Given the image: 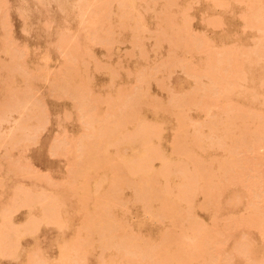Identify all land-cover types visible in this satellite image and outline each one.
I'll return each mask as SVG.
<instances>
[{"label": "rangeland", "instance_id": "1", "mask_svg": "<svg viewBox=\"0 0 264 264\" xmlns=\"http://www.w3.org/2000/svg\"><path fill=\"white\" fill-rule=\"evenodd\" d=\"M26 1H28V3H29V6L28 5H25L24 3L26 2ZM40 1V0H39ZM76 1H78V2H74V0H61V7L60 6H57V5H54L53 3H52V5L51 6H49L48 5V0H41V2H40V6H39V3L37 2V1H35V0H6V2H4V0L2 1V0H0V3H2V2H4L6 5H4V7H2L3 5L2 4H0L1 6H0V18L2 17L1 15H4V14H2V12L4 11H6V9L7 8H9V9H7L8 11V13L7 12H5L6 14H7V16H8V19L9 20H5L6 22H4L3 20H4V17H2L1 18V20H0V25H2L1 23H3V24H7V26L9 25V27L8 28H6V30L7 29H9L10 28V30L11 31H9L8 30V32H10L9 33V35L8 36H11V39L9 40L8 39V36L6 35V37H7V39L8 40H6V38H5V36H4V38H5V41H9V42H7V43H9L10 45L8 46V45H5V44H7L6 42H4V44H3V42H2V40L4 41V38L2 39L1 37H2V35H5L3 32H4V29H2L4 26H0V49L3 51V49H4V52H5V50H6V52H7V55H8V51L7 50H9V47H10V51H11V53L12 54H16V53H20L21 52V49H22V47H20V46H23V45H25V47L27 48V51H26V49L23 51L25 54L26 53H28V55L27 56H25L26 58L24 59V61H25V63L27 64H24V65H26V66H24L25 68H31L30 69V71H26L25 72V75H28V76H30V77H28V79L27 78H25V79H27V80H29L28 82H26V80H24V77L25 76H23L22 74H24L23 72L25 71H22V73H19V72H17L16 74H14V76H12V72H14V71H11V76H12V78L14 77V80L12 81L13 83H14V85H10V83H9V85L10 86H13L15 89L14 90H19V88H20V90L22 91V88H27V87H23L24 86V84L26 83L27 85H29V88L31 89V91H33V92H31V91H27V89H26V91L25 92H27V94H32L33 93V98H32V100L34 99V98H36V97H38L37 99H35V101L37 100H39L41 103L40 104H42L43 103V99L41 100V97H43L44 98V102L45 103H43L44 105H46V108H45V110H43V111H48V113L47 112H44L43 114L44 115H48V117H40V116H38V114L40 113L39 112V110H41V112H42V109H43V107H41L40 105H38V106H40V109H38L37 107H34L35 105H37L38 103H39V101H38V103H37V101L35 102L34 100L32 101V100H30V102L32 101V103H30V102H28L30 105H28V103H27V105H26V101L28 100V99H30L31 97V95L29 96L30 98H28V99H24V100H26V101H24V103H25V106H26V108H24V105H22V104H24L23 102L21 103V106H22V108H23V110H20V107L18 108L19 109V111H15V110H13V111H9L10 113V115L7 113L5 116H8L9 115V117H11L10 119H9V117H8V119H7V117H5L7 120L6 121H4L5 123L0 127V131H2L3 132V134L1 133L0 134V137L2 136V138H4V139H0V156L2 155V157H3V151L4 150H6L7 151V148H8V151L6 152L5 151V154H6V156H8V157H5V154H4V157H5V159H1L0 160V177H1V179L0 180H2V181H0V185L2 184V190H0V193H2V195L0 196L1 198H0V210H2L1 212H0V216H3V204L6 202V203H8L9 201H7V198L6 197H9L10 196V198H14V197H16V196H14V195H16L15 193H14V195L13 194H11V193H13V192H17V191H19V189L23 186L24 187V191L25 190H27V192H28V190L30 191L31 189L34 191V192H36V193H38V190L40 191V193H42V196H40L41 194H36L37 196H38V201H37V198H35V196L36 195H34V196H32L33 197V199H34V202L36 201V205H33V201L32 200H30L29 202L31 203V205H30V203H29V206L31 207L30 209L28 208V210H27V207L26 208H24V207H22L21 206V208H19L20 206H18V207H14L15 209H17L18 211L15 213V214H12V212H11V210L13 211V209H11L10 208V212H11V216H9L8 215V218H9V220H11L10 222L11 223H13V224H16V226H17V228L18 229H22L23 227H22V225H19V224H21V222L25 219V218H27V216L28 215H30L29 217H31V213H32V217L34 216V217H36L35 219H37V218H39L40 219V217H39V215L42 213V211L40 210L43 206H45L46 204H48L49 203V198H46L47 197V195L49 196V192H53V191H55V192H60V191H62V190H64V193H65V196H66V199L68 200V204H67V206H68V208L70 209V208H72V207H77L78 208V206H82V202H83V204H86L87 205V209L85 208L86 207V205H85V207H81L82 209H80V214L79 215H75V217H74V219H73V224H72V226H70L71 228H66V229H63L62 231H56V230H54V228L53 229H51L52 228V226L50 225L49 226V224H45V227L44 226H39L38 228H39V230H34L35 232H36V234L34 233V231L32 232V236L31 235H29V234H27L28 232H25V235H26V237L24 238V241H23V239H22V241H20V242H22V246L21 247H19L20 246V242L16 239V238H14L15 237V235L13 236L12 235V233H9V237H8V241H7V244H6V251H8L10 248H11V246H15V247H13V249H14V251L15 252H12V254L14 255V257H10V256H6V254H5V256H3V258L2 257H0V264H26V261L28 260V258H30L31 256L29 255L30 253H31V251L34 253L35 251H37L36 249H38L39 250V254L40 255H37V256H35V260L34 259H32V260H29L28 262H27V264H31L32 263V261H33V264H78L79 263V261H80V263L81 264H83V261H85V263L86 264H106L107 263V259H109V261H111L113 258V260H112V263L114 264V262H116V261H120L119 262V264H134L135 263V261L133 262L132 261V259L131 260H129L128 259V261H127V259L124 261L123 260V257L121 256V258H119L120 257V255H118V250H117V252H116V250H115V252L112 250L113 248H115V247H112V248H107V249H109L108 250V252L106 251V249L104 250L103 248H104V246H103V243H102V246H103V248H100V249H103V250H101L102 251V253H103V256H102V253H100L99 252V249L97 248L96 249V247H98V246H100L101 245V241L100 242H95L96 241V238H98V237H100L99 236V234H98V237L96 236V233L94 232V231H91L90 229H88V231L87 232H85L86 230L84 229V231H81V230H79V231H77V233L78 232H80V237L79 238H84V236H85V238H84V241L86 240L87 241V239H88V243H89V245H87L86 246V244H88L86 241V244L84 245V242H83V245L85 246V248L83 247L82 249H80V252L79 253H82V251L83 252H85V253H82V254H79L78 255V252H77V250H79L78 249V247H79V244L78 245H76V240L78 239V238H76V240H75V242H73L74 240H72L74 237H76V236H79L78 234H74L75 232V226H78V224L79 225H81V226H83V224H82V222L81 221H85V219L87 218V216L88 217H91V216H95V215H93V213L95 214V212H96V210H97V212H99V214H101V215H99V216H101V220H102V216H105V219H107L106 218V215H103L106 211V213L107 214H109L108 213V210H109V208H107V203H108V201L107 200H109V199H107V194H109V193H107L108 191V188H110L111 186H110V184L109 183H111V178L113 179V177L112 176H114V175H110L109 174V172H110V170H111V168L113 169V166H112V164L113 165H118V167L120 166L121 167V165L123 166L124 164H125V166H124V168L125 169H123V167L120 169V172H123V174H124V176H125V178H128V180H126V182H125V179H124V183H121L120 181H122V180H120V178H122L123 177V174H119V176L121 175L122 177H120V178H118V182H120L121 184H122V187L121 188H124L123 190L124 191H121L122 193H120V192H118L120 195H122V196H120L119 197V195H118V197H119V199H122V200H120V201H118V200H116V197H117V195H116V193H115V191H114V194L116 195V197H115V200L116 201H118L119 203H123V200H124V202L126 201V203L127 204H125L126 206H123V207H121V206H119V203H117V202H115L112 198H111V200H109V201H111V203L114 201L115 203H117L116 205H115V203H112V204H114L115 205V207H119V208H122V210H121V212L120 211H118V208H115L114 209V206L112 205V206H109V207H112V217H115L114 215H116V218L117 217H119L117 220L120 222V227H118L117 225H118V223L119 222H117L116 221V223L114 222V224H112L113 223V221H111L112 220V218H111V220H109L108 221V219H107V224H112V225H116L117 227L116 228H120V234L121 233H127V234H129V235H132V236H135V237H137V238H139L140 237V239H141V242H142V240H145V238L148 240V238H149V240L151 241V239H152V241L151 242H153L152 244H158L159 242L161 243L162 242V240L161 241H159L158 240V238H159V236H164V237H167L168 235L167 234H163V233H165V232H162L163 231V229H164V227L166 226V228H168L167 226H170L171 224V220H170V222H169V218H168V221L166 220L167 218H165V220H162L163 218L160 216V215H158V207H159V205H158V203L157 202H155V203H153V202H151V205H149V206H151L150 208L151 209H148V208H145V205H144V203H143V201H142V203L143 204H141V205H143L144 206V208L145 209H147V210H151V217L149 216L150 215V213L147 215V210H145L144 208H142L143 209V211H145L144 213H142L141 211V209H140V207H141V205L139 204V202H137V200H135L136 201V203L135 204H133L132 203V201L134 200V199H136V198H134L133 197V200H131L132 198V189H131V187H133V186H131V184L133 183H135L136 185H138L137 186V189H139V185L141 184V183H139L138 182V180H140L141 181V177H142V180H143V182H144V180L146 179L144 176H141L140 175V173L139 174H137L138 176H136V171L134 170V171H131L127 166L129 165H131V163H132V161L134 162V161H136L135 159V155H137V154H140V152L142 153V151L143 150H145L146 148H145V146H143L142 147V145H145V144H147L148 143V141L146 142V143H144V144H140V145H138L139 143H137L138 141L137 140H135V142L133 141V144L134 145H130L128 142H129V140L128 139H126V138H128L127 136L129 135L130 136V132H132L133 131V128L136 126V124L137 123H139L138 121L141 119L139 116H141L143 113H148V115H152V114H154V113H156L157 114V123L156 124H160L159 126L158 125H156L155 124V121L154 120H151L150 122L152 123L153 122V124H154V127H155V125L160 129V128H162V130H160L161 132H158L159 133V135H160V133H161V135L159 136V135H157V137H155V140H154V138H152L151 140V143H148L149 145H147V147H148V149L150 148V147H152V146H154V145H156V146H154L155 147V150H159V148L161 149V151H162V153H163V151H164V153L163 154H160L161 156H164V157H167V158H169V159H167V160H169L170 162L172 161V160H175V161H173L174 163H176V164H181L183 161L182 160H184L185 161V159L183 158V157H185V156H183V155H178L177 157L174 155V153L173 154H171L170 155V153H171V151L169 150V149H171V147H173L174 146V144H173V146L172 145H170V144H172V143H169V141H170V138L171 137H173L174 136V133L176 134V133H179L180 135H178L179 137L180 136H184V134H190V132H194L195 133V135H194V137H198L199 135H196L197 134V131L198 130H196V129H199V134H200V131H201V129L200 128H202L203 129V133L206 131V132H208L207 130H206V128H203V127H201V126H203V124H204V126H205V124H207V122L209 123H211V119H213V121H214V118L215 117H218L220 114V116L219 117H221L222 118V116L223 115H225V114H222V111L224 110V108L227 106V108H229L228 106H232L230 109H228V110H231L232 109V113H235V112H233V110H235L236 108H235V106L237 107V109L236 110H238L239 111V113L240 112H242V111H240L241 109L242 110H244L245 111V113H243L242 115H247L246 114V112L248 113L249 112V114L248 115H250L251 116V114H252V112L253 111H256V110H258V113H257V111L255 112V114H256V116L254 117V118H252V117H250V118H252V119H249V120H243V122H240L239 120L242 118V116L241 117H237L238 118V120L236 119L235 121H234V123L235 124H239V128L241 129V126H240V124L241 125H246V124H248V125H250L249 126V128L247 127V125H246V128H248V130L250 129L251 131L253 130V129H251V127L252 126H254V128H255V132H251V131H249L250 132V134H249V136H245V134L247 133L246 131H244V132H246L245 134H242V135H244V136H242V137H240V138H237L236 140H234L235 142H231L230 141V139H229V142H231V144L229 143L228 144V139L227 140H225L226 138H227V136H226V138H224V140H225V143H227L226 144V146H223L224 147V149L226 150V147H228V148H230V150L232 151V153L234 154V157H235V159H239V160H243V158H244V163H245V166L243 167L242 165H240V168L239 169H241L242 170V172H243V174H242V172H240L238 169H236V170H238V172L240 173V174H238L239 175V177L242 175L243 177H242V179L240 180V181H242V183H241V185L242 184H244V187L246 186V188H244L245 190H243V189H241L239 186H241L240 185V181L239 182H237L238 184H236V181H235V184L237 185L235 188H234V184H231L230 182V184H229V187L227 186V187H225V185H224V187L222 188V189H218L219 191L220 190H224V191H221L220 193H219V191H217L218 192V194H217V196H216V194L213 196L214 197V199H216L217 200V198H218V201L220 202L219 204L220 205H213L214 207L216 206V208L217 209H215L216 210V212H214L215 210L213 209V207L211 206V207H208V208H206V210L207 209H209V211L208 212H204L203 210H200L201 208L202 209H205L204 208V206L203 207H201V208H199V210L196 208V207H198L197 205H200V204H198V202L200 201L201 202V199H202V201L205 199V198H201V195H203V194H201L200 195V193L198 192V194L196 195V197L195 198H192V201L193 202H191L192 203V206H191V204H190V208H186V207H189L186 203H183V204H186L187 206L185 207L186 209H180L181 210V212L182 213H180V215H181V221L179 220V223L180 222H183V224H179L180 226H178V227H176L177 226V224H173L174 226H175V228L174 227H172V226H170V229H171V231L172 232H174V234H171L172 236H174V235H176V236H178V237H180V239H178V241H176L177 242V245L175 246V243L176 242H174L173 241V243H171V245L169 244V246H168V250L172 253V251H173V249H175L176 247H178V242H179V244H181V248H182V244L184 243V241H185V243H188L187 245H189V242L191 241V237H189L188 238V241H187V239L186 240H183V239H185L184 237H188V236H185V234L183 235L182 234V232L184 231V229H183V225H185L184 227L186 228L187 227V225L188 224H186V223H188V221L187 220H191L192 218H194V219H198V221L200 222V220H202L203 221V223L204 224H201V222H200V224L199 223H197L198 221L196 220V227H195V230L196 231H198L197 233H198V235H200L201 234V232L202 231H207V230H209V232H210V234L207 232V234H209V236L211 237V235L213 234L214 236V239H212V241L214 240V242H217L218 243V240H219V242L221 241L222 242V239L224 240L223 242H225L226 240H227V238L228 237H230V239L228 238V240L226 241V245L224 246L223 245V243H221L222 245L219 247V245L217 246V249H218V247H219V249H218V251H216L217 249H216V245H214V243H213V247L216 249L215 251H214V253L215 252H217V254H218V252H219V254L220 255H222V257L221 256H219V258H218V255H217V260L216 261H218V259L221 261V262H223V261H227V263L228 264H231V263H233V264H243V263H245V264H252L251 263V261L252 260H257V259H260V258H262V256H263V258H264V233H263V235L260 237V235L259 234H261L264 230H261V228L263 229L264 228V226H261V225H263L264 224V220H263V218H264V211H263V213H262V210H259V208H260V205L261 206H263L264 207V203H263V205L260 203V204H258V206H259V208H258V212L260 213L261 212V216L262 217H259V213L257 212V211H254V209H253V213H252V216H253V214H257L256 216L258 217V219L256 218V219H254L253 221H255V222H253L252 221V223H250V226H249V224H247V223H245L244 221L242 222V217H241V221L240 222H242V223H244L245 225H244V227H246V228H248L249 227V229H246V228H243L242 226H243V224L242 223H240L241 225V227L239 226V224H238V226H237V223H236V221L234 220L235 218H233V216L231 217V218H229V214L227 215V213H230L231 215H235L234 217H236V216H238L239 214L240 215H242L243 216V218H245V215L247 214V216H249V217H251V218H249V222H250V220H252L253 219V217L248 213L249 212V210L247 211L245 208L247 207V206H245L247 203H249L248 202V200L249 199H254V201H252V202H250V203H253L254 204V202H255V200L256 199H258V200H261V199H259L260 198V196L258 197V195H262V200H261V202L262 201H264L263 199H264V194H258V192H261V191H263V193H264V176H262V177H260V180H258V178H259V176H260V174L261 175H264V136H262L261 134H264V130L263 131H261L260 130V128H264V117L259 113V112H261V111H263V113H264V110L262 109V108H264V98H261V96L262 97H264V63H262V62H264V58H261V57H258L259 59L258 60H260L258 63H257V65H255V64H252L253 63V61H255V60H253L252 62H251V64H249L250 63V61L251 60H249V63H248V65H247V62H248V59H251V58H254L255 56H256V58H257V56L258 55H260L259 53H258V49H260V48H262L263 47V49L261 50V51H264V18H261V15L260 14H262L260 11V13L258 14V17H255L256 18V20H257V18H258V21L257 22H259V21H261V23L258 25V24H256L257 26H259V28L258 27H256L255 25H254V27L252 26H249V24H251L250 23V19L248 20L249 21V24H248V21L246 22V20L249 18H247L246 20L244 19H242V18H239V17H241V16H244V18H245V16L247 17V13H249L250 15H251V12H252V5H250V4H253V2H254V0H253V2L250 0L249 2H248V0L246 1V0H243V2H241V0L239 1V0H237V2H236V0H187L188 2H185L186 0H172V1H174V6L172 7V5H171V8H169V9H167L168 7V5H166V9L165 10H163L164 8H165V4L166 3H168V2H166L167 0H159V1H156V2H154L155 0H152V1H150V0H148V4H146V5H143V2H140L139 0H127V1H125V2H127L128 3V5L130 6H132V5H134V6H132L131 8H129V6L127 5V7H125V10H127V11H125V13H126V15H129L130 13L129 12H131V10H133V8H135V11H136V9H137V14H134V11L133 12H131V16H127L129 19L127 20L128 22H126V20H124V18H122L123 17V14H124V17L126 18V16H125V13H121V12H119V13H121V14H119L118 13V11L120 10V8L117 10V8H118V6H123V4L125 5V3H122L123 1H117L116 0V2H113L114 0H112V1H110V0H104V1H110V3L112 4V5H110V7H111V10H107V4L109 3V2H104V4H106L105 6H104V4L102 5V3H101V5H102V9H99L98 8V5H99V7L101 6L99 3H100V1H99V3H98V0H76ZM82 1H83V3L86 1V4H84V5H82V6H84V7H80L79 8V11H77L78 10V6L80 5V4H82ZM102 1V0H101ZM133 1V2H132ZM143 1H145V0H143ZM169 1H171V0H169ZM172 1L170 2V3H172ZM191 1H193L192 3H191ZM197 2V4H196V2ZM211 1H215V2H211ZM222 1H224V2H222ZM256 1V0H255ZM259 1H261V3L260 2H254L255 4L254 5H256L257 6V8L258 7H260L261 6V4L263 3V6H264V2H262V0H259ZM73 2V3H72ZM103 2V1H102ZM118 2V3H117ZM119 2H121L122 3V5H121V3H119ZM145 2H147V1H145ZM145 2H144V4H145ZM155 3L154 5L155 6H153V4L152 3ZM186 4H185V3ZM228 2V3H227ZM239 2V3H238ZM41 3H42V5H41ZM162 3V5H160ZM165 3V4H164ZM170 3H168V4H170ZM188 3V4H187ZM195 3V4H194ZM226 3V4H225ZM243 3H245L244 5H243ZM71 4L73 5V6H71ZM75 4V5H74ZM76 4H79V5H77L76 6ZM136 4H141V5H139V6H141V8L138 6V5H136ZM150 4H152V5H150ZM193 4V5H192ZM248 4L250 5V6H248ZM47 5V6H46ZM147 5H148V7H147ZM159 5H160V8H159ZM186 5H189V6H186ZM228 5V6H227ZM247 5V7L249 8V7H251L250 9H251V11H246L245 12V10L247 9L248 10V8L247 7H244V6H246ZM43 6V7H42ZM75 6V7H74ZM117 6V7H116ZM256 6H254V7H256ZM31 7V8H30ZM77 7V8H76ZM105 7H106V9H105ZM110 7H109V9H110ZM137 7V8H136ZM145 7V8H144ZM164 7V8H163ZM169 7H170V5H169ZM44 8V9H43ZM74 8V9H73ZM81 8L83 9L84 8V14H82L83 13V11L81 10ZM124 8V7H123ZM127 8V9H126ZM145 9V10H142V9ZM149 8V9H148ZM163 8V9H162ZM189 8H191L190 10H188ZM16 9V10H15ZM104 9V12L102 11ZM249 9V10H250ZM260 9H262L261 7H260ZM264 9V8H263ZM20 11L19 12V14L21 13V15H22V18H24V21L22 20L21 21V16L19 17V15H17L18 13V11ZM46 11V13H44L45 11ZM117 10V11H116ZM123 9H121L120 11H122ZM157 10H158V12H157ZM160 10V11H159ZM24 11V12H23ZM81 11V12H80ZM99 11H102L101 13H99ZM107 11H108V13H107ZM111 11V13H116V16H113L112 14H110L109 15V12ZM129 11V12H128ZM230 11H231V13H230ZM241 11H243V12H245V14L246 15H244V14H241V16H239L240 15V13H243V12H241ZM23 12V13H22ZM62 12V13H61ZM80 12V13H79ZM123 12H124V10H123ZM127 12H128V14H127ZM162 13V12H164V14H167L168 12H169V14L171 13V15L172 16H168V14L167 15H162V14H160V13ZM166 12V13H165ZM75 13V14H74ZM103 13L105 14V13H107L106 15H104V16H107V15H109V16H107V17H109L108 19H110L109 21H110V23L108 22V20L106 19V17H104L105 19V22L104 21H102V20H100L99 19V17L98 16H101V15H103ZM113 13V14H114ZM238 13V14H237ZM6 14H5V17H6ZM80 14H82V16L84 15H86V16H88L89 18H91V19H89L88 17L86 18V20H84L85 21V23H87V29H85V30H87V33L89 34H91L90 36H88V34H86V33H84L86 36H87V38L89 39V41L87 40H85L86 38L84 37V35L82 34L83 32H85V30L83 31L82 29H79L80 27H82L83 29H84V27H86L84 24H83V26L80 24L81 22L82 23H84V21L82 20H79L78 19V16ZM101 14V15H100ZM202 14V15H201ZM49 17H48V16ZM118 15H120V18L118 17ZM136 15V16H135ZM237 15V16H236ZM264 14H262V16H263ZM85 16V17H86ZM132 16L134 17V18H132ZM199 16H201L202 18H200ZM252 16V15H251ZM254 16V15H253ZM256 16V15H255ZM80 17V16H79ZM102 17V19H103V16H101ZM191 17V18H190ZM21 18V19H20ZM46 18H47V20H46ZM80 18H83V17H80ZM131 18H132V20H131ZM158 18V19H157ZM162 18V19H161ZM188 18H189V20H188ZM251 18V17H250ZM259 18H261V19H259ZM7 19V18H6ZM120 19V20H119ZM127 19V18H126ZM161 19V20H160ZM194 19V20H193ZM220 19H221V21H220ZM241 19V20H240ZM252 19H254V17L252 18ZM251 19V20H252ZM79 20V21H78ZM87 20H90V21H87ZM98 20H100L101 22H103V23H99V21ZM124 21V25L122 26L121 25V28H116V26H118L117 24H120L121 23V21ZM255 19L253 20V24H254V22L256 21ZM9 21V22H8ZM43 21H45L47 24L48 23H50L51 21V27H49V25H48V28H50V29H48L47 28V25H46V29H44L45 27H43L42 25H45V24H43L44 22ZM107 21V22H106ZM9 24H8V23ZM43 22V23H42ZM92 22V25L90 24ZM136 22V25H134V23ZM170 23V22H172V23H170V26H171V24H172V26L174 25V24H177V26H180V25H184L183 23L184 22H186V26H185V28L182 26H180V28L182 29H184L183 31L182 30H180L179 32V35L183 32V34L181 35V37L179 36L178 37V35H176L175 36V39L173 38L174 36H173V32H171L170 31V34L173 36H171V35H167L166 33H168L169 34V31L166 29V28H171L170 26H168V24L166 25V23ZM177 22V23H176ZM108 23V24H107ZM174 23V24H173ZM180 23V24H179ZM22 24V25H21ZM25 24V25H24ZM102 24V25H101ZM57 25H60V26H68V28H67V30L65 31L64 29H62V30H60V31H62L63 33H65L66 35H65V40L63 39L64 38V36H62L61 34L60 35H58L59 33H60V31H59V33H56V26ZM79 25V26H78ZM81 25V26H80ZM107 25V27H109V29L107 30V29H105L106 26ZM164 25H166V28H165V26ZM252 25V24H251ZM92 26V27H91ZM98 26V27H97ZM120 26V25H119ZM133 26H136L135 28L136 29H134L133 28ZM176 26V27H177ZM260 26H261V29H260ZM5 27H6V25H5ZM90 27V28H89ZM93 27H94V29H93ZM96 27V28H95ZM256 27V28H255ZM263 27V28H262ZM30 28V29H29ZM101 30H103V32H104V30H107V31H105V33H106V35H105V33H103L102 31L100 32V31H97V30H99V29ZM104 28V29H103ZM115 28V29H114ZM168 28V29H169ZM179 28V27H178ZM179 28V29H180ZM1 29H2V31H1ZM20 29H23L24 30V32H21V30ZM69 29H70V34H72V37H73V39H75L76 41H78L79 42V46H80V48H79V50H78V47H77V43L73 40V39H71L70 38V36H68V37H66L67 35H70V34H68V32L67 31H69ZM88 29H90V30H88ZM93 29V30H92ZM95 29H96V31H95ZM117 29H118V31H117ZM165 29L167 30L166 31V33H165ZM176 28H171V30L173 31H176L175 30ZM178 29V30H179ZM5 30V31H6ZM81 30L83 31V32H81ZM25 31H27V33H25ZM93 31V32H92ZM116 31H117V33H116ZM76 32V33H75ZM113 32H115V33H113ZM5 33H7V32H5ZM26 35H25V34ZM100 33H102V34H100ZM110 33L111 34H114L113 35V37H112V35H110ZM175 33H178L177 31L175 32ZM28 34V35H27ZM54 34V35H53ZM61 36L62 38H59L58 36ZM73 34H75L76 36H73ZM95 34H98V35H95ZM100 34V35H99ZM116 34H117V36H116ZM56 35V36H55ZM95 35V36H94ZM101 35H103V36H101ZM96 36H97V38H98V36H101L102 38V40H103V38H104V40H103V46H105V47H108V46H106L105 45V43L104 42H106V43H108V41L110 42V40H111V42H115L116 41V43H112L113 44V47L112 46H110V45H112V44H110L109 46L110 47H112L111 49L108 47L107 49H110V50H108V51H110L108 54H106L107 52V49H106V51L104 50L105 48L104 47H100L101 46V44H99V43H97V42H99L100 41V39L98 38H96ZM131 36H132V38H131ZM169 36V37H168ZM58 37V38H57ZM75 37V38H74ZM94 37H95V40H94ZM105 37H107L106 39H105ZM110 37H112L111 39H110ZM23 38V39H22ZM57 38V39H56ZM84 38V39H83ZM131 38V39H130ZM157 38H159L158 40H161L162 42L160 43L161 44V47L159 46V51L158 50H155V47H152V44H154L155 43V41L157 40ZM168 38V39H167ZM257 38V39H256ZM24 39H26V43H28L27 44V46H26V44H23L22 42V40H24ZM62 40V41H59V42H56L57 40ZM66 39H71L70 41V43L72 44V43H74L73 45H71V44H68V42H69V40H66ZM78 39V40H77ZM195 39V42H197V41H199V42H197V44H199L200 45V47L199 48H197V50H193L194 48H192L191 47V49H186V48H188V47H179V45L177 46L176 45V43L175 42H179L180 43V45H182L181 43H183V42H190L191 40H192V42H191V44L193 43L194 44V40ZM12 40V41H11ZM14 40H16V41H14ZM54 40H56L55 42H56V44L58 43V44H60V45H56V44H52V42H54ZM98 40V41H97ZM130 40V41H129ZM66 41H68L66 44L64 43H61V42H66ZM72 41H74V42H72ZM132 41V42H131ZM13 42V44H11ZM94 42H96L98 45H96L95 46V44L96 43H93ZM129 42H131V43H133L132 45L131 44H128ZM154 42V43H153ZM166 42H167V45H166ZM48 43H50V44H52V47L50 48V46H48ZM61 44L62 45H64L63 47L61 46ZM67 44L70 46H67ZM109 44V43H108ZM107 44V45H108ZM142 44H144V49L145 50H142V49H140V47L142 48L143 47V45ZM157 43H155V45H156ZM174 44L177 46V48L179 49V48H181V51H180V49L178 50V49H176V48H172V46H174ZM185 44V43H184ZM184 44H183V46H184ZM244 46L243 48H245V47H248L247 45H249V47H250V45H251V48H248L247 50H246V55H243V54H241L240 55V57L239 58H235V60L236 59H240L239 61L240 62H243L241 65H243V66H239V61H238V64H237V66H235L236 64H234V66L235 67H237V68H240L239 70H238V72L239 71H242V73L243 72H245V73H241V72H239V74H238V72H235V70H234V73L233 72H230V71H233L232 69H230V73H232V76L234 75V74H236L237 73V75H236V78H235V75H234V78L231 80L230 79V77H229V79L227 80V79H225V81H224V79H223V77H221L222 78V80L218 77L219 76V74L218 75H215L214 73H213V75L214 76H216V77H218L217 79L218 80H220V83H218L219 81L217 80V79H214V78H211V79H209L208 81L207 80H205L204 79V77H202V75H204V73H205V71H206V69H205V67L206 66H204L203 64L207 61V60H209V58H208V56L210 55V54H212V56L214 55V57L215 56H217V54L218 55H220V57L219 58H221L222 57V55L223 56H225V52H227L228 50H230L229 48H231V49H233L234 47H238L236 50L237 51H239L241 48H242V45ZM252 44L254 45L253 47H252ZM94 45V46H93ZM130 45L133 47L130 51H131V55L129 54V52L128 51H126L127 49L129 50V48H130ZM188 46H190V43L189 44H187ZM186 45V46H187ZM241 45V46H240ZM31 46H33L34 47V49H32V47ZM39 48H38V47ZM67 46V48L66 49H69L68 50V52L66 53V52H64V53H62L63 51V49L65 48ZM84 46V47H83ZM86 46V47H85ZM157 46H158V44H157ZM176 46H174V47H176ZM194 46H196V45H194ZM240 46V47H239ZM2 47H5V48H2ZM24 47V48H25ZM37 47V49H39V51H37L35 48ZM44 47H45V49H44ZM59 47H61L60 48V50H59ZM73 47L75 48V53L73 52ZM170 47V48H169ZM197 47H198V45H197ZM8 48V49H7ZM21 48V49H20ZM82 48V49H81ZM151 48V50H149ZM157 48V47H156ZM222 48H227L228 50H226L225 51V49H224V51L225 52H223V54L221 53L223 50H222ZM242 48V49H243ZM66 49H64V51L66 50ZM140 49V50H139ZM155 50V55H153V53H152V50ZM174 51V56H175V58L173 59V58H171V56H173V55H171L170 53L172 52L173 53V51ZM242 49H241V52H242ZM0 50V53H2V51ZM36 50V51H35ZM44 50H47V52L46 51H44ZM78 50V51H77ZM83 50H85L84 52H83ZM169 50V51H168ZM222 50V51H221ZM236 50H233V54H234V52H235V55H236ZM9 51V52H10ZM20 51V52H19ZM54 51V52H53ZM72 51V52H71ZM77 51V52H76ZM80 51V53L81 54H78L77 55V53ZM90 51L93 53V55L95 56V58L93 57V55H92V57L94 58V60L96 59L98 62H95V63H101V61H102V65H100V67L101 66H106V65H108L107 63H109L110 65H108L109 66V70L110 69H112V70H114V68H115V70H116V68H119V67H121L120 66V64H116L115 63V61L116 62H118V60L120 61V62H122V68H119V69H122V70H119V69H117V71L118 72H116V71H113V72H116V73H119V74H117V76H118V78H116V77H114L113 78V76H115V73H113V74H108L109 72H108V70H106V68L107 67H105V68H103V67H101V68H103V70L102 69H100V70H97V68L99 67L98 65L100 64H98V65H96V64H94V61H93V64H94V67H93V69L95 70H97V72L99 73H96L94 70H92V59H88V58H90V55L89 54H87V52H89L90 53ZM128 52V56L130 55V57H127V54H125L126 52ZM142 51V52H141ZM171 51V52H170ZM221 51V52H220ZM3 52V53H4ZM42 52V53H41ZM44 52H46L47 53V56H49V58L51 59V60H49L48 61V59H47V61L45 60L46 58H45V55L40 59H38L37 60V58L38 57H41L42 55H43V53ZM56 52V53H55ZM72 53V54H70V55H72V56H68V53ZM231 52V51H230ZM23 53V54H24ZM33 53V54H32ZM46 53H44V54H46ZM61 53H62V55L64 56V54H67L66 55V57H68V59L70 58V57H72L73 59H74V62H71V64L73 63L74 64V68H75V63H76V66H78V68H77V70H76V68L75 69H73V72H71V70H68V71H70L72 74L73 73H75L76 71H79L78 73L80 74V75H78V77H77V72L75 73V74H73V75H75L76 77H75V80L77 81L80 77H81V73L82 72H84L85 71V64L87 65L86 66V69H87V67H89L88 69H89V71H88V77H89V75H90V72L92 73V75H93V77H92V79H93V81L91 80L90 81V79H89V81H90V85H86V83H88V80H87V82H86V78H85V80L83 79V77L87 74V73H85L84 72V74L82 73V75H84V76H82V79L86 82H83V80L81 79V83L83 82V84L85 85V87L87 86H89L88 87V89L90 88V93H95V92H97V94L95 93V95H99L100 93V97H101V95H102V97H104V94L103 93H107L108 94V92L110 93V96H113L112 97V99L114 98V97H118L116 94L118 93V91L120 92L123 88L125 89L126 88V91L125 90H122L123 91V93L124 94H126V92L128 93V97L126 98H122V100H126L127 99V104H128V101H130L131 99H133L134 101L132 102V103H134L136 100H138V99H140L139 97H138V95H137V92H135V93H133V90H135V89H133L134 88V86H135V88H136V91H138V89L140 88V83H141V88L139 89V90H141L142 89V93H143V95L145 96L146 94V97H148V94H151V95H153V94H155V96L153 95V97L154 98H156V100L155 101H157V102H160L161 103V105H159L158 104V106H160L159 107V109H161V111H158V108H155L154 110L153 109H151L152 107H154V106H152V107H148V106H151L152 104L154 105V102H152V100H153V98H152V100H151V98H150V102L152 103L151 105H150V102H149V105L146 107H144V105L143 104H138L137 105V103H136V106L135 107H132V108H135L136 109V107L140 110H138L139 111V113H138V115L136 116V115H134L133 116V114H132V118L130 117V119H134V117H138V119L139 120H136L137 122L135 123L134 122V120H133V122L132 123H128L127 124V127H122L123 129L121 130V132L119 131V133L121 134V136H118V135H120V134H116L118 137H124V138H121V140H122V142L121 143H119V144H116V140H118V139H120V138H118V139H114V137L112 138V136L114 135H112L111 136V140L110 139H108V141H105V137H104V140H102L103 141V143H102V147H104L105 148V146L107 147L109 144L111 145H109L107 148V150H106V148H105V150H104V148H103V150L104 151H99V149H102V147H100V148H96V150L94 149V152H95V155L96 154H98V152H99V156H104V161H102L101 163H99L100 161H101V159H99V161L97 160L96 162H98L97 164H96V166L98 165V164H102V163H104V167L102 166V165H99L98 166V168H100L101 166L103 167H101L98 171H92V170H96L97 169V167L94 165V164H91L92 162H90V160H89V157H88V159H86L87 161L89 160V162L87 163V161L86 160H84L83 161V159L81 160V161H83L85 164H87L86 166L85 165H83L84 163H81L82 165H83V171L81 172V169H80V167L82 166V165H80V167H78V169L80 170V172L81 173H78V171H76V168L73 170V167H76L75 165H77V164H75L77 161L76 160H79V159H81L82 158V155H83V152H81L83 149H84V146L86 147V145L88 146V143H87V141L90 143V145L88 146V147H91V144H94V143H96L97 144V142H95V141H92V140H94V135H93V133L95 132L94 131V129L95 130H97L98 131V134H96V135H99V136H101V134H99V131H100V128L98 129V127L95 125V123L93 124V126H91L92 124L90 123V122H92L93 120H91L90 121V119L88 120V118L87 117H91L90 115L89 116H87L86 114H83L82 112H81V110H79V108L78 109H76L75 110V114H73L74 113V110L73 109H75L76 107L75 106H71V103H73V102H70L73 98H71V99H69L70 101H68V98H67V100H65V99H63V98H60L59 97V99H61V100H58L57 101V98L58 97H56L55 96V99L52 97V96H54V95H51V94H54L55 93V90H56V86H55V84L53 83V82H51V80H50V82H49V79L46 81V79L48 78V76L51 78V76L53 75V74H55V71L57 70V71H59L60 70V66H57V65H60V63L62 62V59H60L61 57H60V55H61ZM85 53V54H84ZM143 53V54H142ZM144 53H148L147 55L146 54H144ZM166 53V54H165ZM167 53L169 54L168 56H169V59L170 60H168V57L166 58L165 56L167 55ZM216 53V54H215ZM220 53V54H219ZM231 53V54H232ZM239 53H240V51H239ZM239 53H237V55H239ZM5 54V53H4ZM22 54V53H21ZM22 54V55H23ZM39 54H41V55H39ZM48 54H50V55H48ZM59 55V57H58V55ZM73 54H76L77 55V57H75L74 58V56L75 55H73ZM91 54V53H90ZM100 54L102 55L101 57H100ZM112 55V57H111V55ZM124 54H125V56H124ZM141 54H142V56L143 55H145V56H143V60H141ZM161 54V55H160ZM261 54H262V52H261ZM264 54V53H263ZM19 55V57H20V54H18ZM61 55V56H62ZM84 55H89V57L87 58L86 56H84ZM108 55H110V57L108 56ZM158 55H159V57H158ZM176 55H178L177 56V58H176ZM227 55V54H226ZM24 56V55H23ZM37 56V57H36ZM81 56V57H80ZM108 56V57H107ZM211 56V55H210ZM231 56V55H230ZM233 56V55H232ZM231 56V57H232ZM262 56V55H261ZM3 57V58H2ZM8 57V56H7ZM7 57H5L3 54H0V60H1V58H2V60H4L5 62H6V64H7V60H10V57H8L9 59H7ZM22 57V56H21ZM91 57V58H92ZM105 57H107L109 60H107V58H105ZM152 57V58H151ZM213 57V58H214ZM227 56H225V58H226ZM231 57H229L230 58V60H229V63H230V61L231 60H233V61H235L233 58L231 59ZM64 58V57H63ZM72 58H70L69 60H71ZM129 58V59H128ZM145 58L147 59V61L146 62H144L145 61ZM160 58V59H159ZM165 58V59H164ZM213 58H211V60L213 59ZM224 58V59H225ZM23 59V58H22ZM35 59V60H34ZM65 59V58H64ZM67 59V58H66ZM65 59V60H66ZM72 59V60H73ZM77 59H80V60H78L77 61ZM86 61H85V60ZM121 59V60H120ZM128 59V60H127ZM155 59V60H154ZM180 59V60H179ZM247 61H246V60ZM255 59V58H254ZM1 60V61H2ZM20 60H21V58H20ZM65 60H63V63H67V62H69L70 63V61H65ZM82 60V61H81ZM159 60V61H158ZM161 60V61H160ZM177 60H179L180 61V63H181V61H182V63H184V64H179L178 63V61ZM226 60V59H225ZM224 60V61H225ZM241 60H245V62L244 61H241ZM4 61H2L4 64H5V62ZM21 61H23V60H21ZM55 61H57V62H55ZM80 61V62H79ZM169 61V62H168ZM171 61V62H170ZM172 61H176V62H174V63H177L176 65L173 63L172 65L170 64V63H172ZM212 61H214V59L212 60ZM211 61V62H212ZM216 61H219V59L217 58V60ZM222 61V60H221ZM1 62V63H2ZM9 62V61H8ZM29 62H31V65H30V63ZM35 62V63H34ZM43 62H47L48 63V65H47V67H45L46 65H44V64H46V63H44V64H42ZM82 62H87V63H85V64H83L82 66L84 67H82L81 66V64H82ZM89 62V63H88ZM103 62H105L106 64L104 65V63ZM208 62V61H207ZM220 62V61H219ZM227 62V61H226ZM257 62V61H256ZM0 63V64H1ZM36 63H38V64H36ZM69 63H67L66 65L65 64H63V67H67V65L69 64ZM79 63V64H78ZM81 63V64H80ZM213 63V62H212ZM255 63V62H254ZM116 64V65H115ZM211 64V63H210ZM215 64V63H214ZM217 64H219V63H217ZM42 65H44V66H42ZM180 65H182L181 67H183L184 69H183V71L182 70H180ZM184 65V66H183ZM189 65V66H188ZM206 65V64H205ZM208 65V67H209V63L207 64ZM222 65V64H221ZM228 65V64H227ZM1 66H2V64H1ZM52 66L55 68L56 66H57V68H55L56 70H54L53 69V74H51V72L50 71H52V69H50L49 67H51L52 68ZM61 66H62V63H61ZM69 66V65H68ZM71 66V65H70ZM96 66H98L97 68H95ZM114 66V68H112ZM174 66H175V68H174ZM185 66H188V67H190V70H187L186 68H185ZM214 67L215 69H216V67L218 68V66H214V65H211L210 67ZM229 66H233V63H232V65L231 64H229ZM233 66V69L235 68ZM250 66V67H249ZM47 68L48 70H49V72H48V74L46 75L45 73H44V71L46 72V70L44 69V68ZM72 67V66H71ZM71 67H70V69H71ZM111 67V68H110ZM177 67V68H176ZM209 67V68H210ZM212 67V68H213ZM220 67H222V66H220ZM242 67V68H241ZM58 68H59V70H58ZM81 68L82 69H84V71H82L81 70ZM124 68H126V69H129V70H127L128 72H127V74L125 75V73H124V71H125V69ZM143 68H145L144 70H145V73H143L144 72V70H143ZM212 68H210V70L212 69ZM213 68V69H214ZM224 70H225V68H226V66L224 67V65H223V67H222ZM43 69V70H42ZM63 68H61V70H62ZM164 69V70H163ZM186 69V70H185ZM219 69H221V68H219ZM227 69H229V67L227 68ZM236 69V68H235ZM27 70V69H26ZM47 70V71H48ZM60 70V71H61ZM65 70V69H64ZM64 70H62L63 72H64ZM75 70V71H74ZM112 70H110V71H112ZM161 70V71H160ZM207 70H208V68H207ZM222 70V69H221ZM4 71H5V69H4ZM21 71V70H20ZM56 71V72H57ZM59 71V72H60ZM61 71V72H62ZM66 71H67V69H66ZM137 71H139V72H137ZM147 71L151 74V75H149L148 73H147ZM157 71H159V73L157 72ZM163 71H164V73H163ZM182 71V72H181ZM237 71V70H236ZM16 72V71H15ZM60 72V73H61ZM106 72H107V74H106ZM213 71H211V72H209V73H212ZM217 73H218V70L216 71ZM225 72V71H224ZM249 72V73H248ZM5 73L6 72H2V77L5 75ZM26 73H28V74H26ZM43 73H44V75H45V77H44V75H43ZM47 73V72H46ZM49 73L51 74V76L49 75ZM59 73V74H60ZM112 73V72H111ZM208 72H207V74H209ZM240 73L242 74L241 76L242 77H237L238 75L240 76ZM58 73H56V75H57ZM70 74V73H69ZM105 74V75H104ZM129 74H131V75H129ZM206 74V73H205ZM222 74H223V76H224V73H221L220 75L222 76ZM227 73H225V75H226ZM1 75H0V77H1ZM20 75H22V78H23V84H22V80H20ZM63 75H65V73H63L62 74V78H61V81H62V79H63ZM109 75H111L112 77L111 78H113L112 79V81L114 82V83H112V87H109V89L108 88H106V87H101V86H105L106 84H107V86H108V79H109ZM128 75V76H127ZM137 75H138V77H137ZM143 75H145L144 77H141V76H143ZM148 75V77L146 78V76ZM213 75H211V76H213ZM231 75V74H230ZM19 76V77H18ZM46 76H47V78H46ZM55 75H53L52 77H54ZM58 76V75H57ZM161 76H163L164 78H166V76L169 78H167L168 80H166V79H162L163 81H164V86L165 87H163L162 86V83H159L160 82V80H161ZM210 76V75H209ZM226 76H229L228 74L226 75ZM225 76V77H226ZM244 76H245V79H244ZM5 77V76H4ZM43 77H44V79H43ZM59 77V76H58ZM58 77H55L53 80H54V82H57V80L55 81V79H57ZM137 77V78H136ZM206 77V76H205ZM208 77V76H207ZM21 78V79H22ZM41 78H42V80H41ZM116 78V79H115ZM137 79V80H135V81H137L136 83H134L133 81H134V79ZM139 78H141V79H139ZM142 78L145 80V81H147L146 79H148V83H147V87L146 86H144V84L146 85V83H144V84H142V82H144V81H141L142 80ZM262 79V81H260ZM2 80V79H1ZM155 81V82H157V83H159L158 85H160V88H162L161 90L162 91H159L160 89L158 88V87H156L155 85H156V83L155 82H153V81ZM159 80V81H158ZM246 80V81H245ZM250 80V81H249ZM15 81H16V83H15ZM17 81H18V84H17ZM43 81V82H42ZM141 81V82H140ZM218 81V82H217ZM244 81L246 82L245 84H244ZM59 82V81H58ZM78 82H79V80H78ZM109 82H111V80H109ZM170 82V83H169ZM201 82H205V83H203V84H206L205 86H207L208 85V87L210 88V93H211V95L209 94V95H205L206 97L205 98H201V99H199V106H196L197 108H193L192 106H194V105H191V106H188L187 105V107H192V108H190V109H187L186 110V112H185V109H186V107L185 108H183V110H181L182 109V107L181 108H179V106H182V105H179V106H177L178 108L177 109H171V108H168L170 105H171V103H172V101H171V103H170V100L168 101V103H169V106L168 107H166V108H168L167 110H166V108H165V105L164 104H167V101H166V99L171 95L172 96V98L174 99V97H175V99L177 100V99H179L180 97V95L181 96H184V94H187L186 93V90L187 89H189V90H187V91H190V94L193 92L194 93V91L193 90H190V89H196V88H198L199 86H200V84H201ZM261 82V83H260ZM0 83H1V81H0ZM5 83V78H4V82H3V80H2V83H1V85H0V99H1V97H2V95H3V100H0V104H1V102H4V101H6L5 100V98H4V96L5 95H7V93H6V91L4 90L3 91V89H5V87H8L7 86V84H6V86L4 87L3 85H5L4 84ZM29 83V84H28ZM60 83V82H59ZM106 83V84H105ZM133 83V84H132ZM150 83V84H149ZM169 83V84H168ZM260 83V84H259ZM31 84H34V85H37V86H35V89H33L32 90V88L34 87V85H31ZM52 84H53V87L55 86V89H54V91H52ZM61 84V83H60ZM80 84V83H79ZM136 84H138V86L136 85ZM148 84H149V86L150 87H148ZM155 84V85H154ZM167 84H168V86H167ZM244 84V85H243ZM23 85V86H22ZM63 85V84H62ZM95 85H96V87H95ZM101 85V86H100ZM125 85V87H123ZM3 86V87H2ZM16 86V87H15ZM19 88H18V87ZM22 86V87H21ZM30 86H32V87H30ZM80 86H82L81 84H80ZM101 87V89H100V87ZM110 86H111V84H110ZM162 86V87H161ZM203 86V85H202ZM12 87V88H13ZM49 87H51V88H49ZM84 87V89L85 90H87L86 88ZM129 87L131 88V91H129L130 89H129ZM145 87V88H144ZM167 87H168V89H167ZM12 88L10 87L9 89H10V91L11 92H9V94H10V96H11V93H13L14 92V90H12ZM16 88H18V89H16ZM82 89H83V86L81 87ZM96 88V89H95ZM112 88V89H111ZM116 88V89H115ZM120 88V89H119ZM138 88V89H137ZM166 88V89H165ZM206 88V87H205ZM204 88V89H205ZM244 88H245V90H244ZM251 88H252V91L254 92H251ZM1 89H2V91L5 93V94H3V92L1 91ZM39 89H40V91H39ZM46 89H47V91H49L50 90V97H48L47 96V94L49 95V93L46 91ZM129 89V90H128ZM145 89V93L146 94H144V90ZM169 89H171V90H169ZM207 89V88H206ZM205 89V90H206ZM6 90H7V88H6ZM41 90H42V92H41ZM118 90V91H117ZM164 90H168L167 92H169V94L166 92V94H165V92H164ZM204 90V91H205ZM209 90V89H208ZM9 91V90H8ZM88 91V90H87ZM93 91V92H92ZM107 91V92H106ZM125 91V92H124ZM172 91V92H171ZM196 91V90H195ZM198 92H200L201 91V88H200V90H197ZM202 91H203V89H202ZM243 91H246V92H243ZM16 93H19V91H15ZM24 92V91H23ZM47 92V93H46ZM53 92V93H52ZM58 92V91H57ZM85 93H86V91H84ZM132 94H131V93ZM34 93H37V96H36V94H34ZM38 93L39 94H41L42 93V96L40 95V97H39V95H38ZM60 93H61V91H60ZM63 93V92H62ZM130 93V94H129ZM139 93H141V92H139ZM170 93H172V94H170ZM180 93H182V94H180ZM249 93V94H248ZM256 93V94H255ZM14 94V93H13ZM19 94H21V93H19ZM18 94V95H19ZM58 95H59V92L57 93ZM65 94V93H64ZM63 94V96L62 97H64V98H66L67 96H65V95H70V94H65L64 95ZM106 94V96H108V98H109V94L107 95ZM116 96H115V95ZM121 94V96H124L122 93H120ZM174 94H176L175 96H174ZM200 95H201V92L199 93ZM198 94V95H199ZM205 94H208V93H205ZM260 94H261V96H260ZM17 95V94H16ZM16 95L14 94L13 96L14 97H16ZM94 95V97H93V94L91 95L92 96V98L94 99L96 96ZM129 95H130V97H129ZM137 95V97H138V99H134L133 97H135ZM140 95H142V94H140ZM150 95V96H151ZM166 95V96H165ZM169 95V96H168ZM188 95V94H187ZM192 95H195V93L194 94H192ZM191 95V96H192ZM198 95H196L195 97H193L192 96V102H196V100L195 99H197V97H199L200 98V96H198ZM227 95H229V96H227ZM13 96H11V98L13 97ZM23 96V95H22ZM71 96V95H70ZM91 96H89L90 98H91ZM144 96H143V99H141L140 100V102L141 101H145V98H144ZM156 96H159L158 98L156 97ZM186 96V95H185ZM189 96V95H188ZM202 96H204V95H202ZM227 96V97H226ZM250 96H252V97H250ZM256 96V97H255ZM6 97V96H5ZM84 97H86L85 95H84ZM88 97V95H87V98H89ZM99 97V96H98ZM99 97V98H100ZM101 97V98H102ZM120 97V96H119ZM152 97V96H151ZM167 97V98H166ZM254 97H255V99H254ZM259 97V98H258ZM10 98V99H11ZM70 98V97H69ZM90 98H89V100H90ZM92 98H91V100H92ZM100 98V100H104V99H101ZM105 99H106V102L105 103H101L100 105L101 106H99L98 104V102H100V101H98L97 100V98H96V101L97 102H95V103H97V104H95V105H97V106H95L94 107V109H92L91 107V109H92V113H93V116H94V118L96 117V116H99V117H97V119L96 120H98V121H95L94 120V122H97V124H98V122L99 121H101V119L102 120H105L106 118H107V122L108 121H110L111 123H113V121L112 120H116V119H114L115 117H116V114H117V116H118V112H119V109L120 110H123V108L125 107V105H126V102L125 103H122L121 104V106H119V109L118 110H116L117 109V104H120L119 102H121L120 101V99L121 98H119L117 101H115V99L114 100H112V99H109V100H111V102L110 101H108L107 102V97H104ZM142 98V97H141ZM194 98V99H193ZM228 98V99H227ZM257 98V99H256ZM9 99V100H10ZM14 99V98H13ZM63 99V100H62ZM169 99V98H168ZM252 99L253 100H255V101H252ZM263 99V106L261 105V103H262V100ZM76 101H77V99H75ZM75 100H73V101H75ZM84 99H82V101L81 100H78V103H83V104H85V106L88 104L87 103V101L85 102V101H83ZM88 100V101H89ZM147 101H149V99L147 98L146 99ZM195 100V101H194ZM201 100V101H200ZM229 100H231V101H229ZM258 100V101H257ZM29 101V100H28ZM93 102L95 101V99L94 100H92ZM101 101V102H102ZM119 101V102H118ZM166 101V102H165ZM89 102H91V101H89ZM93 102L91 103V104H93ZM116 102V103H115ZM138 103H140L139 101H137ZM157 102H156V104L155 105H157ZM232 102V104L231 105H229L230 103ZM36 103V104H35ZM143 103V102H142ZM145 103V102H144ZM147 103V102H146ZM164 103V104H163ZM189 103V102H188ZM197 103V102H196ZM259 103V104H258ZM74 104V103H73ZM75 104H76V102H75ZM82 104V105H83ZM90 104V103H89ZM89 104H88V106L86 107V108H82V109H89ZM93 104V105H94ZM106 104H108V105H106ZM111 105V107H110V105ZM115 104V105H114ZM162 104L164 105V107H162ZM182 104V103H181ZM187 104V103H186ZM193 104V103H192ZM32 105H34L33 107L34 108H37V109H34L33 110V107L31 108V112L29 111V113H28V110L27 109H29L30 108V106H32ZM44 105H42V106H44ZM81 105V106H82ZM112 105H113V107H112ZM122 105H124V107H122ZM145 105H147V104H145ZM185 105V104H184ZM183 105V106H184ZM196 105V104H195ZM78 106V105H77ZM92 106V105H91ZM107 106V107H106ZM109 106V107H108ZM115 106V107H114ZM186 106V105H185ZM84 107V106H83ZM93 107V106H92ZM106 107V108H105ZM121 107V108H120ZM172 107H174V108H176V105H173ZM195 107V106H194ZM42 108V109H41ZM64 110H69V112H71V113H69V114H67V115H69V116H66V115H64L65 114V112H67V111H65L64 113L62 112V110L63 109ZM71 108H73L72 110H71ZM109 108H110V110H109ZM163 108H165L164 110L166 111V113H164L163 112ZM235 108V109H234ZM246 110H245V109ZM247 108H249L250 110L248 111V109ZM253 108H254V110H253ZM81 109V108H80ZM169 109L171 110V112L175 115V113L177 114V113H179V110L181 111V113H186V115H187V117L188 116H190V118L189 119H192V120H190V121H188V120H185V122H184V120L182 121V120H180L179 118H177L178 116L180 117V114H177L176 115V120L177 119H179L180 121H179V123H178V125H181L179 128H182L184 125H185V127L183 128V129H180V130H178V126H176L177 125V123H175L176 122V120L174 119V117H173V114H171V113H169ZM226 109V108H225ZM261 109V110H260ZM25 110H27L26 112L28 113V114H25L26 112H23V111H25ZM63 110V111H64ZM94 110H95V112H94ZM137 110V109H136ZM177 110H178V112H177ZM252 110V111H251ZM15 111V112H14ZM34 111V115H32V112ZM38 113V114H35L36 112ZM86 111V110H85ZM90 110H88V113L89 114H92V113H90L89 112ZM107 111V112H106ZM111 111V112H110ZM116 111H117V113H116ZM124 111H125V109H124ZM168 111V112H167ZM243 111V112H244ZM250 111H251V113H250ZM13 112V113H12ZM87 112V111H86ZM114 112H115V114H114ZM121 112H123V111H121ZM121 112H120V114H121ZM127 112H128V110H127ZM132 112V111H131ZM175 112V113H174ZM200 112V113H199ZM237 112V111H236ZM31 113V115L29 116V114ZM169 113V114H168ZM224 113V112H223ZM226 113V112H225ZM254 113V112H253ZM262 113V114H263ZM22 114V115H21ZM24 114H25V116L26 115H28L27 117H29V119H30V122H28L29 121V119H28V121H27V117L25 118L24 117ZM70 114H72L71 115V117H70ZM95 114V115H94ZM104 114V115H103ZM119 114V115H120ZM172 116H171V115ZM241 114V113H240ZM257 114H259L258 116H257ZM40 115H41V113H40ZM53 115V116H52ZM59 116V117H57V116ZM64 115V117L66 116V118H68V119H66V118H64V117H62ZM86 115V116H85ZM110 116V118L108 119V117ZM183 116H185L184 114H182ZM227 115H229L228 113L225 115V116H227ZM264 115V114H263ZM1 116H3V115H1ZM21 116V117H20ZM32 116H33V118L36 116V118H32ZM37 116L38 117H40V118H43V120H44V118L46 119H48V121H46L47 123V125L45 126L44 125V130L43 129H39L36 125H38L39 126V124L40 123H38L37 124V122H39L38 120H37ZM92 116V117H93ZM102 116V117H101ZM103 116H106V118L105 117H103ZM170 116V117H169ZM213 116H214V118H213ZM56 117L57 118H59V119H56ZM91 117V118H92ZM100 117H101V119H100ZM186 117V116H185ZM187 117H186V119H187ZM228 117V116H227ZM1 118V117H0ZM4 117H3V119H5ZM23 118H25V119H23ZM40 118H38L39 120H41L42 121V119H40ZM93 118V119H94ZM181 118V117H180ZM246 118H248V116H246ZM255 118H259V119H262V120H259V119H255ZM23 119L25 122H27L26 124H28V125H34V124H36L33 128L32 127H30L29 126V128H32V129H34L35 128V130L37 131V132H39V133H35V131H34V133L35 134H33V132L32 133H29L28 132V134H29V136H27V131L28 130H26V129H29V128H25L24 130H25V132H24V130L22 129V130H19L20 129V124H21V120ZM36 119V121L37 122H34V120ZM64 119V120H63ZM129 119V120H130ZM183 119V118H182ZM226 120L227 118H223V120ZM254 119V120H253ZM9 120V122H8V124H7V121ZM18 120V122H17V124H16V121ZM22 120V121H23ZM66 120H68V121H66ZM142 120V119H141ZM215 120H218L219 121V119L217 118V119H215ZM225 120H224V122H225ZM259 120V121H258ZM12 121V122H11ZM40 121V122H41ZM106 121V120H105ZM254 121V122H253ZM257 121V122H256ZM20 122V123H19ZM45 122V121H44ZM44 122L42 121V124H44ZM162 124H161V123ZM178 122V121H177ZM185 124H184V123ZM188 122V123H187ZM223 122V123H224ZM251 122H253V123H251ZM256 122V123H255ZM93 123V122H92ZM100 123V122H99ZM103 123H104V121H103ZM109 123V122H108ZM186 123H187V125H186ZM220 123H222V122H220ZM25 123H24V127L25 126H27ZM42 124H40V128H42L43 127V125ZM91 124V125H90ZM101 124V123H100ZM184 124V125H183ZM214 124V123H213ZM17 125V126H16ZM19 125V126H18ZM32 125V126H33ZM58 125V126H57ZM201 125V126H200ZM217 125V124H216ZM220 125V124H219ZM222 125V124H221ZM252 125V126H251ZM96 126V127H95ZM102 126V125H101ZM175 126V127H174ZM209 126V125H208ZM224 125H222L221 127H223ZM234 126V125H233ZM232 126V127H233ZM235 126H237V125H235ZM261 126V127H260ZM58 127V128H57ZM121 127V126H120ZM156 127V128H157ZM200 127V128H199ZM221 127H218V125H217V129H216V126H215V129H214V127H211L210 126V128L213 130V132H212V130L210 131L211 133H209L208 132V134L210 135V136H212L213 137V140H214V142H215V139L217 140V141H219L218 140V138H214V135H215V133H214V130H215V132H217V135H215L216 137L218 136V132L220 133V136L221 137H223L221 134H222V132L221 131H218V129H220ZM258 127H260L259 128V131L257 130L258 129ZM38 128V129H37ZM63 128V129H62ZM97 128V129H96ZM156 128H155V130H156ZM157 128V129H158ZM208 128V127H207ZM237 128V127H236ZM244 128V127H243ZM32 129L31 130H29L30 132L32 131ZM121 129V128H120ZM171 131H170V130ZM222 129V128H221ZM11 130V131H10ZM23 131V134L21 135V137L23 138V136H25L24 137V140H20L19 141V143L21 144V145H19V146H21V147H19L18 146V144L19 143H16L17 144V146L15 145V140L16 139H18L20 136L18 135V137L16 138V139H12V141L14 142H9L8 141V144H6L7 143V141H5V140H11L10 138L11 137H13L14 136V134L15 135H17L18 134V132H16V131ZM40 130V131H39ZM43 130V132L41 133V131ZM64 130V131H63ZM119 130V129H118ZM117 130V131H118ZM128 130V131H127ZM132 130V131H131ZM177 130V131H176ZM181 130H183V131H181ZM217 130V131H216ZM223 130V129H222ZM237 130V129H236ZM236 130H234V133L235 134H238L237 133V131ZM157 131V130H156ZM163 131V132H162ZM173 131H174V133H173ZM181 131V132H180ZM185 131H187L188 133H186ZM225 131V130H224ZM224 131H223V133H224ZM239 131H241V130H239ZM238 131V132H239ZM254 131V130H253ZM257 131H258V133H259V135L260 136H262V138L261 137H258L257 136V134H255V133H257ZM54 132H56V133H54ZM184 134H183V133ZM206 132H205V134H206ZM233 132V131H232ZM248 132V133H249ZM13 133V134H12ZM62 133V134H61ZM118 133V132H117ZM123 133V134H122ZM127 133V134H126ZM156 133V132H155ZM233 133V134H234ZM240 133V132H239ZM242 133H243V131H242ZM247 133V134H248ZM8 134V135H7ZM10 134V135H9ZM34 136H33V135ZM173 134V135H172ZM207 134V136H209ZM214 134V135H213ZM233 134H231V135H233ZM256 135L257 136V138H259V139H263V141H261L260 143L262 144L261 145V149L262 150H259L258 151V149L260 148V146H258L259 148L256 150V151H258V152H256V153H254L253 152V150H254V148H251L250 147V145H251V137L253 138V135ZM30 135H32V136H30ZM35 135L37 136V137H35ZM38 135H39V137H38ZM53 135V136H52ZM55 135V136H54ZM59 135V136H58ZM62 135V136H61ZM96 135H95V139H96ZM115 135V136H116ZM126 135V136H125ZM191 136H192V133L190 134ZM254 135V138L256 137ZM116 136V137H117ZM158 136L160 137L159 138V142H157L156 141V139H158ZM171 136V137H170ZM178 136L177 137H175V138H178ZM191 136H189L188 135V138H190ZM204 136V134L202 135V137ZM208 137V138H210V139H212L211 137ZM219 136V137H220ZM239 136V135H238ZM241 136V135H240ZM7 137H10V138H8L7 139ZM27 137V138H26ZM33 139H32V138ZM154 137V136H153ZM185 137V136H184ZM200 137V136H199ZM202 137H200V139H203ZM221 137H220V139H221ZM225 137V136H224ZM234 137V136H233ZM237 137V136H236ZM247 137H249L248 139H247ZM21 138V139H22ZM30 138H31V140H30ZM35 138V139H34ZM53 139V141L52 142H50L52 139ZM102 138H103V136H102ZM174 137L172 138V142L174 141V139H175ZM231 138V137H230ZM235 138V137H234ZM253 138V139H254ZM27 139V140H26ZM106 139H107V137H106ZM123 139H124V141H123ZM179 139H181V138H179ZM185 139V138H184ZM191 139L193 140V138L191 137ZM191 139H187V137H186V142L188 141L189 143H187V144H185L188 148H190L191 147V149H192V151H194L193 152V154L196 156V157H198V158H200L204 163H205V165H206V163H207V160L208 159H213V157H215L214 158V161H215V159H218L219 160V162H221V158H222V156H226L228 153L227 152H225V153H223L224 151H221V148L219 149V150H217L216 149V147L214 146V145H216V142L214 143L213 142V150H212V148H211V144L209 145V142L207 143V138H205V139H203V142H204V140L206 141V145H204L205 143H199L198 141H196V142H198V143H196L195 142V140L194 141H191ZM195 139V138H194ZM253 139H252V141H253ZM4 140V141H3ZM34 140V142L33 143H31L32 141ZM58 140H60L61 141V144H60V142L58 141ZM126 140H128V142L126 141ZM176 141H177V139H175ZM223 140V141H224ZM231 140H232V138H231ZM248 140V141H247ZM255 140H257L256 138H255ZM254 140V141H255ZM3 141V143H5L4 145H3V143H1ZM18 141V140H17ZM24 143H23V142ZM29 142L30 141V144L31 145H29L28 146V144L29 143H27V142ZM93 143H92V142ZM119 142H120V140H118ZM210 141V140H209ZM222 140L220 141V142H223ZM249 141H250V144H249ZM259 141V140H258ZM257 141V144H259L260 145V143ZM50 142V143H49ZM106 142H109V144H105ZM115 142V143H114ZM193 142V144L194 143H196L195 145H197L198 147H200V151H198L197 149H199L198 147L196 148V146L194 147L193 146V144L191 145V143ZM201 142H202V140H201ZM256 142V141H255ZM11 143H13V144H11ZM25 143H27L26 144V146H25ZM37 143V144H36ZM86 144V145H81V144ZM112 143L114 144L113 146H112ZM125 143H128L127 145L125 144ZM131 143H132V141H131ZM136 143V144H135ZM153 143V144H152ZM158 145H157V144ZM174 143V142H173ZM210 143H212V141L210 142ZM224 143V142H223ZM224 143V144H225ZM99 144H97V147L99 146ZM115 144H116V146L118 147L117 149H116V147H115ZM121 144V145H120ZM123 144V145H122ZM200 144H202V146L200 145ZM208 144V145H207ZM247 144L249 145V146H247ZM9 145H12V146H9ZM16 147H15V146ZM55 145V146H54ZM60 145V146H59ZM81 145V146H80ZM119 145V146H118ZM218 145V144H217ZM228 145V146H227ZM231 145V146H230ZM253 145V144H252ZM1 146H3V149H2V147ZM14 146V147H13ZM56 146H58L59 147V149H61L58 153H61V151H63L62 152V154H58L57 155V153L56 154H54L56 151H57V149L56 150H53V148L54 147H56ZM65 147V149H64V147ZM96 146V145H95ZM141 146V147H140ZM204 146H209V147H206V148H204ZM219 147L220 146H222L221 145V143L218 145ZM217 146V147H218ZM230 146V147H229ZM255 146V145H254ZM6 147V148H5ZM10 147H12V148H16L15 150H12V148H11V150H10ZM57 147V148H58ZM61 147V148H60ZM79 147H81V148H79ZM115 147V148H114ZM122 147L124 148V149H122ZM203 149H205V150H202V152H201V149L202 148ZM244 148V149H246V151H242V149L241 148ZM5 148V149H4ZM20 148V149H19ZM22 148V149H21ZM153 148V147H152ZM156 148H158V149H156ZM208 148V149H207ZM210 148V149H209ZM63 149V150H62ZM79 149H82L81 151L79 150ZM119 150V151H117V152H113V150ZM122 149V150H121ZM126 149H128V150H126ZM143 149V150H142ZM151 149V148H150ZM154 149V148H153ZM241 149V150H240ZM253 149V150H252ZM256 149V148H255ZM65 150H67V153H65ZM82 153L81 155H80V152ZM133 150V151H132ZM137 150V152L135 153V151ZM142 150V151H141ZM84 151V150H83ZM96 151H98L97 153H96ZM107 151V154L105 155V153L104 152H106ZM160 150L158 151V153L159 152H161ZM173 151H174V149H173ZM241 151L245 154V155H243L242 153H241ZM9 152V153H8ZM18 154H17V153ZM101 152V153H100ZM121 152H122V154H121ZM204 152V153H203ZM212 152V153H211ZM228 152H230L229 150H228ZM63 153H64V155H63ZM85 153V152H84ZM115 153V154H114ZM118 153V154H117ZM125 153V154H124ZM214 153V154H213ZM227 153V154H226ZM257 153H260V154H257ZM78 154V155H77ZM104 154V155H103ZM175 154H177V153H175ZM213 154V155H212ZM54 155V156H53ZM85 155H87V154H85ZM109 155V156H108ZM213 156L212 158H210V156ZM218 155V158H216V156ZM231 155V154H230ZM243 155V156H242ZM15 156V157H14ZM61 156V157H60ZM80 156H81V158H80ZM97 157H99L98 155H96ZM101 156V157H102ZM133 158H132V157ZM181 156H183V157H181ZM237 156H238V158H237ZM239 156H241V158H239ZM245 156V157H244ZM3 157V158H4ZM77 157H79V159L77 158ZM84 157V156H83ZM219 157H221V158H219ZM233 157V155L231 156V158ZM1 158V157H0ZM18 160H17V159ZM28 158V159H27ZM85 158V157H84ZM105 158H106V161H105ZM130 158V159H129ZM179 158H180V160H179ZM229 159V157H228V155H227V157H226V160H228ZM17 161H16V160ZM72 159H73V161H72ZM98 159V158H97ZM122 159V160H121ZM133 159V160H132ZM166 159V158H165ZM178 159V160H177ZM103 160V159H102ZM128 160V161H127ZM155 160H157V159H155ZM199 160V159H198ZM225 160V159H224ZM238 160V161H239ZM5 161V162H4ZM8 161H10V164L9 163H7ZM76 161V162H75ZM80 161V162H81ZM123 161V162H122ZM131 161V162H130ZM160 161V160H159ZM159 161H154L153 163H152V168L153 169H155L156 171L158 170L157 168H160V163H159ZM177 161H180V162H178L177 163ZM187 161V160H186ZM185 161V162H186ZM201 161V162H202ZM217 161V160H216ZM232 161H233V159H232ZM232 161H230V162H232ZM236 161V160H235ZM237 161V164L238 163H241V162H238ZM246 161V162H245ZM12 162V163H11ZM19 162V163H18ZM60 162V163H59ZM106 162L108 163V164H106ZM119 162H122V164L120 163L119 164ZM129 162V163H128ZM185 162L184 163H182L183 165L185 164ZM188 162V164L190 163L189 161H187ZM186 162V163H187ZM211 162H213V160L211 161ZM211 162H210V160H209V162L208 163H210V166H211ZM228 161H226V163H227ZM255 162V163H257L258 165H257V167H254V165H256V164H254L253 165V167H251L250 166V163L251 164H253V163ZM15 163H16V165H15ZM66 163H67V165H68V167H67V165H66ZM118 163V164H117ZM135 163V162H134ZM172 163V162H171ZM222 163V162H221ZM221 163H219V164H221ZM75 164V165H74ZM89 164V165H88ZM111 164V165H110ZM218 164V165H219ZM246 164H247V166H246ZM263 164V165H262ZM9 165H11L12 167H13V169H11L10 170V168H12V167H10ZM29 165H31V166H29ZM64 165H65V168H63L64 167ZM72 165V166H71ZM91 165H93L92 167L94 168V169H90L91 168ZM108 165H109V168H110V166H111V168L109 169L108 168ZM159 165V167H157ZM185 165H187V164H185ZM184 165V166H185ZM190 165H191V163H190ZM190 165H187L188 166V168L190 169L191 168V166ZM216 162H213L212 163V168H213V170L212 171H214L215 169H216ZM239 165L237 166V167H239ZM9 166V167H8ZM14 166H16V167H14ZM20 166V167H19ZM70 166H71V168H70ZM132 166V165H131ZM187 166H185V167H187ZM207 166V165H206ZM243 168H242V167ZM263 166V167H262ZM22 167V168H21ZM27 167V168H26ZM29 167V168H28ZM32 167V168H31ZM69 169H67V168ZM107 167V168H106ZM114 167H116V168H118L117 166H114ZM119 167V168H120ZM245 167H247V168H245ZM9 169L10 171H12V170H15L14 172L12 171V175L11 174H9L8 172H10V171H7L6 173H8L6 176H5V172L4 171H6L5 169ZM15 168V169H14ZM87 168V169H86ZM106 168V169H105ZM115 168V169H116ZM119 168L117 169V170H119ZM126 168H128V169H126ZM72 170V172L73 171H75L77 174H82V175H77V174H75L76 176L75 177H77V180H78V183H77V181H76V178H74V177H72V174H71V180H70V176H69V174L71 173V170ZM90 171H89V170ZM108 169V170H107ZM193 169V168H192ZM191 169V170H192ZM219 169H220V167H219ZM235 169V168H234ZM27 170H29V172H27ZM66 170H67V172L69 173H67L66 172ZM86 170V171H85ZM125 170H128L129 172H132L133 173V175L132 174H130L129 172L127 173V172H125ZM210 170H211V168H210ZM19 171V172H18ZM22 171V172H21ZM88 171V172H87ZM111 171H113L114 172V169L113 170H111ZM16 172V173H15ZM25 173L24 174V176H25V178H23L24 176H22V173ZM74 172V173H75ZM89 172H90V175H92V176H88L87 178L89 179V181H87V179H86V177L85 176H87V175H89ZM104 172V173H103ZM112 172V173H113ZM117 172V171H116ZM67 173V176L65 175ZM87 173V174H86ZM97 174V175H94V174ZM118 173V172H117ZM135 173V174H134ZM212 173V172H211ZM219 173H220V171H219ZM219 173H217V171L215 170V173L214 174H216V176H217V178H218V175H219ZM15 174V175H14ZM28 174V175H27ZM34 174V175H33ZM84 174H86V175H84ZM103 174V175H102ZM116 174V173H115ZM218 174V175H217ZM20 175H21V178H19L20 177ZM29 175H30V177H29ZM129 175H131V176H129ZM15 176V177H14ZM19 176V177H18ZM32 176V177H31ZM36 176H38V177H36ZM48 178H47V177ZM63 176V177H62ZM69 176V178H67ZM74 176V175H73ZM82 176L83 177H85L84 179L82 178ZM95 176V177H94ZM116 176V175H115ZM212 176H214L213 174H212ZM211 176V180L210 181H212V180H214V182H215V179L214 178H216V177H212ZM225 176V175H224ZM223 176V177H224ZM227 176V175H226ZM30 178L29 180H28V178ZM36 177V178H35ZM65 177H66V179H65ZM105 177V179H103ZM174 177V178H173ZM168 182H167V184L169 183V184H171V186H169V185H167L168 186V188L171 190L172 189V192H173V190H176L177 188H178V185H180V182H179V178H177L176 177V179H175V176H173ZM238 177V176H237ZM236 177V178H237ZM9 178V179H8ZM34 178V179H33ZM40 180H39V179ZM50 178V179H49ZM60 178H64V179H62V181H60L59 183L57 182V181H54L53 182V180H51V179H60ZM75 179V180H73V179ZM80 178V179H79ZM213 178V179H212ZM220 179H221V177H219ZM226 178V177H225ZM224 178V179H225ZM8 179V180H7ZM44 181H43V180ZM45 179H47L46 181H45ZM68 179V180H67ZM95 179H97V180H99V182L97 181V180H95ZM123 179V178H122ZM131 179V180H130ZM220 179L219 180H217V181H219L220 182ZM234 179V178H233ZM233 179H231V180H233ZM33 180H37V181H33ZM38 180H39V182H38ZM49 180V181H48ZM70 180V181H69ZM87 181L88 182V184H87V182H85V181ZM103 180V181H102ZM105 180V181H104ZM115 180V178L113 179V181ZM134 180V181H133ZM236 180V179H235ZM263 180V181H262ZM67 181L69 182L68 184H70V183H73L74 181H75V185H76V187L78 188H76L75 187V185L74 184H70V186H69V188H68V186H66V188H63V187H65V185H67ZM81 181V184L79 183ZM102 182V184H101V188L99 187L100 185H97L96 183L98 182V183H101ZM128 181V182H127ZM137 181V182H136ZM163 180H161V183H164V182H162ZM173 181V182H172ZM177 181V182H176ZM216 181V182H217ZM221 181H222V179H221ZM226 180H224V182H225ZM229 181V180H228ZM228 181H226V182H228ZM256 181H258V182H256ZM262 182V185H261V183L260 182ZM2 182V183H1ZM45 182V183H44ZM50 182V183H49ZM55 182H57V183H55ZM96 182V183H95ZM117 182V180L115 181V183L113 182V184H116V186H118L119 185V183ZM129 182H130V184H129ZM142 182V181H141ZM175 182V183H174ZM179 182V183H178ZM218 182V183H219ZM223 182V181H222ZM222 182H220V184L222 183ZM223 182V183H224ZM61 183V184H60ZM65 183V184H64ZM83 183L84 184H86L87 186H88V188H86V186H83ZM177 183H178V185H177ZM217 183V184H218ZM16 184H19V185H16ZM45 184V185H44ZM50 185L49 187H47L46 185ZM51 184H52V186H51ZM56 184H60V187H62L63 185V187L62 188H60L59 186L57 187V189H56ZM63 184V185H62ZM80 184V185H79ZM112 184V183H111ZM126 186H124V185ZM128 184L130 185L129 186V191H128V189H127V186H128ZM132 184V185H133ZM134 184V185H135ZM214 184H216V183H214ZM219 184V185H220ZM226 184H228V183H226ZM258 184L261 186V189L262 190H260V191H258V187H260V186H258ZM15 185H16V187L17 188H19V189H17V190H15V191H12V189L14 190L15 189ZM62 185V186H61ZM79 185V186H78ZM83 187H82V186ZM136 185L134 186V187H136ZM174 185L176 186L177 185V187H176V189H174L175 187H174ZM219 185H218V188H219ZM21 186V187H20ZM74 186V187H73ZM112 186H114V185H112ZM120 186V185H119ZM118 186V188H120ZM211 186V185H210ZM221 186H223V184L221 185ZM1 187V186H0ZM14 187V188H13ZM100 189H99V188ZM213 187H214V185H213ZM215 187H217L216 185H215ZM263 187V188H262ZM28 188V189H27ZM53 188H55V189H53ZM75 188V190H78V192H75V194H74V196H73V199L72 198H70V197H68V196H70V194H72L71 192L73 191V189ZM221 188V187H220ZM243 188V187H242ZM22 189V188H21ZM66 189H68L67 191H66ZM69 189H70V191L71 192H68L69 191ZM87 189H89V191L87 192V194L89 195V194H91V193H97L98 192V194H99V196H95V195H93V194H91L90 196H88L89 198H91V200H87L88 198H87V194L84 196V198H82L83 200H81V198H80V196H83L82 194L84 193L85 194V190H87ZM99 189V190H98ZM107 189V190H106ZM114 189H116V188H114ZM136 189V188H135ZM201 189V188H200ZM213 189H216V188H213ZM97 192H96V191ZM120 190H122V189H120ZM134 190V189H133ZM212 190V189H211ZM233 190V191H232ZM80 191V192H79ZM107 191V192H106ZM116 191H117V189H116ZM245 191H246V193H245ZM54 192V193H55ZM101 192H103V193H101ZM110 192H113V191H110ZM215 192V191H214ZM237 194V192H238V195H236L235 193ZM103 194V195H101V194ZM107 193V194H106ZM134 193V192H133ZM216 193V192H215ZM44 194V195H43ZM97 194V195H98ZM104 194H106L105 196H104ZM113 193H111V195H112ZM135 194H137V193H135ZM134 194V195H135ZM114 195V196H115ZM233 195L235 196L236 195V197L238 198V196H239V198L238 199H236V197H233ZM13 196V197H12ZM44 196V200L43 199H41L42 197ZM72 196V195H71ZM104 196V197H103ZM113 196V197H114ZM216 196V197H215ZM221 196V197H220ZM18 197V196H17ZM95 197H97V198H95ZM106 197V198H105ZM126 197H128L127 198V200L126 199H124V198H126ZM203 197V196H202ZM232 197V198H231ZM87 198V199H86ZM102 198H104V202H102L103 201V199ZM138 198V197H137ZM225 198H231V203H227V202H225L226 201V199ZM233 198H234V200H237L236 202H234L233 203ZM11 199V200H12ZM15 199V198H14ZM14 199L12 200L13 202H14ZM36 199V200H35ZM76 199H79V200H76ZM84 199H86L87 200V202L85 203L84 202ZM141 198L139 197V200H140ZM213 199V200H214ZM9 200V199H8ZM16 200V199H15ZM40 200V201H39ZM95 200V203L93 202ZM113 200V201H112ZM131 201V204L132 205H130V201ZM225 200V201H224ZM12 201H10V203H13ZM78 201H79V203L81 202V205H79V203H78ZM128 201V202H127ZM205 201H206V199H205ZM205 201H203L202 203H203V205H204V202ZM228 201V200H227ZM230 201V200H229ZM15 202H18V201H15ZM77 202V203H76ZM98 203V205H97V203ZM101 202L103 203V205L105 206V204H106V207H104V208H107L108 210H106V211H103L102 212V210H101V207L103 206H101V207H99V211H98V209L96 208L97 206H100V204H101ZM107 202V203H106ZM215 202V201H214ZM257 202H259V201H257ZM257 202H255V204L254 205H256L257 206ZM3 203V204H2ZM5 203V204H6ZM9 203V204H10ZM141 203V202H140ZM201 203V204H202ZM224 203H225V205H224ZM246 203V204H245ZM4 204V205H5ZM35 204V203H34ZM41 204V206H38V205H40ZM42 204H44L43 206H42ZM95 206H93V205ZM109 204H110V202H109ZM206 204V203H205ZM213 204V203H212ZM216 204V203H215ZM233 204H235L234 206H233ZM253 204H252V206H253ZM14 205V204H13ZM28 205V204H27ZM49 205V204H48ZM211 204H209V206H210ZM23 206H25V205H23ZM33 206L35 207V208H33ZM92 206V207H91ZM202 206V205H201ZM248 206H251L250 204H248ZM252 206L251 207H247L248 209H251L252 208ZM5 207H9L8 205H6ZM40 209H39V208ZM125 207V208H124ZM127 207V208H126ZM154 207V208H153ZM44 208V207H43ZM42 208V209H43ZM129 208V209H128ZM184 208V207H183ZM255 208V207H254ZM5 209V208H4ZM14 209V210H15ZM103 209V208H102ZM155 209H157V211H154ZM192 209H194V210H192ZM246 210V212H245V210ZM260 209H264V208H260ZM128 210V211H127ZM187 210H190V211H187ZM205 210V211H206ZM5 211V210H4ZM9 211V210H8ZM7 211V212H8ZM16 211V210H15ZM40 211H41V213H40ZM87 211V212H86ZM95 211V212H94ZM154 211V212H153ZM183 211H187V213L188 212H191V214H186L185 212H183ZM238 211H239V213H238ZM243 211V212H242ZM251 211V210H250ZM93 212V213H92ZM97 212H96V214H97ZM101 212V213H100ZM110 212V211H109ZM116 212V213H115ZM123 212H128V213H123ZM153 212V213H152ZM157 212V213H156ZM192 212L194 213V212H197V213H199L200 214V218H195V217H192ZM212 212V213H211ZM242 212V213H241ZM257 212V213H256ZM14 213V212H13ZM30 213V214H29ZM86 213V214H85ZM89 213V214H88ZM105 213V214H106ZM111 213V212H110ZM113 213H115V214H113ZM146 213V214H145ZM156 213V214H155ZM215 213V214H214ZM233 213V214H232ZM7 214H10V213H7ZM7 214H6V216H7ZM91 214V216H89ZM122 214V218H121V215ZM130 214V215H129ZM152 214H153V216H152ZM214 215V216H212L213 218L212 219H214V217L216 218V220H214L215 221V223H216V221L218 222V220H217V218H219V224H214V222H213V224L214 225H210V222L211 221H209L210 220V218L209 217H211L210 215ZM244 214V215H243ZM249 214V215H248ZM43 215V213L40 215V216H42ZM82 215H84L86 218H84V216H83V218H82ZM98 215V214H97ZM96 215V216H97ZM156 215H157V218L159 217V220L158 221H155V220H157V218H156ZM188 215H190V216H188ZM81 216V217H80ZM107 216H109V215H107ZM111 216V215H110ZM109 216V217H110ZM222 216V217H221ZM223 216H226V217H228V218H226L225 217V219H226V223H227V225H228V223L230 222V221H233L234 220V222H235V224H234V226H236V227H234V228H232V229H234V230H232L231 228H229L230 227V224L232 223L233 224V222H230L229 223V226H225V227H222V225H224L225 224V222L224 221H222V219L224 220V218H223ZM246 216V217H247ZM28 217V218H29ZM150 217V218H149ZM187 217H189V218H187ZM191 217V218H190ZM239 217L240 216H238V217H236L237 219H238V222H239ZM255 217V216H254ZM3 218V217H2ZM153 218L155 219V220H153ZM232 218H233V220H232ZM97 219H99V217L97 216ZM104 219V218H103ZM104 219V220H105ZM114 219V218H113ZM121 219V220H120ZM194 219H192V220H194ZM227 219H229L228 220V222H227ZM236 219V220H237ZM1 220V219H0ZM4 220H6V219H3V221H2V225H4V223H5V221ZM9 220L7 219V222H9ZM104 220H102L103 222H104ZM160 220H162L161 222H159ZM184 220V221H183ZM221 220V221H220ZM243 220H246V219H243ZM247 220H248V218H247ZM261 220L263 221V224H262V222H261ZM121 221H123V222H125L124 224H126V223H128V224H126V225H124V224H122L123 222H121ZM130 221V222H129ZM185 221H186V223H185ZM195 221V220H194ZM6 222V223H7ZM10 222H9V225H10ZM110 222V223H109ZM166 222H169L168 224H166ZM223 222V224H221ZM261 222V223H260ZM81 223V224H80ZM85 223V222H84ZM105 223H106V221H105ZM174 223V222H173ZM212 223V222H211ZM260 223V226L261 227H258L257 228V226H258V224ZM0 224V225H1ZM100 224H101V222H100ZM162 224V225H161ZM199 224V225H198ZM256 224V226H254ZM19 225V226H18ZM106 225V224H105ZM109 225H106V226H109ZM182 225V226H181ZM203 226V227H201V228H199V226ZM216 225V226H215ZM256 227L254 230H253V227ZM15 226V227H16ZM126 226H130V227H127L126 228ZM206 227V229L204 230L203 228H205ZM211 226V227H210ZM232 226V225H231ZM4 227H5V225L3 226V230H4ZM20 227V228H19ZM114 227V226H113ZM250 227H252V228H250ZM11 228V227H10ZM13 229L10 231V232H15L16 233V231L17 230H15V231H13L15 228L14 227H12ZM16 228V229H17ZM80 227H78L77 229H79ZM110 228V227H109ZM122 228L125 230V231H123L122 230ZM129 228H131L130 229V232H129ZM165 228V229H166ZM173 228V229H172ZM197 228H199V230H197ZM237 230H236V229ZM7 229V228H6ZM24 229V228H23ZM81 229V228H80ZM82 229V230H83ZM112 229V228H111ZM114 229V228H113ZM112 229V230H113ZM169 229V228H168ZM169 229V230H170ZM201 229H203L202 231H201ZM258 229H260L259 231H257ZM132 230L134 231V232H132ZM162 230V231H161ZM167 230V229H166ZM168 230V231H169ZM195 230H193L192 231V233H190L189 231H185L184 233H186V235H187V233L189 232L190 233V235L191 236H194V235H192V234H194V232L196 233V231ZM241 230V231H240ZM21 231H23V230H21ZM24 231H26V229L24 230ZM23 231V232H24ZM111 231V230H110ZM118 231V230H117ZM123 231V232H122ZM168 231L166 232V233H168ZM170 231V233H172ZM261 231V232H260ZM85 232V233H84ZM91 232H93V234L91 233ZM113 232V231H112ZM111 232V235H114V236H116L117 235V232H115L114 231V233H112ZM131 232H132V234H131ZM258 232V233H257ZM89 233V234H88ZM91 233V234H90ZM135 233H137V236H136V234ZM141 233H142V235H141ZM188 233V234H189ZM200 233V234H199ZM203 234L204 233H206V232H202ZM245 233V234H244ZM119 234V235H120ZM134 234V235H133ZM160 234H162V235H160ZM245 235V236H247V238L246 237H244V238H246V240L242 237V236H240V235ZM88 235H90V237L88 238L87 236ZM91 235L93 236L92 238H91ZM126 235V234H125ZM124 235V236H125ZM139 235V236H138ZM170 235V236H171ZM182 235L184 236L183 237V239H182ZM243 235V236H244ZM74 236V237H73ZM114 236H112V237H114ZM145 236H148V238L147 237H145ZM215 236H216V238H217V240H216V238H215ZM111 237V238H112ZM120 237V236H119ZM123 237V236H122ZM145 237V238H144ZM162 237H160L161 239H163ZM177 237V238H178ZM226 237V240L224 239ZM241 238L242 237V239H244V241H243V243H247L248 244V246L250 245V248H252L253 249V251H252V253L251 254H248V256H247V254H245V255H240V256H242V257H244V258H241L240 256L239 257H235L234 255H232V257L234 256V258L232 259V257H228L229 255H231V251H229L228 249H230V250H232V248H234L233 246H237L238 244H241V239L239 240V238ZM115 238V240H117L118 238H117V236L116 237H114ZM143 238V239H142ZM175 238V237H174ZM194 238V237H193ZM251 238V239H250ZM262 238V240H260ZM13 239H15V241H16V243H18V244H16L15 243V241L13 240ZM65 239V240H64ZM95 239V240H94ZM99 239H101V238H99ZM9 240H11V241H9ZM13 240V241H12ZM89 240H91V241H89ZM98 240V239H97ZM175 240H177V239H175ZM183 240V243H180L181 241ZM18 241V242H17ZM67 241V243H68V246L66 245L67 243H65ZM78 241V240H77ZM94 241V242H93ZM118 241V240H117ZM149 241V242H150ZM158 243H157V242ZM187 241V242H186ZM236 243H235V242ZM237 241H239L238 243H237ZM13 242H14V244H16V245H14L13 244ZM71 242H72V247L71 246H69V244H71ZM81 245H82V239H81V242H80V240L78 241ZM146 243H147V241H145ZM73 243H75V245H73ZM91 243H92V245H91ZM184 243V244H185ZM191 243V242H190ZM233 243H234V245H233ZM13 244V245H12ZM98 244H100V245H98ZM151 244V243H150ZM8 245H9V247H8ZM66 245V246H65ZM186 245V246H187ZM18 246V247H17ZM74 246H78L77 247V249L75 248H73ZM90 248H89V247ZM91 246H93V248L91 247ZM102 246H100V247H102ZM180 246V245H179ZM37 247V248H36ZM38 247H40L41 249H39ZM66 247H68L69 249L70 248H72L73 250L71 251V249L70 250H68ZM81 247V246H80ZM183 247L185 248V245H183ZM225 247V248H224ZM179 248V247H178ZM211 248H212V246H211ZM93 249V250H92ZM186 249V248H185ZM185 249H183V251H185ZM220 249H221V251L223 252L222 254H221V252H220ZM34 250V251H33ZM85 250V251H84ZM89 250H91V251H89ZM112 250V251H111ZM172 250V251H171ZM211 251H213L214 249H210ZM5 251V253H7ZM11 251H13V250H11ZM75 251V252H74ZM175 251V250H174ZM173 251V252H174ZM210 251V252H211ZM226 251V252H225ZM73 252H74V254H73ZM77 252V253H76ZM86 252H88V253H86ZM112 252V253H111ZM228 252H230V254L228 253ZM9 253V252H8ZM41 253H42V255H41ZM77 255H76V254ZM213 253V252H212ZM224 253H226V255H224ZM10 254V253H9ZM15 254L17 255V260H15ZM36 254V253H35ZM38 254V253H37ZM84 254V255H83ZM99 254H101V256L99 255ZM108 254H110V255H108ZM118 256H117V255ZM227 254H228V256H227ZM85 256V257H83V256ZM113 255H114V257H113ZM215 255H216V253H215ZM26 256V257H25ZM30 256V257H29ZM77 256H79V257H81L82 256V260H80V258L78 259V257ZM106 256H108L107 258H104V257H106ZM110 256H112V257H110ZM117 256V257H116ZM224 256L226 257L223 261L221 260V259H223L224 258ZM6 257V258H5ZM7 257H9V258H7ZM32 257H34V256H32ZM31 257V258H32ZM38 257H40V258H38ZM71 257H72V259H71ZM76 257V258H75ZM215 257V256H214ZM221 257V258H220ZM25 258H27L26 260H25ZM30 258V259H31ZM84 258H85V260H84ZM99 258H102L101 259V261L103 262V263H99V261H100V259ZM116 258H119V260H117ZM231 258V262L229 261V259ZM37 259H38V262H37ZM73 259H76V260H74L75 262H73ZM215 259H216V257H215ZM215 259H214V261H213V264H222L221 262H217V263H214L215 262ZM228 259V260H227ZM250 261H249V260ZM243 260H244V262H243ZM245 260H246V262H245ZM254 260V261H255ZM30 261H31V263H30ZM106 261V262H105ZM122 261V262H121ZM124 261V262H123ZM35 262V263H34ZM128 262V263H127ZM130 262V263H129ZM201 262V259H198L197 261L195 260V262L193 261L192 262V264H199ZM79 263V264H80ZM111 263V262H110ZM139 263V262H138ZM137 262L135 263V264H138ZM226 262H225V264H227ZM254 263V262H253ZM107 264H109V263H107ZM116 264H118V263H116ZM142 264H144V262L142 263ZM146 264V263H145ZM148 264V263H147ZM223 264H224V262H223Z\"/></svg>", "mask_w": 264, "mask_h": 264}, {"label": "bare ground", "instance_id": "2", "mask_svg": "<svg viewBox=\"0 0 264 264\" xmlns=\"http://www.w3.org/2000/svg\"><path fill=\"white\" fill-rule=\"evenodd\" d=\"M2 1H3V0H2ZM35 1H37V2L39 3V6H40V2H41V0H40V1H39V0H35ZM43 1H44V0H43ZM99 1H100V3H99ZM102 1H103V2H102ZM102 1H101V0H98V3H99L100 5H101V3H102V5H103L104 2H105V3H106V2H109L108 4L106 3V4H107V10H108V11L111 10L110 5H112V4L110 3V1H112V0H110V1H104V0H102ZM117 1H118V0H117ZM119 1H120V0H119ZM121 1H123V0H121ZM125 1H127V0H124V1L122 2V3H125V5L123 4V6H118V8H117V10H118V9L121 7L120 10L123 9L124 12H123V10H122V11L119 10L118 13L121 12V13L123 14V13H125V11H127V10H125V7H127V5H128L127 2H128V1H127V2H125ZM139 1H140V2H143V5L148 4V0H145V1H147V2H145V1H143V0H139ZM150 1H152V0H150ZM156 1H159V0H155L154 2H156ZM171 1H172V0H171ZM171 1L167 0L166 2L170 3ZM175 1H176V0H175ZM239 1H240V0H239ZM246 1H247V0H246ZM249 1H250V0H248V2H249ZM251 1L253 2V0H251ZM4 2H6V0H4ZM4 2L0 3V4L3 5L2 7H4V5H6ZM74 2L76 3V2H78V1L74 0ZM113 2H116V0H114ZM132 2H133V1H132ZM144 2H145V4H144ZM154 2L152 3L153 6H155V5H154V4H155ZM185 2H188V1L186 0ZM185 2H184V3H185ZM192 2H193V1H191V3H192ZM195 2H196V1H195ZM211 2H215V1H211ZM222 2H224V1H222ZM236 2H237V0H236ZM241 2H243V0H241ZM254 2H257V3L260 2V3H261V1H259V0H256V1L254 0ZM254 2H253V4H250V5H252V12H251V15H252V16H251L249 13H247L248 15H247V17L245 16V18H244V16H241V14L246 15V14H245L246 11H248V12L251 11V9H250L251 7L248 8L247 5H246V6H244V7H247L248 10L246 9L245 12L241 11V12H243V13H240L239 16H241V17H239V18H242L243 20H244V19L246 20V19L249 17V18L246 20V22H247V21L250 19L249 21H250V23H251L252 25L249 24V21H248L249 26H251V27L253 26V27H254V25H255L256 27L259 28V26H257L256 24H258L259 22L261 23V21L257 22V21H258V18H257V20H256L255 17H258V14H259L260 12H261L262 14H264V9H263L264 6H263V3H262L261 6H260L262 9H260V7L257 8V6H256L257 4L254 5V4H255ZM262 2H264V0H262ZM52 3H53L54 5H57V6H60V7H61V0H48V5H49V6H51ZM72 3H73V2H72ZM78 3H79V2H78ZM117 3H118V2H117ZM119 3H121V2H119ZM122 3H121V5H122ZM168 3H166V4L164 3V4H165V8L163 7V8H164V9L162 8L163 10L166 9V5H168V6H167V7H168L167 9L171 8V5H172V7L174 6V4H173L174 1H172V3H170V4H168ZM227 3H228V2H227ZM238 3H239V2H238ZM249 3H250V2H249ZM24 4L29 6L28 1H26ZM84 4H86V1H85L84 3H83V1H82V4H80V5H79V4H76V6L79 5L77 11H79V8H80V7H84V6H82V5H84ZM106 4H104V6H105ZM152 4H150V5H152ZM185 4H186V3H185ZM187 4H188V3H187ZM194 4H195V3H194ZM196 4H197V2H196ZM225 4H226V3H225ZM244 4H245V3H243V5H244ZM41 5H42V3H41ZM74 5H75V4H74ZM102 5H101L100 7H99V5H98V8H99V9H102V8H101ZM136 5L139 6V5H141V4H136ZM160 5H162V3H161ZM160 5H159V8H160ZM169 5H170V7H169ZM192 5H193V4H192ZM250 5L248 4V6H250ZM0 6H1V5H0ZM46 6H47V5H46ZM71 6H73V5L71 4ZM128 6H129V5H128ZM132 6H134V5H132ZM132 6L130 5L129 8H131ZM186 6H189V5H186ZM227 6H228V5H227ZM254 6H256V7H254ZM42 7H43V6H42ZM74 7H75V6H74ZM109 7H110V9H109ZM116 7H117V6H116ZM123 7H124V8H123ZM139 7L141 8V6H139ZM147 7H148V5H147ZM189 7H190V6H189ZM30 8H31V7H30ZM76 8H77V7H76ZM136 8H137V7H136ZM144 8H145V7H144ZM144 8H143L142 10H145ZM7 9H9V8H7ZM7 9H6L5 12L8 11ZM43 9H44V8H43ZM73 9H74V8H73ZM105 9H106V7H105ZM126 9H127V8H126ZM148 9H149V8H148ZM190 9H191V8H189L188 10H190ZM249 9H250V10H249ZM15 10H16V9H15ZM81 10L83 11L82 14H84V12H85V11H84V8H83V9L81 8ZM117 10H116V11H117ZM169 10H170V9H169ZM17 11H18V10H17ZM44 11H45V10H44ZM102 11L104 12V9H103ZM102 11H99V13H101ZM108 11H107V13H108ZM133 11H134V14H137V9H136V11H135V8H133V10H131V12H133ZM159 11H160V10H159ZM259 11H260V12H259ZM5 12L3 11L2 14H4V15H1L2 17H4V20L2 19L4 22H6L7 20H9L7 14H6ZM19 12H20V11L17 12V13H18L17 15H19V17L21 16V18H22L21 13L19 14ZM23 12H24V11H23ZM23 12H22V13H23ZM80 12H81V11H80ZM80 12H79V13H80ZM128 12H129V11H128ZM128 12H127V14H128ZM131 12H129V13L131 14ZM157 12H158V10H157ZM7 13H8V12H7ZM44 13H46V11H45ZM61 13H62V12H61ZM107 13H105V14L103 13V15H101L102 13L100 14L101 16H103V19H102L101 16H98V17H99L100 20H102V21H104V22H105V20L107 19L108 22L110 23V21H109L110 19H108L109 17H107V16H109L110 14H112L113 16H116V13L113 12V13H114V14H113V13H111V11H110V12H109V15L104 16V15H106ZM121 13H119V14H121ZM159 13H160V12H159ZM165 13H166V12H165ZM230 13H231V11H230ZM5 14H6V17H5ZM74 14H75V13H74ZM82 14H80V15L78 14V15H79L80 17H83V18H80V17L78 16V19L81 20V21H82L83 19L86 20V18L88 17V16H86L87 14L85 15L86 17H85L84 15L82 16ZM130 14H129V15H126V13H125V16H126L127 19L124 17V14H123V17H122V18H124V20H126V22H128L127 20H128L129 18H128L127 16H131ZM160 14H162L163 16H164V15H167V14H168V16H169V15L172 16L171 13L169 14V12H168L167 14H164V12H162V13H160ZM237 14H238V13H237ZM262 14H260V15H261V18H264V15L262 16ZM201 15H202V14H201ZM253 15H254V16H253ZM255 15H256V16H255ZM47 16H48V15H47ZM135 16H136V15H135ZM236 16H237V15H236ZM2 17H1V18H2ZM48 17H49V16H48ZM104 17H106V19H105ZM118 17L120 18V15H118ZM199 17L202 18L201 16H199ZM250 17H251V18H250ZM253 17H254V19L256 20V21L254 22V24L252 23L253 20H254V19H252ZM1 18H0V20H1ZM6 18H7V19H6ZM21 18H20V19H21ZM88 18H89V17H88ZM132 18H134V17L132 16ZM132 18H131V20H132ZM190 18H191V17H190ZM261 18H259V19H261ZM89 19H91V18H89ZM104 19H105V20H104ZM157 19H158V18H157ZM161 19H162V18H161ZM161 19H160V20H161ZM251 19H252V20H251ZM2 20H1V21H2ZM5 20H6V21H5ZM22 20L24 21V18H22L21 21H22ZM46 20H47V18H46ZM79 20H78V21H79ZM84 20H83V21H84ZM100 20H98L99 23H103V22H101ZM119 20H120V19H119ZM188 20H189V18H188ZM193 20H194V19H193ZM240 20H241V19H240ZM261 20H262V19H261ZM47 21H48V20H47ZM87 21H90V20H87ZM220 21H221V19H220ZM4 22H3V23H4ZM8 22H9V21H8ZM8 22H7V23H8ZM43 22H44V23H43ZM43 22H42V23L45 24V25H42L43 27H45L44 29H46V25H47V28H48V25H49V27H51V22H52V21H51L50 23H48V24H47L45 21H43ZM106 22H107V21H106ZM3 23H1L2 25H0V26H4L2 29H4V32H3V33H4L5 35H2L1 38L3 39L4 36H5L6 40H8L9 38L11 39V36H8L9 33H10V32H8V30L11 31L10 28L6 30V28H8L10 24L8 23L9 25L7 26V24H3ZM170 23H172V22H170ZM170 23L168 22V23H166V25L168 24V26H170ZM176 23H177V22H176ZM260 23H259V24H260ZM80 24H81L82 26H83V24H84L85 26L87 25V23H85V21H84V23L81 22ZM90 24L92 25V22H91ZM103 24H104V23H103ZM107 24H108V23H107ZM173 24H174V23H173ZM179 24H180V23H179ZM183 24L185 25L186 22H184ZM259 24H258V25H259ZM5 25H6V27H5ZM21 25H22V24H21ZM24 25H25V24H24ZM81 25H80V26H81ZM101 25H102V24H101ZM117 25H118V26H116V28H118V27L121 28V25H122V26L124 25V21L122 20L121 23H120V24H117ZM119 25H120V26H119ZM134 25H136V22L134 23ZM166 25H164L165 28H166ZM184 25H180V26H181V27L183 26V27L185 28L186 25H185V26H184ZM78 26H79V25H78ZM176 26H177V24H174L173 26H172V24H171L170 27H171V28H173V27L176 28L177 30H176V29H175V30H176L178 33H175L176 31H174V30L172 31L171 28L168 27L169 29L166 28V29L169 31V34H168V33H166L167 30L165 29V33H166L167 35H171V34H170V31L173 32V36H174V37H173L172 35H171V36H172L174 39H175V36H176V35H178V37H179V36L181 37V35L183 34V32L179 35V33H180L179 31H180V30H182V31L184 30L183 28L181 29L180 26H177V27H176ZM91 27H92V26H91ZM97 27H98V26H97ZM105 27H106L105 29L108 30L110 26L107 27V25H106ZM135 27H136V26H133L134 29L137 28V27H136V28H135ZM178 27H179L180 29H179ZM256 27H255V28H256ZM67 28H68V26H60V25H57V26H56V33H59V31L62 30V29H64V30L66 31ZM89 28H90V27H89ZM95 28H96V27H95ZM262 28H263V27H262ZM2 29H1V31H2ZM29 29H30V28H29ZM48 29H50V28H48ZM79 29H82V30L84 31L85 29H87V26L84 27V29H83L82 27H80ZM93 29H94V27H93ZM93 29H92V30H93ZM98 29H99V28H98ZM103 29H104V28H103ZM114 29H115V28H114ZM178 29H179V30H178ZM260 29H261V26H260ZM5 30H6V31H5ZM20 30H21V32H24L23 29H20ZM82 30H81V32H83ZM88 30H90V29H88ZM107 30H104V32H103L102 29H101V30L99 29V30H97V31H100V32L102 31L103 33H105V31H107ZM95 31H96V29H95ZM117 31H118V29H117ZM117 31H116V33H117ZM5 32H7V33H5ZM67 32H68V34H70V33H69V32H70V29H69V31H67ZM92 32H93V31H92ZM118 32H119V31H118ZM25 33H27V31H25ZM25 33H24V34H25ZM61 33H62L63 35H62ZM75 33H76V32H75ZM84 33L88 34V33H87V30H85V32H83L82 34H83L84 37L86 38L85 40H86V41H87V40L89 41V39L87 38V36H86ZM113 33H115V32H113ZM60 34H61L62 36H64L63 39L65 40V35H66V34L63 33L62 31H60V33H59L58 35H60ZM100 34H102V33H100ZM100 34H99V35H100ZM117 34H118V33H117ZM117 34H116V36H117ZM6 35L8 36V39H7ZM25 35H26V34H25ZM27 35H28V34H27ZM53 35H54V34H53ZM56 35H57V34H56ZM56 35H55V36H56ZM58 35H57V36H58ZM90 35H91V34L89 33L88 36H90ZM95 35H98V34H95ZM95 35H94V36H95ZM105 35H106V33H105ZM110 35H112V37H113L114 34H111V33H110ZM0 36H1V35H0ZM68 36H70V38L73 39L72 34L67 35L66 37H68ZM73 36H76V35L73 34ZM101 36H103V35H101ZM101 36H98V38L100 39V41L97 42V43H99V44H101V43L103 42V40H104V38H103V40L101 39V38H102ZM58 37H59V38H62L61 36H58ZM58 37H57V38H58ZM112 37H110V39H111ZM168 37H169V36H168ZM1 38H0V39H1ZM5 38H4V41L2 40L3 44H4V42H6V43L9 42V41H5ZM57 38H56V39H57ZM74 38H75V37H74ZM96 38H97V36H96ZM98 38H97V39H98ZM106 38H107V37H105V39H106ZM131 38H132V36H131ZM131 38H130V39H131ZM10 39H9V40H10ZM22 39H23V38H22ZM71 39H66V40H69V42L66 41V42H61V43H63V44L65 43V44H66V43L68 42V44H71V43H70V42H71V41H70ZM75 39H76V38H75ZM75 39H73V40L77 43L79 40L77 39L78 41H76ZM83 39H84V38H83ZM112 39H113V38H112ZM112 39H111V40H112ZM158 39H159V38H157V40L155 41V43H157L158 46H157V44L155 45L154 42H153L154 44H152V47H155V50H158V49H159V46L161 47V44H160V43L162 42V41H161L162 39H161V40H158ZM167 39H168V38H167ZM256 39H257V38H256ZM94 40H95V37H94ZM111 40H110V42L108 41L109 44L106 43V42H104L105 45L108 46L110 49L113 47V44L116 43V41H115V42H114V41L111 42ZM11 41H12V40H11ZM14 41H16V40H14ZM22 41H23L22 43H23V44H26V46H27L28 43H26V39H24V40H22ZM55 41H56V40H54V42H52V44H56V42H59V41H62V40H61V39H60V40L58 39L56 42H55ZM74 41H72V42H74ZM97 41H98V40H97ZM129 41H130V40H129ZM193 41H194V44H193V43L191 44L192 40L189 42V43H190V46L187 45V44H189L188 42H183V43H181L182 45H180L179 42H175V43H176L177 46L179 45V47H180V46L183 47V48H184V47H185V48L188 47V48H186V49H191V47L193 46V47H192V48H194L193 50H197V48L200 47V45L197 44V42H199V41L195 42V39H194ZM131 42H132V41H131ZM131 42H129L128 44H131V45H132L133 43H131ZM92 43H93V42H92ZM94 43H96V42H94ZM94 43H93V44H94ZM97 43L95 44V46L98 45ZM112 43H113V44H112ZM184 43H185V44H184ZM11 44H13V42H12ZM52 44L48 43V46H50V48H51V47H52ZM68 44H67V46H69ZM73 44H74V43H72L71 45H73ZM77 44H78V45H77V47H78V46H79V42H78ZM107 44H108V45H107ZM110 44H112V45H110ZM183 44H184V46H183ZM5 45H8V46H9L10 44L7 43V44H5ZM56 45L58 46V45H60V44L57 43ZM109 45L112 46V47H110ZM131 45H130L129 50H128V49L126 50V51L129 52V54L131 53L130 50L133 48ZM142 45H143V47H142V48L140 47V49L145 50V49H144V44H142ZM166 45H167V42H166ZM176 45L174 44V46H176ZM186 45H187V46H186ZM191 45H192V46H191ZM194 45H196V46H194ZM197 45H198V47H197ZM241 45H242V44H241ZM241 45H240V46H241ZM61 46L63 47L64 45L61 44ZM67 46H66L64 49H66ZM73 46H74V45H73ZM93 46H94V45H93ZM98 46H99V45H98ZM174 46H172L173 49H174V48L178 49L177 46H176V47H174ZM240 46H239V47H240ZM247 46H248V47L243 48L244 46L242 45V48H243V49L241 48V49H242V52H241V49L239 50L240 53H239V51L236 50L238 47H237V48L234 47L233 49L229 48L230 50H228L227 48H222L223 51H222V50H221L222 52L220 51L222 54H223V52H225L226 50H228L227 52H225V56H227L226 58H225V56H223L224 54L222 55L221 58H219L220 55H218V54H217V56H215V57H214V55L212 56V54H210L211 56H210V55L208 56V58H209V60H207L208 62L206 61V62L203 64L204 66H206V67H205V69H206L205 73H206V74L204 73V75H202V77H204V79L206 78L205 80H207V81H208L209 79H211V78L217 79L218 77H219L221 80H222L221 77H223V79H224V81H225V79H227V78L229 79L230 76H231L230 79L232 80V79L234 78V75H235V78H236L237 73L234 74V75L232 76V73H230V72H233V73H234V70H235V72H238V70L240 69V68H237V67H238L237 64H238V61H239L240 59H239V60H238V59L235 60V58H239L241 54L246 55V54H245V53H246V50H247L248 48H251V45H250V47H249V45H247ZM253 46H254V45L252 44V47H253ZM20 47H22V49L20 48V49H21V52L19 51L20 53H16V54H12L11 51H10V47H9V50H7V51H8V55H7L6 50H5V52H4V49H3V51L0 49V50L2 51V53H0V54H3L5 57H7V56L10 57V60H7V64H6V62H5L4 60H2L3 57L1 58V60L4 61L5 64L0 60V63L2 62V63H1L2 66H1V64H0V73L2 74V72H6L5 75H4L5 77H4V76L2 77V75L0 74V75H1V77H0V81H1V83H2V80H3V82H4V78H5V83H4L5 85H3V86L5 87L6 84H7V86H8V87H5V89H3V91L5 90L6 93L8 92L7 95H5L6 97L4 96V98H5L6 101L1 102V104H0V117H1V118H0V127L5 123L4 121H6V120L8 119V117H9V115L11 114L9 111H13V110H15V111H16V110L19 111V109H18L19 107H20V110H23V108H22V106H21V103H22V102L24 103V101H26V100H24V99H28V98L31 97L30 99H28L29 101L27 100V101L25 102L26 105H27V103L30 102V100H32V98L35 96V95L33 96V93H32V94H27V92H25L26 89H27V91H28V90L31 91V89L29 88V85H30L29 83H28L29 85H27L26 83L24 84V86L22 85L23 87H27V88H22V91L20 90V88H19L18 86H17V87L19 88V90H14L15 88H14L13 86H10L11 84L14 85V83L12 82V81L14 80V77L12 78V76H14V74H16L17 72L22 73V71H24V70H25V71L23 72L24 74H22L23 76H25V77H24V80H26V82L29 81V80H27V79H28V77H30V76L25 75V72H26V71H27V72L30 71L31 68H29V67H28V68H25V67H24V66L27 65V64L25 63L24 59L26 58L25 56H27L28 53H26V54H27V55H26V54L23 52L25 49H26V51H27V48L25 47V45L20 46ZM24 47H25V48H24ZM31 47H32V49H34L33 46H31ZM37 47H38V46H37ZM37 47H36L35 49H36L37 51H39V49H37ZM69 47H70V46H69ZM83 47H84V46H83ZM85 47H86V46H85ZM100 47H104V48H105V49H104L105 51H106V49L108 48V47L103 46V43L101 44ZM156 47H157V48H156ZM2 48H5V47H2ZM38 48H39V47H38ZM60 48H61V47H59V50H60ZM75 48H76V47H75ZM75 48L73 47V52H74V53H75ZM79 48H80V46L78 47V50H79ZM169 48H170V47H169ZM7 49H8V48H7ZM23 49H24V50H23ZM44 49H45V47H44ZM64 49L62 50V51H63L62 53H64V52L67 53L68 50H69V49H66V50L64 51ZM81 49H82V48H81ZM110 49H107V51H106L107 53H106V54H108V53L110 52V51H108V50H110ZM140 49H139V50H140ZM179 49H180V51H181V48H179ZM179 49H178V50H179ZM224 49H225V51H224ZM262 49H263V47L260 48V49H258V50H259L258 53H259L260 55H258L257 58H256V56H255V57H254L255 59H254V58L248 59L247 65H248V63H249V60H251L249 64H251V62H252L253 60H255V61H253L252 64L257 65V63L260 61V60H258V59H259L258 57L264 58V54H263L264 51H261ZM22 50H23V51H22ZM36 50H35V51H36ZM78 50H77V51H78ZM149 50H151V48H150ZM155 50H154V49L152 50V53L154 52L153 55L156 54V53H155ZM171 50H172V49H171ZM233 50H236V55H235V52H234V54L232 53ZM9 51H10V52H9ZM44 51L47 52V50H44ZM77 51H76V52H77ZM84 51H85V50H83V52H84ZM126 51H125V52H126ZM158 51H159V50H158ZM168 51H169V50H168ZM172 51H173V50H172ZM230 51H231V52H230ZM3 52H4L5 54H4ZM46 52H44V53H46ZM53 52H54V51H53ZM71 52H72V51H71ZM128 52H126L125 54H127V57H130L131 54L128 56ZM141 52H142V51H141ZM170 52H171V51H170ZM244 52H245V53H244ZM261 52H262V54H261ZM21 53H22V54L24 53V54H23L24 56H23ZM41 53H42V52H41ZM44 53H43V55H42L41 57H38L37 60H38L39 58L41 59L44 55H45V58H46V59H45L44 57H43V58H44L46 61H47V59H48V61L51 60V59L49 58V56H47V53H46V54H44ZM55 53H56V52H55ZM62 53H61V55H62ZM90 53H91V54H90ZM90 53L87 52V54L90 55V58H88L89 55H87V56L84 55V56H86L88 59H92V60H91V61H92V67H91V68H92V70H94V69H93L94 64L98 65L100 62H99V63H95V62H98L99 60H98V61H97L96 59L94 60L95 56L93 55V53H92L91 51H90ZM110 53H111V52H110ZM231 53H232V54H231ZM237 53H239V55H237ZM18 54H20V57H19ZM32 54H33V53H32ZM70 54H72V53L69 52V53H68V56H69ZM78 54H81L80 51L77 53V55H78ZM84 54H85V53H84ZM125 54H124V56H125ZM142 54H143V53H142ZM142 54H141V56H142ZM144 54L147 55L148 53H144ZM165 54H166V53H165ZM170 54L173 55V56H171V58H173V57L175 58V56H174V54H175L174 51H173V53L171 52ZM215 54H216V53H215ZM219 54H220V53H219ZM226 54H227V55H226ZM39 55H41V54H39ZM48 55H50V54H48ZM57 55H58V54H57ZM61 55H60L61 58L59 57V55H58V57H59L60 59H62V62H61V63H62V66H61V63H60V65H57V66H60V67H59L60 70H61V68H63L62 70H64V69H65V70H64V72L61 70V71H62V72H61V71L59 70V68H58V70L61 72V73H60L59 71H57V70L55 69V68H57V66H56L55 68H54L53 66H52V68L49 67L50 69H52V71H50L51 74H53V72H54L53 69L56 70L57 72L55 71V74H53V75H55L54 77H52L53 75L51 76V74L49 73V75L51 76V78H50L49 76H48V78H47V76H46V78H47L46 81L49 79V82H50V80L52 79L51 82H53V83L55 84V86H56V90H55V93H54V94H51V93H50V90L47 91V89H46V91L49 93V95L47 94V96L50 97V94H51V95H54V96H52V97L55 99V96L57 95V96H56V97H58V98H57V101H58V100H61V99H59V97L65 99V100H67V98H68V101H70L69 99L73 98V99L70 101V102H73V103H74V104L71 103V106L73 105V106L76 107L75 109L71 108V110H72V109L74 110V113H73V114H75V113H76L75 110L79 108V110H81V112H82L83 114H86V115L88 114L87 116L90 115V116L92 117V116H93L92 109H94V107L97 106V105H95V104H97V103H95V102H97V101H96V98H97L98 101H100V102H98V103H99L98 105L101 106L103 103L106 102V99H105L104 97H107V102H108V101L111 102V100H109V99H112L113 96H110V93L108 92V94H109V98H108V96H106L107 93H103V94H104V97H102V95H101V97H102V98H101V97H100V94H101V93H100L99 95H95V93L97 94V92H95V93H90L91 90H90V88L88 89L89 86H88V87L86 86V87H87V88H86L85 85L83 84V82H85L84 80H85L86 77H87V78H86V82H87V80H88V83L85 82L86 85H87V84L90 85V81H91V80L93 81V79H92L93 75H92L91 72H90V75H89V77H88V71H89L88 68H89V67H87V69H86V66H87L88 64H87V65L85 64V63H87V62H85V63L82 62V64L80 63L81 66H82L83 64H85L84 66H85V71H86V72H85L84 69H82V68H81V70L84 71L85 73H87L85 76L82 75V73L84 74V72L81 73V77H80V78L82 79V76H84V77H83L84 80L82 79L83 82L81 83V82H80L81 79L79 78V79H78L79 82H78V80H77V81L75 80V77H76V76L73 75V74H75L76 72L78 73L79 71H76V72L73 73V74L71 73V72H73V69H75L76 67L78 68V66H76V63H75V68L73 67L74 64H73V63L71 64V62H74V59H73L72 57H70V58H72L73 60H72V59L69 60L70 58L68 59V57H66L67 54H64V56H63V55L61 56ZM73 55H75L74 58L77 57L76 54H73ZM92 55H93L94 58L92 57ZM110 55H111V54H110ZM110 55H108V56L110 57ZM160 55H161V54H160ZM168 55H169V54L167 53V55H166L165 57H166V58L168 57V60H170ZM230 55H231V56L233 55V56L231 57ZM261 55H262V56H261ZM21 56H22V57H21ZM70 56H72V55H70ZM101 56H102V55L100 54V57H101ZM108 56H107V57H108ZM143 56H145V55H143ZM143 56L141 57V60H143ZM147 56H148V55H147ZM177 56H178V55H176V58H177ZM218 56H219V57H218ZM8 57H7V59H9ZM36 57H37V56H36ZM63 57H64L65 59H66V58H67V59L65 60ZM80 57H81V56H80ZM91 57H92V58H91ZM107 57H105V58H107ZM111 57H112V55H111ZM158 57H159V55H158ZM213 57H214V58H213ZM229 57H231V59L233 58L235 61L231 60L230 63H229V60H230ZM20 58H21V60H23V61H21ZM22 58H23V59H22ZM43 58H42V59H43ZM151 58H152V57H151ZM174 58H173V59H174ZM211 58H213L214 61H212L213 59L211 60ZM217 58L219 59L220 62H219V61H216ZM224 58H225L226 60H225ZM75 59H76V58H75ZM128 59H129V58H128ZM128 59H127V60H128ZM159 59H160V58H159ZM164 59H165V58H164ZM34 60H35V59H34ZM63 60H65V61H70V63L67 62V63H69V64H68L69 66L67 65V67H66V66L63 67V64H65V65L67 64V63H63ZM78 60H80V59H77V61H78ZM84 60H85V59H84ZM107 60H109V59L107 58ZM120 60H121V59H120ZM154 60H155V59H154ZM179 60H180V59H179ZM179 60H177L179 64H184V63H182V61H181V63H180ZM221 60H222V61H221ZM224 60H225V61H224ZM237 60H238V61H237ZM245 60H246V59H245ZM245 60H241V61H244V62H245ZM8 61H9V62H8ZM81 61H82V60H81ZM85 61H86V60H85ZM93 61H94V64H93ZM116 61H117V60H116ZM116 61H115V63H116L117 65L120 64V66H121V67H119V68H122V65H121L122 62H120L119 60H118V62H116ZM146 61H147V59L145 58V61H144V62H146ZM158 61H159V60H158ZM160 61H161V60H160ZM211 61H212L213 63H212ZM226 61H227V62H226ZM246 61H247V60H246ZM256 61H257V62H256ZM55 62H57V61H55ZM79 62H80V61H79ZM168 62H169V61H168ZM170 62H171V61H170ZM174 62H176V61H172V63H170V64L172 65ZM254 62H255V63H254ZM29 63H30V65H31V62H29ZM34 63H35V62H34ZM44 63H46V64H44ZM88 63H89V62H88ZM103 63H104V65L106 64L105 62H103ZM208 63H209V67H210L211 65H214V66H218V68L216 67V69H215V68L212 66L214 69H213L212 67H210V68H212V69L210 70V68H209L208 65H207ZM210 63H211V64H210ZM214 63H215V64H214ZM217 63H219V64H217ZM232 63H233V66H234V64H236L235 66H237V67L234 66L236 69H235V68L233 69V66H229V64L232 65ZM242 63H243V62H240V61H239V66H243V65H241ZM262 63H264V62H262ZM24 64H26V65H24ZM36 64H38V63H36ZM42 64L46 65L45 67H47V65H48L47 62H43ZM78 64H79V63H78ZM107 64L110 65L109 63H107ZM116 64H115V65H116ZM174 64L176 65L177 63H174ZM205 64H206V65H205ZM221 64H222V65H221ZM227 64H228V65H227ZM252 64H251V65H252ZM44 65H42V66H44ZM70 65H71L72 67H71ZM100 65H102V61H101V63L98 65L99 67L96 66L95 68L98 67L97 70H100V69L103 70V68L107 67L106 70H108V72H109L108 74H113V73H115V76H113V78L116 77L117 74H119V73H116V72H118L117 69H119V68H116V70H115V68H114V66H113L112 68H114V70L110 69V70H112V71H110V70L108 69V68H109L108 65H106V66H101V67H103V68H101ZM223 65H224V67L226 66L225 70L222 68ZM110 66H111V65H110ZM172 66H173V65H172ZM176 66H177V65H176ZM181 66H182V65H180V70L183 71L184 68L181 67ZM183 66H184V65H183ZM188 66H189V65H188ZM188 66H185V68L187 67L188 69H187V68H186V69H187V70H190V67H188ZM220 66H222V67H220ZM70 67H71V69H70ZM82 67H83V66H82ZM228 67H229V69H227ZM249 67H250V66H249ZM43 68H44V67H43ZM72 68H73V69H72ZM77 68H76V70H77ZM83 68H84V67H83ZM110 68H111V67H110ZM174 68H175V66H174ZM176 68H177V67H176ZM207 68H208V70H207ZM219 68H221L222 70L219 69ZM241 68H242V67H241ZM4 69H5V71H4ZM26 69H27V70H26ZM44 69H45L46 72H47V73H46V72L44 71V73L47 75L50 69H49V70H48L47 68H44ZM66 69H67V71H66ZM122 69H123V68H122ZM122 69H119V70H122ZM124 69H125L124 73H125V75H126L127 72H128L127 70H129V69H126V68H124ZM144 69H145V68H143V70H144ZM186 69H185V70H186ZM230 69H232L233 71H230ZM20 70H21V71H20ZM42 70H43V69H42ZM47 70H48V71H47ZM68 70H71V72L68 71ZM95 70H96V69H95ZM95 70H94V71H95ZM97 70L95 71L96 73H98ZM163 70H164V69H163ZM217 70H218V73L216 72ZM236 70H237V71H236ZM11 71H14V72H12V76H11ZM15 71H16V72H15ZM74 71H75V70H74ZM113 71H116V72H113ZM160 71H161V70H160ZM182 71H181V72H182ZM211 71H213V72H212V73H209V72H211ZM224 71H225V72H224ZM229 71H230V72H229ZM242 71H243V70H242ZM242 71H239V72L242 73ZM111 72H112V73H111ZM137 72H139V71H137ZM157 72L159 73V71H157ZM207 72H208L209 74H207ZM214 72H215L216 74H215ZM239 72H238V74H239ZM44 73H43V75H44ZM56 73H58L57 75H58L59 77L56 75ZM59 73H60V74H59ZM63 73H65V75H63L64 77H63V79H62V81H61V78H62V74H63ZM69 73H70V74H69ZM128 73H129V72H128ZM143 73H145V70H144ZM147 73H148L149 75H151L148 71H147ZM163 73H164V71H163ZM213 73H214L215 75H218L219 73H220V74H221V73H224V76H223V74H222V76L219 74V76L216 77V76L213 75ZM225 73H227L229 76H226L227 74L225 75ZM241 73H240V76L238 75L237 77H242L241 75H242L243 73H245V72H243L242 74H241ZM248 73H249V72H248ZM26 74H28V73H26ZM98 74H99V73H98ZM106 74H107V72H106ZM230 74H231V75H230ZM22 75H20V76H21V77H20V80H22V84H23V78H22ZM78 75H80V74L78 73V74H77V77H78ZM104 75H105V74H104ZM129 75H131V74H129ZM209 75H210V76H209ZM211 75H213V76H211ZM91 76H92V77H91ZM109 76H110V77H109V79H108V83H109L108 86H107V84L105 83L106 85H105V86H101V85H100L101 87H106V88H108V89H109V87H112V83H114V82L112 81L113 78H111V77H112L111 75H109ZM127 76H128V75H127ZM144 76H145V75H143V76H141V77H144ZM205 76H206V77H205ZM207 76H208V77H207ZM225 76H226V77H225ZM18 77H19V76H18ZM44 77H45V75H44ZM44 77H43V79H44ZM55 77H58L57 79H55V81L57 80V82H54V80H53ZM137 77H138V75H137ZM137 77H136V78H137ZM147 77H148V75L146 76V78H147ZM21 78H22V79H21ZM25 78H27V79H25ZM116 78H118V76H117ZM116 78H115V79H116ZM136 78H135L134 81H133L134 83H136V82L138 81ZM144 78H145V77H144ZM160 78H161V80H160L159 83H162V86L165 87L164 84H163L164 81H163L162 79H166V80H168L169 78H168L167 76H166V78H164L163 76H161ZM167 78H168V79H167ZM1 79H2V80H1ZM12 79H13V80H12ZM89 79H90V81H89ZM139 79H141V78H139ZM228 79H227V80H228ZM230 79H229V80H230ZM244 79H245V76H244ZM41 80H42V78H41ZM109 80H111V82H109ZM135 80H137V81H135ZM146 80L148 81V79H146ZM217 80H218V79H217ZM58 81H59L61 84H60ZM141 81H144V82H142V84L146 83V85L144 84V86L147 87V83H148L149 81L147 82V81H145L143 78H142ZM141 81H140V82H141ZM152 81H153V80H152ZM158 81H159V80H158ZM218 81H219V82H218ZM218 81H217V82L220 83V80H218ZM245 81H246V80H245ZM245 81H244V84L246 83ZM249 81H250V80H249ZM260 81H262V79H261ZM10 82H11V83H10ZM42 82H43V81H42ZM51 82H50V83H51ZM153 82H155V81H153ZM1 83H0V85H1ZM9 83H10V85H9ZM15 83H16V81H15ZM79 83L83 86V89L81 88L82 86H80ZM155 83H156V85H155V84H154V85L160 89L159 91H162L163 89L160 88V85H158L159 83H157V82H155ZM169 83H170V82H169ZM169 83H168V84H169ZM203 83H205V82H201L200 86H199L198 88H196V89H195V88H194V89H190V90H193V91H194L195 95H192V94H194L193 92L190 94V91H187V90H189V89L186 90V93H187L189 96H188L187 94H184V96H181V95H180V96H179L180 98L177 99V100L175 99V97L177 96L176 94H174V96L176 95V96L174 97V99L172 98L171 95H170V96L168 95V96H169V97H168L169 99L166 97V98H167V99H166L167 104H164V103H163V104L165 105V108L169 106V103H168L169 100H170V103H171V101H172V103H171V105H170L168 108H171V109H173V110H174V109H177V108H178L177 106H179V105H182V106H179V108L182 107L181 110H183V108L186 107L185 112H186L187 109H190V108H192V107H193V108H197L196 106H199V99H201V98H205V97H206L207 95H209V94L211 95V93H210V88L208 87V85L205 86L207 83H206V84H203ZM260 83H261V82H260ZM260 83H259V84H260ZM17 84H18V81H17ZM62 84H63V85H62ZM110 84H111V86H110ZM132 84H133V83H132ZM149 84H150V83H149ZM149 84H148V87H150ZM168 84H167V86H168ZM244 84H243V85H244ZM31 85H34V84H31ZM136 85L138 86V84H136ZM202 85H203V86H202ZM3 86H2V87H3ZM22 86H21V87H22ZM35 86H37V85H34V87L32 88V90L35 89ZM55 86L53 87V84H52V86H51V87H52V91H54ZM100 86H99V87H100ZM162 86H161V87H162ZM10 87H11V88L13 87V88H12V90H14L13 93H14L15 95L17 94L16 97H14V96H13L14 94L11 93V96H13V97L11 98V96H10V94H9V92H11L10 89H9ZM15 87H16V86H15ZM30 87H32V86H30ZM51 87H49V88H51ZM84 87H85L88 91L85 90ZM95 87H96V85H95ZM101 87H100V89H101ZM123 87H125V85H124ZM205 87H206L207 89H206ZM6 88H7V90H6ZM18 88H16V89H18ZM140 88H141V83H140ZM140 88H139V89H140ZM144 88H145V87H144ZM200 88H201V91H200V92H201V95L199 94L200 92L197 91V90H200ZM204 88H205L206 90H205ZM95 89H96V88H95ZM111 89H112V88H111ZM115 89H116V88H115ZM119 89H120V88H119ZM129 89H130V90H129ZM129 89H128V90L131 91V88H130V87H129ZM133 89H135V90H133V93L137 92V95H138V97H139L140 99H138V97H137V95H136V96L133 97V98H134V99L136 98V99H138V100H136L134 103H132L134 100L131 99L130 101H128V104H127V102H126L127 99H126L125 101L122 100L123 97L125 98V97L128 95L127 92H126V94H124L123 91H122V90H125V91H126V88H125V89L123 88L120 92L117 90L118 93H117L116 95H117L118 97H114L112 100L115 99V101H117L119 98H121L120 101H121V100H122V101H121V102L118 101L120 104H117L118 107H117L116 110L119 109V106H121L122 103H125V102H126V105H125V107H124V105H122V107H124L123 110H120V109H119V112H118L119 114H120L121 111H123V112H121L120 115L118 114V116H117V114H116V117L114 118V119H116V120H112L113 123H111L110 121H108V122H109V123H108V122H107V118H106V116H103V117L106 118V119H105L106 121H105V120H102L103 118L101 119L102 116L100 117L101 121H99V122H100L101 124H100L99 122H98V124H97V122H94V120H95V121H98V120H99V119L96 120L97 117H99V116H96V117H95L96 119L94 118V116H93L92 118H91V117H87L88 120H89V119H90V121L93 120V121H92L93 123L90 122V123L92 124V125L90 124L91 126H93V124L95 123V125L98 127V129L100 128L99 134H101V136L96 135V134H98V131L94 129V131H95V132L93 133V135H94V140H92V141H95V140H96L95 142H97V144L100 143V144L102 145V143H103L102 140H104V137H105V141H108V139L111 140L113 137H114V139H118V138H120V137H118V136H121V134L119 133V131L121 132V130L123 129L122 127H124V128L127 127V124H128V123H132L133 120H134L135 123L137 122L136 120H139L138 117H137V118L134 117V119H130V117L132 116V114H133V116H134V115L137 116L138 113H139V111H140L137 107H136L137 110H136L135 108H132V107H135V106H136V103H137V105H138V104H140V105L143 104L144 107H145V106L147 107V106L149 105V102H150V101L152 100V98H153L152 102H154V105L150 102V105H151V104H152V105H151V106H148V107H152V106H154V107H152L151 109L154 110L155 108H158V111H161V109H159L160 106H158V104H159L160 102L155 101L156 98L153 97V95L155 96V94H153V95L148 94V97H146V95H147L146 93H147V92L145 93V89L143 90V91H144V94H146L145 96H144L143 93H142V89L139 90V89L137 88L138 91H136L135 86H134ZM161 89H162V90H161ZM165 89H166V88H165ZM167 89H168V87H167ZM202 89H203V91H202ZM208 89H209V90H208ZM8 90H9V91H8ZM169 90H171V89H169ZM195 90H196V91H195ZM204 90H205V91H204ZM244 90H245V88H244ZM263 90H264V89H263ZM1 91H2V89H1ZM3 91H2V92H3ZM15 91H19V93H21V94L16 93ZM23 91H24V92H23ZM29 91H28V92H29ZM39 91H40V89H39ZM57 91L59 92V95L57 94V93H58ZM60 91H61V93H60ZM84 91H86V93H85ZM125 91H124V92H125ZM167 91H168V90H167ZM167 91L164 90L165 94H166ZM31 92H33V91H31ZM41 92H42V90H41ZM47 92H46V93H47ZM62 92H63V93H62ZM92 92H93V91H92ZM106 92H107V91H106ZM139 92H141V93H139ZM171 92H172V91H171ZM243 92H246V91H243ZM251 92H253V91H252V88H251ZM29 93H30V92H29ZM52 93H53V92H52ZM64 93H65V94H66V93H67V94H70L71 96H70V95H65ZM120 93H122L124 96H121ZM130 93H131V92H130ZM130 93H129V94H130ZM167 93L169 94V92H167ZM205 93H208V94H205ZM253 93H254V92H253ZM3 94H5V93L3 92ZM18 94H19V95H18ZM34 94H36V96H37V93H34ZM63 94H64L65 96H67V97H66V98L62 97ZM92 94H93V97H94V95L96 96V97L94 98V99H95L94 102L92 101V100H94V99L92 98V96H91ZM108 94H107V95H108ZM131 94H132V93H131ZM140 94H142V95H140ZM170 94H172V93H170ZM180 94H182V93H180ZM198 94H199V95H198ZM248 94H249V93H248ZM255 94H256V93H255ZM22 95H23V96H22ZM30 95H31V96H30ZM38 95H39V97H40V95L42 96V93H41V94L38 93ZM84 95H85L86 97H84ZM87 95H88V97L91 96L92 100H91L90 97H89V98H90V100H89V98H87ZM114 95H115V94H114ZM116 95H115V96H116ZM125 95H126V96H125ZM150 95H151L152 97H151ZM182 95H183V94H182ZM185 95H186V96H185ZM191 95H192L193 97H195L196 95L200 96V98L197 97V99H195L197 103H196V102H195V103L192 102L193 100L191 99V98H192ZM202 95H204V96H202ZM205 95H206V96H205ZM29 96H30V97H29ZM32 96H33V97H32ZM98 96H99L101 99H104V100H103V101L100 100V98H99ZM119 96H120V97H119ZM143 96H144V98H145V101H141V102H140V100L143 99ZM165 96H166V95H165ZM227 96H229V95H227ZM227 96H226V97H227ZM260 96H261V94H260ZM262 96H263V95H262ZM262 96H261V98H264V97H262ZM69 97H70V98H69ZM127 97H128V96H127ZM127 97H126V98H127ZM129 97H130V95H129ZM141 97H142V98H141ZM156 97L158 98L159 96H156ZM250 97H252V96H250ZM255 97H256V96H255ZM255 97H254V99H255ZM2 98H3V95H2V97H1L0 100H3ZM10 98H11V99H10ZM13 98H14V99H13ZM37 98H38V97L34 98L33 100L35 101V99H37ZM147 98L149 99V101L146 100ZM150 98H151V100H150ZM159 98H160V97H159ZM176 98H177V97H176ZM195 98H196V97H195ZM258 98H259V97H258ZM9 99H10V100H9ZM42 99H43V103H45L43 97H41V100H42ZM63 99H62V100H63ZM75 99H77V101H76ZM82 99H84L83 101H85V102L87 101L88 104L90 103V104H89V109H85L87 112H86L84 109H82V108H86V107L88 106V104L85 106L86 103H85V104L82 103L83 105H82L81 103H78V100H81V101H82ZM193 99H194V98H193ZM227 99H228V98H227ZM256 99H257V98H256ZM33 100H32V101H33ZM39 100H40V99H39ZM39 100H38V101H39ZM55 100H56V99H55ZM73 100H75V101H73ZM88 100L91 101V102H89ZM195 100H194V101H195ZM32 101H31L30 103H32ZM36 101H37V100H36ZM36 101H35V102H36ZM38 101H37V103H38ZM101 101H102V102H101ZM131 101H132V102H131ZM137 101H139L140 103H138ZM166 101H165V102H166ZM200 101H201V100H200ZM229 101H231V100H229ZM252 101H255V100L252 99ZM257 101H258V100H257ZM261 101H262L261 105L263 106V99H262ZM75 102H76V104H75ZM92 102H93V104H94V103H95V104H94V105L91 104ZM142 102H143V103H142ZM144 102H145V103H144ZM146 102H147V103H146ZM156 102H157V105H155ZM188 102H189V103H188ZM25 103L22 104V105H24V108H26ZM40 103H41V102L39 101V103H38L37 105H35V106H34V105L30 106V108L27 109V110H28V113H29V111L31 112V108H32L33 106H34V107H37L38 109H40V106H41V107H43V109L41 108V109H42V112H41V110H39V112L41 113V115H40L39 112H38V113H39V114H38L36 111H35V112H36L35 114H38V116H40V117H45L46 115H44L43 113H44V112H47V113H48L47 110H46V111H43V110H45L46 105H44L43 103H42V104H40ZM101 103H102V104H101ZM108 103H109V102H108ZM115 103H116V102H115ZM181 103H182V104H181ZM186 103H187V104H186ZM192 103H193V104H192ZM35 104H36V103H35ZM100 104H101V105H100ZM145 104H147V105H145ZM163 104H162V107H164ZM184 104H185L186 106H185ZM195 104H196V105H195ZM231 104H232V102H231L229 105H231ZM258 104H259V103H258ZM28 105H30V104L28 103ZM38 105H40V106H38ZM42 105H44V106H42ZM77 105H78V106H77ZM81 105H82V106H81ZM91 105H92L93 107H92ZM106 105H108V104H106ZM109 105H110V104H109ZM114 105H115V104H114ZM159 105H161V103H160ZM173 105H176V108L172 107ZM183 105H184V106H183ZM187 105H188V106L194 105L195 107L192 106V107L189 108V107H187ZM73 106H72V107H73ZM83 106H84V107H83ZM34 107H33V110H34V109H37V108H34ZM90 107H91L92 109H91ZM106 107H107V106H106ZM106 107H105V108H106ZM108 107H109V106H108ZM110 107H111V105H110ZM112 107H113V105H112ZM114 107H115V106H114ZM199 107H200V106H199ZM228 107H229V108H227V106H226V107H225L226 109L224 108V110L222 111V114H225V115H226V114L228 113V114H229V115H227L228 117L225 116V115H223L222 118H221V117H219V116L221 115V114H220L218 117H215V118H214V116H213L214 121H213V119H211V120H212L211 123H210V122H209V123L207 122V124H205V126H204V124H203V126L200 125L201 127L206 128L207 131L210 129V130L208 131L209 133H211L210 131L212 130V129L210 128V126H211V127H214V129H215V126H216V129H217V125H218V127H221L222 125H224L223 127H221L223 130H222L221 128L218 129V131H221V132H222L221 135H222L223 137L220 136V133H219V132H218V136L216 137L215 135H217V132H215V130H214L215 135L213 134V135H214V138H218V140H219V141H217V140L215 139L216 145H214V146L216 147V149L219 150V149L221 148V151H224L223 153H225V152L228 153V154L226 153V154L228 155V157H229V159L227 158L228 160H226L227 155H226V156H225V155L222 156V158L219 157V158H221L220 160H221L222 163L219 162L218 159H215V161H214V158H215V157L212 156V155L214 154V153H213V154L210 156V158L213 157V159H208V160H207V163H206L207 166H206L205 163H204L200 158L196 157V156L193 154L194 151H192L191 147L188 148V147L185 145V144L189 143L188 141L186 142V140H185L186 137H187V139H191V137H192L193 140L191 139V141H194V140H195V142L198 141L199 143H205L204 145H206V141L204 140V142H203V139L207 138V140H208L207 143L209 142V145L211 144L210 146H211V148H212V150H213V147H214V146L212 145L213 142H214L213 137L210 136L211 134L209 135L208 132H206V131H205L206 134H205V132L203 133V132H202V131H203L202 128L199 127V128L201 129L200 134L198 133V132H199V129H196V130H198L196 135H199L200 137H202V135L204 134V136L202 137L203 139H200L199 136H198V137H197V136L194 137V135H195L194 132H190V134L192 133V136H191L190 134H188L189 136H191L190 138H188V135H187V134H184L183 132H182V133L184 134L185 137H184V136H183V137H182V136L179 137L178 135H180V134H179V133H176V134H175L174 131H173V133H174V136H173V137L175 138V137L178 136V138H175V139H177V141L174 139V141H173L174 143H173V142L171 141L173 137L170 136L171 138H170L169 143H172V144H170V145H172V146H173V144H174V146L171 147V149H169V150L171 151L170 155L174 153V155H175L176 157H177L178 155H179V156H180V155L185 156V157H183V156H181V157H183L184 159L186 158L185 161H186V160L189 161V162L191 163V165H190V163L188 164L187 161H186V162H187V163H186L184 160H182V161H183L182 163L185 162V164L190 165V166H191L190 169L188 168L187 165L184 164L185 166H187V167H185V166L180 162V161H181L180 158H179L180 161H177V163L180 162L181 164H176V163L173 162V161H175L176 159H175V160H172V161H171L172 163H171L169 160H167V159H169V158L164 157L165 155H164V156H161L160 154H163L164 151H163V153H162L161 149L159 148V150H160L161 152L158 153L159 150H155V147H154V146H156V145L152 146L154 149H153L152 147H150L151 149H150V148L148 149V147H147V145H149L148 143H151V141H152L151 139H152V138H154V140H155V137H157V135H159L158 132H161L160 130H162V128L159 129V128L156 126V125H158V126L160 125V124H156V123L158 122V121H157V114H156V113H154V114H152V115H148V113H143L141 116H139L142 120L140 119V120L138 121L139 123H137L136 126L133 128V131L131 130L132 132L129 133L130 136H129V135L127 136L128 138H126V139H128L129 142H128V140H126V141H127L131 146L134 145V144H133V141L135 142V140L138 141L137 143L140 142L138 145H140V144L142 145V144L146 143L147 141H148V143L145 144V145H142V147L145 146V148H146L145 150L142 149L143 151L141 150L142 153L140 152V154L135 155V158H136V159H135L136 161H134L135 163L132 161V163H131L132 166H131V165H130V166L128 165L127 167H128L131 171H134V170H135V171L137 172V173H136V176H138L137 174L140 173V175H141V176H144L146 179H145L144 182H143L142 177L140 178V177L138 176V177L141 179V181H142V182H141L140 180H138V182L141 183V184L139 185V189H137V186H138V185H136L135 183H134V184L136 185V187H134L135 185H134L133 183H132L133 185L131 184V186H133V187H131V189H132V191L134 192V193L132 192V197H131L132 199H131V200H133V197L136 198V199H134V200L132 201V203H133L135 200H137V202H139V201L141 202V203L139 202L140 205L144 203L145 208L151 209V208H150L151 206H149V205H151V202H153V201H154L153 203L157 202L158 205H159V207H158V208H159V209H158V215H160V216L163 218L162 220H165V218H167L166 220L168 221V218H169V222H170V220L172 221V222L170 223V224H171L170 226H172V227H174V228H175V226H174L173 224H177L176 227L180 226L179 224H183V222H180V223H179V220H180V221L182 220V219H181V215H180V213H182L181 210H182V209H186V208H190V207L192 206V203H191V202H193V201H192V198H195L196 195L198 194V192H199V193L201 192L200 195L203 194V195H201V198H205V199H206V201H205V199L203 200V201H205V202H204V205H203V203H202V202H203L202 199H201V202H200V201L198 202V204H200V205H197L198 207H196L198 210H199V208H201V207H203V206H204L205 209H202V208H201L200 210H203L204 212H208L210 208L207 209L208 211L206 210V208L211 207V206L213 207L214 210L217 209L216 206H217V205H220V204H219L220 202L218 201V198H219V197H218L217 200H216V199H214L213 196H214L215 194H216V196H217V194H218L217 191H219L218 189H222V188L224 187V185H225V187H227V186L229 187V184L231 183V184H234V185H235V186H234V188H235V187L237 186L236 184H238L237 182H239V181L242 179V177H243L242 175H241L240 177H239V175H238V174H240V173L238 172V170H239L240 172H242V170L239 169V168H240V165L243 164L242 166H243V167L245 166L244 158H243L242 161L239 160V159H235L234 154L232 153V151L230 150V148L226 147V150L224 149L223 146H226V144H227V143H225V140L228 139V144H229V143L231 144V142H232V143L235 142L234 140H236L237 138H240V137L244 136V135H242V134H245L246 132L248 133L249 131H251L250 129L248 130V128H249L250 125L246 124L247 127H248V128H246V125H245V124H244V125H241V124H240V126H241V129H240V128L238 127L239 124H238V123L235 124L234 121H235L236 119L238 120V118L242 116V118H241L239 121H240V122H243V120H246V119L249 120V119L254 118V117L256 116V114H255L256 111H257V113H258V110L253 111L254 113L252 112V114H251V116H250V115H248L249 112H248V113L246 112V114H247L246 116H248V118H246L245 115H242L243 113H245L244 110L241 109L240 111H242V112H240V113H241V114H240L239 111L236 110L237 107L235 106L236 109L234 108L235 110H233V112H235V113H232V109H231V110H228V109H230L232 106H228ZM80 108H81V109H80ZM120 108H121V107H120ZM160 108H161V107H160ZM165 108H163V112L165 111V110H164ZM168 108H166V110H167ZM232 108H233V107H232ZM62 109H63V108H62ZM124 109H125V111H124ZM244 109H245V108H244ZM247 109H248V111L250 110L249 108H247ZM262 109L264 110V108H262ZM27 110H25V111H23V112H26ZM63 110H64V109H63ZM63 110H62L63 113H64L65 111H67V112H65V114H64V115H66V116H69V115H67V114L71 113V112H69V110H64V111H63ZM88 110H90L89 112L92 113V114H89V113H88ZM109 110H110V108H109ZM127 110H128V112H127ZM138 110H139V111H138ZM245 110H246V109H245ZM253 110H254V108H253ZM260 110H261V109H260ZM15 111H14V112H15ZM131 111H132V112H131ZM187 111H188V110H187ZM236 111H237V112H236ZM243 111H244V112H243ZM251 111H252V110H251ZM251 111H250V113H251ZM94 112H95V110H94ZM106 112H107V111H106ZM110 112H111V111H110ZM167 112H168V111H167ZM177 112H178V110H177ZM223 112H224V113H223ZM225 112H226V113H225ZM7 113H8V114L10 113V114H9L8 116H5ZM12 113H13V112H12ZM28 113L26 112L25 114H28ZM116 113H117V111H116ZM131 113H132V114H131ZM164 113H166V111H165ZM169 113L173 114V113L171 112L170 109H169ZM169 113H168V114H169ZM174 113H175V112H174ZM199 113H200V112H199ZM259 113L264 117V115H263V114H264L263 111H261V112H259ZM262 113H263V114H262ZM4 114H5V115H4ZM25 114H24V117L26 118L28 115L25 116ZM114 114H115V112H114ZM171 114H170V115H171ZM177 114H180V117H181V118H180L179 116H178L177 118H179V119L182 120V121H183L184 119H185V120H188V121L192 120V119H189L190 116H188V117H189V118H188L187 115H186V113H181L180 110H179V113H177ZM177 114H176V113H175V115L173 114V117L175 116V117H174L175 120H176V115H177ZM182 114H184V115L187 117V119H186V117L183 116ZM1 115H3V116H1ZM21 115H22V114H21ZM30 115H31V113L29 114V116H30ZM32 115H34V111L32 112ZM64 115H63L62 117H64ZM71 115H72V114H70V117H71ZM86 115H85V116H86ZM94 115H95V114H94ZM103 115H104V114H103ZM258 115H259V114H257V116H258ZM38 116H37V120H38L39 122H37L36 119L34 120V122H37V124H38V123L42 124V121H43V122L45 121L44 124H42V125H43L42 128H40V127H41L40 124H39L40 127H39L38 125H36V124H34V125L32 124L33 126H32V125H28V124H26L27 122H25V121L23 120V119H25V118H23V119H22L23 121L20 119V120H21V124H20V126L18 125V126L20 127L19 130H22V129L24 130L25 128H29V126L33 128L35 125H36L39 129H43V130H44V129H45V128H44V125H45V126L47 125V124H46V123H47L46 121H48V119H47V118H46V119L44 118V120H43V118H40V117H38ZM52 116H53V115H52ZM56 116H57V115H56ZM66 116H65L64 118H66ZM108 116H109V115H108ZM110 116H111V115H110ZM110 116L108 117V119L110 118ZM171 116H172V115H171ZM253 116H254V117H253ZM3 117H4V118L7 117V119H6V118L3 119ZM20 117H21V116H20ZM46 117H48V115H47ZM57 117H59V116H57ZM57 117H56V119H59V118H57ZM169 117H170V116H169ZM237 117H238V118H237ZM250 117H252V118H250ZM10 118H11V117H9V119H10ZM32 118H33V116H32ZM34 118H36V116H35ZM34 118H33V119H34ZM38 118L42 119V121L39 120ZM93 118H94V119H93ZM131 118H132V117H131ZM182 118H183V119H182ZM217 118L219 119V121H218V120H215V119H217ZM223 118H227L226 120L224 119L225 122H224ZM11 119H12V118H11ZM28 119H29V117H27V121H28ZM66 119H68V118H66ZM129 119H130V120H129ZM179 119H177L176 122H175V123H177L176 126H178V127H177L178 130L183 129V128L185 127V125H184V124H185V123H184L185 120H184V122H183V123H184V124H183L184 126H183L182 128H179V127L181 126V125H178V123H179V121H180ZM255 119H259V118H255ZM63 120H64V119H63ZM151 120H154V121H155V124H156L155 127H154L153 122H152V123L150 122ZM253 120H254V119H253ZM259 120H262V119H259ZM259 120H258V121H259ZM40 121H41V122H40ZM66 121H68V120H66ZM103 121H104V123H103ZM177 121H178V122H177ZM8 122H9V120L7 121V124H8ZM11 122H12V121H11ZM17 122H18V120L16 121V124H17ZM28 122H30V119H29ZM220 122H222V123H220ZM223 122H224V123H223ZM253 122H254V121H253ZM253 122H251V123H253ZM256 122H257V121H256ZM256 122H255V123H256ZM19 123H20V122H19ZM24 123H25L27 126L24 127ZM160 123H161V122H160ZM180 123H181V122H180ZM180 123H179V124H180ZM187 123H188V122H187ZM187 123H186V125H187ZM213 123H214V124H213ZM161 124H162V123H161ZM216 124H217V125H216ZM219 124H220V125H219ZM221 124H222V125H221ZM101 125H102V126H101ZM128 125H129V124H128ZM208 125H209V126H208ZM233 125H234V126H233ZM235 125H237V126H235ZM16 126H17V125H16ZM36 126H35V127H36ZM57 126H58V125H57ZM96 126H95V127H96ZM120 126H121V127H120ZM232 126H233V127H232ZM251 126H252V125H251ZM254 126H255V125H254ZM254 126L251 127V129L254 130V131L252 130L251 132H255V131H256L255 128H254ZM156 127H157L158 129H157ZM174 127H175V126H174ZM207 127H208V128H207ZM236 127H237V128H236ZM243 127H244V128H243ZM260 127H261V126H260ZM260 127H258V129H257L258 131H259V128H260ZM32 128L26 129V130H28V131H27V136H29L28 132H29V133H32V132H33V134H35V133L38 131V130L36 131L35 128H34V129H32ZM38 128H37V129H38ZM57 128H58V127H57ZM120 128H121V129H120ZM155 128H156L157 131L155 130ZM31 129H32V131L30 132L29 130H31ZM62 129H63V128H62ZM96 129H97V128H96ZM118 129H119V130H118ZM236 129H237V130H236ZM43 130L41 131V133L43 132ZM117 130H118V131H117ZM169 130H170V129H169ZM224 130H225V131H224ZM234 130H236L238 134H235V133H234ZM239 130H241V131H239ZM260 130L263 131L264 128H260ZM10 131H11V130H10ZM34 131H35V133H34ZM39 131H40V130H39ZM63 131H64V130H63ZM127 131H128V130H127ZM170 131H171V130H170ZM176 131H177V130H176ZM181 131H183V130H181ZM181 131H180V132H181ZM216 131H217V130H216ZM223 131H224V133H223ZM232 131H233V132H232ZM238 131H239L240 133H239ZM242 131H243V133H242ZM244 131H246V132H244ZM258 131H257V133H255V134H257L258 137H261V138H262V136H264V134H261L262 136H260L259 133H260L261 131H260L259 133H258ZM16 132H18L17 135H15V134H16V133H15L13 137H11V138H10V137H7V139L10 138L11 140H5V141H7L6 144H8V141H9V142H13L14 140L12 141V139H13V138L16 139V138L18 137V135H19L20 137L14 141L16 146H17L16 143H19L20 140H24V137H25V136H23V138L21 137V135L23 134V131H18V130H17ZM24 132H25V130H24ZM117 132H118V133H117ZM155 132H156V133H155ZM162 132H163V131H162ZM185 132L188 133L187 131H185ZM212 132H213V130H212ZM1 133L3 134L2 131H0V134H1ZM37 133H39V132H37ZM54 133H56V132H54ZM233 133H234V134H233ZM247 133L245 134V136H246V135L249 136L250 132H249L248 134H247ZM12 134H13V133H12ZM20 134H21V135H20ZM24 134H25V133H24ZM24 134H23V135H24ZM33 134H32V135H33ZM39 134H40V133H39ZM61 134H62V133H61ZM113 134H114V135H113ZM116 134H120V135L117 136ZM122 134H123V133H122ZM126 134H127V133H126ZM207 134H208L212 139L208 138L209 136H207ZM231 134H233V135H231ZM255 134H254V135H255ZM7 135H8V134H7ZM9 135H10V134H9ZM32 135H30V136H32ZM95 135H96V139H95ZM112 135H113V136H112ZM115 135H116L117 137H116ZM160 135H161V133H160ZM160 135H159V136H160ZM172 135H173V134H172ZM238 135H239V136H238ZM240 135H241V136H240ZM254 135H253V138H254ZM16 136H17V137H16ZM33 136H34V135H33ZM52 136H53V135H52ZM54 136H55V135H54ZM58 136H59V135H58ZM61 136H62V135H61ZM102 136H103V138H102ZM111 136H112V138H111ZM125 136H126V135H125ZM153 136H154V137H153ZM159 136H158V139H156L157 142H159V141H158L159 138H160ZM219 136L221 137V139H220ZM224 136H225V137H224ZM226 136H227V138H226ZM233 136H234L235 138H234ZM236 136H237V137H236ZM255 136H256V135H255ZM257 136L255 137L257 140H255V138L253 139V138L251 137V142H252V143H251L250 147H251V148H254V150L252 149L254 153L258 152L259 150H262V149H261V145H262V144H261L260 142L263 141V139H264V138H263V139H259V138H257ZM15 137H16V138H15ZM35 137H37V136L35 135ZM38 137H39V135H38ZM106 137H107V139H106ZM230 137L232 138V140H231ZM21 138H22V139H21ZM26 138H27V137H26ZM31 138H32V137H31ZM31 138H30V140H31ZM121 138H124V137L122 136ZM121 138L118 139V140H120V142H119L118 140L115 141L116 144H119V143L122 142ZM179 138H181V139H179ZM184 138H185V139H184ZM194 138H195V139H194ZM224 138H226V139L224 140ZM248 138H249V137H247V139H248ZM0 139H4V138H2V136H1ZM32 139H33V138H32ZM34 139H35V138H34ZM51 139H52V138H51ZM229 139H230L231 142H229ZM233 139H234V140H233ZM252 139H253V141H252ZM17 140H18V141H17ZM26 140H27V139H26ZM201 140H202V142H201ZM209 140H210V141H209ZM221 140H222V141L224 140L223 142H224L225 144H224L223 142H220ZM248 140H249V139H248ZM248 140H247V141H248ZM254 140H255L256 142H255ZM258 140H259V141H258ZM3 141H4V140H3ZM3 141H2L1 143H3ZM52 141H53V139H52L50 142H52ZM58 141H59L60 144H61V141H60V140H58ZM92 141H91V142H92ZM123 141H124V139H123ZM131 141H132V143H131ZM211 141H212V143H210ZM257 141L260 143V145L257 144ZM14 142H13V143H14ZM22 142H23V141H22ZM24 142H25V141H24ZM24 142H23V143H24ZM26 142H27V141H26ZM33 142H34V140H33L31 143H33ZM50 142H49V143H50ZM101 142H102V143H101ZM115 142H114V143H115ZM198 142H196V143H198ZM215 142H214V143H215ZM13 143H11V144H13ZM27 143H29L28 146L31 145V144H30V141L27 142ZM27 143H25V146H26ZM34 143H35V142H34ZM87 143H88V146H89L90 143H89L88 141H87ZM87 143H86V144H87ZM92 143H93V142H92ZM122 143H123V142H122ZM128 143H125V144L127 145ZM196 143L193 144V142H192L191 145L193 144V146H194V147L196 146V148H197V147H198L197 145H198L199 143H198L197 145H195ZM220 143H221L222 146L219 147L218 145H219ZM4 144H5V143H3V145H4ZM36 144H37V143H36ZM62 144H63V143H62ZM62 144H61V145H62ZM86 144L84 143V144H81V145L84 146V145H86ZM97 144H96V143L91 144V147H88L87 145H86V147L84 146V149H83L84 151H83L82 149H79L80 151L82 150L81 152H83V155H82V158H81V156H80L81 159H79V157H77L79 160H76L77 162L75 161V162H76L75 164H77V165L74 164L76 167H73V170L76 168V171H78V173H81V172L83 171L82 169L84 168L83 165H85V166L87 165V164L84 163V162H85L84 160L88 159V157H89L90 162H92L91 164H94L95 166H96V164L98 163V162H96L97 160L99 161V159H101V161H100L99 163H101L102 161H104V156H102V155H101L102 157L99 156V152H98V151H96V153L98 152V154H96V155H98L99 157H97V156L95 155L94 149L96 150V148H100V147H102L100 144H99V146L97 147ZM105 144H109V142H106ZM116 144H115V147H116V149H117L118 147L116 146ZM135 144H136V143H135ZM152 144H153V143H152ZM156 144H157V143H156ZM217 144H218V145H217ZM249 144H250V141H249ZM252 144H253V145H252ZM15 145H14V146H15ZM19 145H21V144L19 143L18 146H19ZM81 145H80V146H81ZM95 145H96V146H95ZM109 145H110V144H109ZM109 145H108V146H109ZM113 145H114V144L112 143V146H113ZM120 145H121V144H120ZM122 145H123V144H122ZM157 145H158V144H157ZM200 145L202 146V144H200ZM207 145H208V144H207ZM254 145H255V146H254ZM9 146H12V145H9ZM14 146H13V147H14ZM16 146H15V147H16ZM54 146H55V145H54ZM59 146H60V145H59ZM108 146H107V147H108ZM110 146H111V145H110ZM118 146H119V145H118ZM212 146H213V147H212ZM217 146H218V147H217ZM227 146H228V145H227ZM230 146H231V145H230ZM230 146H229V147H230ZM247 146H249V145L247 144ZM258 146H260V148H259ZM1 147H2V149H3V146H1ZM19 147H21V146H19ZM57 147H58V146H56V147L53 148V150H56V149H57V151H56L54 154H56V153H57V155H58V154H62V152H63L64 150L62 149L63 151H61V153H58L61 149H59V147H58V148H57ZM63 147H64V146H63ZM107 147L105 146L106 150L108 149ZM115 147H114V148H115ZM140 147H141V146H140ZM206 147H209V146H204V148H206ZM5 148H6V147H5ZM5 148H4V149H5ZM11 148H12V147H10V150H11ZM60 148H61V147H60ZM79 148H81V147H79ZM103 148H104V147H102V149H99V151H101V152L104 151L105 148H104V150H103ZM198 148H199V149H197V150L200 151V147H198ZM201 148H202V147H201ZM255 148H256V149H255ZM258 148H259V149H258ZM15 149H16V148H12V150H15ZM19 149H20V148H19ZM21 149H22V148H21ZM64 149H65V147H64ZM122 149H124V148L122 147ZM122 149H121V150H122ZM156 149H158V148H156ZM173 149H174V151H173ZM207 149H208V148H207ZM209 149H210V148H209ZM241 149H242V151H243V150L246 151V149H244L243 147H242ZM241 149H240V150H241ZM257 149H258V151H256ZM79 150H78V151H79ZM126 150H128V149H126ZM202 150H205V149L202 148V149H201V152H202ZM228 150H229L230 152H228ZM5 151H6V150L3 151V157H4V154H5ZM7 151H8V148H7ZM7 151H6V152H7ZM80 151H79V152H80ZM114 151L117 152V151H119V150H115V149H114L113 152H114ZM132 151H133V150H132ZM242 151H241V153H242L243 155H245V154L243 153L244 151H243V152H242ZM81 152H80V155L82 154ZM84 152H85V153H84ZM101 152H100V153H101ZM136 152H137V150L135 151V153H136ZM8 153H9V152H8ZM16 153H17V152H16ZM18 153H19V152H18ZM18 153H17V154H18ZM65 153H67V150H65ZM104 153H105V155H106V154H107V151L104 152ZM175 153H177V154H175ZM203 153H204V152H203ZM211 153H212V152H211ZM85 154H87V155H85ZM114 154H115V153H114ZM117 154H118V153H117ZM121 154H122V152H121ZM124 154H125V153H124ZM230 154H231V155H230ZM257 154H260V153H257ZM63 155H64V153H63ZM77 155H78V154H77ZM103 155H104V154H103ZM232 155H233V157L231 158ZM243 155H242V156H243ZM53 156H54V155H53ZM83 156H84L85 158H84ZM108 156H109V155H108ZM179 156H178V157H179ZM0 157H1V158H0V160H1V159H5V157H8V156H6V154H5V157H4V158L2 157V155H1ZM14 157H15V156H14ZM60 157H61V156H60ZM131 157H132V156H131ZM244 157H245V156H244ZM97 158H98V159H97ZM132 158H133V157H132ZM165 158H166V159H165ZM216 158H218V155L216 156ZM237 158H238V156H237ZM239 158H241V156H239ZM16 159H17V158H16ZM16 159H15V160H16ZM27 159H28V158H27ZM82 159H83L84 162L81 161ZM102 159H103V160H102ZM129 159H130V158H129ZM155 159H157V160H155ZM198 159H199V160H198ZM224 159H225V160H224ZM232 159H233V161H232ZM17 160H18V159H17ZM17 160H16V161H17ZM89 160H88V161L86 160L87 163L89 162ZM121 160H122V159H121ZM132 160H133V159H132ZM159 160H160V161H159ZM177 160H178V159H177ZM209 160H210V162H211L212 160H213V162H216L217 165H216V169H215V170L217 171V173H219V171H220L219 175L217 174V175H218V178H217L216 174H214V173H215V170L212 171V170H213V168H212V163H213V162H211V166H210V163H208ZM216 160H217V161H216ZM235 160H236V161H235ZM238 160H239V161H238ZM72 161H73V159H72ZM80 161H81V162H80ZM105 161H106V158H105ZM127 161H128V160H127ZM154 161H159V163L161 164V165H160V168H157V169H158L157 171H156L155 169L152 168V167H153V166H152V163H153ZM201 161H202V162H201ZM226 161H228V162L226 163ZM230 161H232V162H230ZM237 161H238V162H241V163H238V164H237ZM4 162H5V161H4ZM122 162H123V161H122ZM122 162H119V164H120V163L122 164ZM130 162H131V161H130ZM245 162H246V161H245ZM7 163L10 164V161H8ZM11 163H12V162H11ZM18 163H19V162H18ZM59 163H60V162H59ZM81 163H84V164L82 165ZM128 163H129V162H128ZM219 163H221V164H219ZM252 163H253V162H252ZM106 164H108V163L106 162ZM117 164H118V163H117ZM218 164H219V165H218ZM239 164H240V165H239ZM254 164H256V165H254ZM15 165H16V163H15ZM66 165H67V163H66ZM80 165H82V166L80 167ZM88 165H89V164H88ZM99 165H102V166L104 167V163H102V164H98V165L96 166V167H97L96 170L94 169L95 167H94L93 165H91V168H90V169H94V170H92V171H94V172H95V171H98V170L102 167V166H101L100 168H98ZM110 165H111V164H110ZM238 165H239V167H237ZM253 165H254V167H257L258 164L255 163V162H254L253 164L250 163V166H251V167H253ZM262 165H263V164H262ZM9 166L12 167L11 165H9ZM9 166H8V167H9ZM29 166H31V165H29ZM71 166H72V165H71ZM71 166H70V168H71ZM92 166H93L94 168H93ZM112 166H113L114 172L111 171V170H113V169H112L111 166H110L111 170H110L109 174H110V175H114V176H112V177H113V179L115 178V180L113 181V179L111 178L110 181H111L112 184L109 183L111 187L108 188V190L106 189V190L108 191V192H107V191H106V192L109 193V194H107V193H106V194L108 195V196H107V199L110 198L109 200H111V198H112L115 202L119 203L118 201L122 200V199H119V197L122 196V195H120L118 192L122 193L121 191H124V190H125L124 188H121V187H122V184H121V183H124V182H123L124 179H125V182H126V180H128V178H125V176H124L125 173L123 174V172H120V169H121L122 167H123V169H125V168H124L125 164H124L123 166L121 165V167L119 166L120 168H119L118 165H116V164H115V165L112 164ZM114 166H117V167L119 168V170H117L118 168H116V167H114ZM242 166H241V167H242ZM246 166H247V164H246ZM14 167H16V166H14ZM19 167H20V166H19ZM67 167H68V165H67ZM67 167H66V168H67ZM78 167H80L81 172H80V170L78 169ZM103 167H102V168H103ZM125 167H126V166H125ZM157 167H159V165H158ZM219 167H220V169H219ZM243 167H242V168H243ZM262 167H263V166H262ZM21 168H22V167H21ZM26 168H27V167H26ZM28 168H29V167H28ZM31 168H32V167H31ZM63 168H65V165H64ZM106 168H107V167H106ZM106 168H105V169H106ZM108 168H109V165H108ZM110 168H109V169H110ZM115 168H116V169H115ZM128 168H126V169H128ZM192 168H193V169H192ZM210 168H211V170H210ZM234 168H235V169H234ZM245 168H247V167H245ZM11 169H13V167L10 168V170H11ZM14 169H15V168H14ZM67 169H68V168H67ZM86 169H87V168H86ZM129 169H128V170H129ZM191 169H192V170H191ZM236 169H238V170H236ZM5 170H6V171H4V172H5L4 174H5V176H6L8 173L12 175V171L14 172L16 169L10 171L9 169L6 168ZM68 170H69V169H68ZM70 170H71V169H70ZM88 170H89V169H88ZM107 170H108V169H107ZM128 170H125V172L128 173V172H129ZM0 171H1V170H0ZM7 171H10V172L6 173ZM16 171H17V170H16ZM85 171H86V170H85ZM89 171H90V170H89ZM116 171H117L118 173H117ZM18 172H19V171H18ZM21 172H22V171H21ZM27 172H29V170H27ZM30 172H31V171H30ZM30 172H29V173H30ZM66 172H67V170H66ZM74 172H75V171L72 172V170H71V173L69 172L70 174H69L68 172H67V173H68L69 176H70V180H71V174H72V177L76 178V181H77V183H78L77 177H78L79 175H82V174H77L76 172H75V173H74ZM87 172H88V171H87ZM112 172H113V173H112ZM211 172H212V173H211ZM15 173H16V172H15ZM67 173L65 174L66 176H67ZM103 173H104V172H103ZM115 173H116V174H115ZM129 173L133 175L132 172H129ZM24 174H25V173L23 172V173H22V176H24ZM75 174H77L78 176L75 177V176H76ZM86 174H87V173H86ZM86 174H84V175H86ZM119 174H123V177H122L121 175L119 176ZM134 174H135V173H134ZM212 174H213L214 176H212ZM242 174H243V172H242ZM14 175H15V174H14ZM27 175H28V174H27ZM33 175H34V174H33ZM73 175H74V176H73ZM94 175H97V174L95 173ZM102 175H103V174H102ZM115 175H116V176H115ZM224 175H225V176H224ZM226 175H227V176H226ZM69 176H68L67 178H69ZM88 176H89V177L92 176V175H90V172H89V175L85 176L86 179H87V181H89V179L87 178ZM129 176H131V175H129ZM173 176H175V179H176V177L179 178L180 185H178V183H179V182H178V183H177V185H178V188H177V189H176L177 185H176V186L174 185V187H175L174 189H176V190H173V192H172V189L170 190V189H169L170 187L168 188V186H167V185L171 186V184H169V183L167 184V182H168ZM211 176H212L213 178L216 177V178H214V179H215V182H214V180L210 181V180H211ZM223 176H224V177H223ZM237 176H238V177H237ZM262 176H264V175H261V174H260L258 180H260V177H262ZM6 177H7V176H6ZM14 177H15V176H14ZM18 177H19V176H18ZM29 177H30V175H29ZM31 177H32V176H31ZM36 177H38V176H36ZM36 177H35V178H36ZM46 177H47V176H46ZM62 177H63V176H62ZM85 177L82 176L83 179H84ZM94 177H95V176H94ZM120 177H122L123 179L120 178ZM219 177H221V179H222L223 182H224V180H226V181L229 180V181H228V182L225 181V182L223 183ZM225 177H226V178H225ZM236 177H237V178H236ZM19 178H21V175H20ZM23 178H25V176H24ZM27 178H28V177H27ZM47 178H48V177H47ZM118 178H120V180H122V181H120L121 183L118 182V181H119ZM173 178H174V177H173ZM213 178H212V179H213ZM224 178H225V179H224ZM233 178H234V179H233ZM240 178H241V179H240ZM0 179H1V177H0ZM8 179H9V178H8ZM8 179H7V180H8ZM29 179H30V178H28V180H29ZM33 179H34V178H33ZM38 179H39V178H38ZM49 179H50V178H49ZM62 179H64V178H60V179H57V180H56V179H55V180H54V179H51V180H53V182H54V181H57V182L59 183L60 181H62ZM65 179H66V177H65ZM72 179H73V178H72ZM79 179H80V178H79ZM103 179H105V177H104ZM219 179H220V182H222L221 184H220L219 181H217V180H219ZM231 179H233V180H231ZM235 179H236V180H235ZM2 180H3V179H2ZM2 180H0V181H2ZM39 180H40V179H39ZM39 180H38V182H39ZM42 180H43V179H42ZM46 180H47V179H45V181H46ZM67 180H68V179H67ZM70 180H69V181H70ZM73 180H75V179H73ZM95 180H97V179H95ZM116 180H117V182L119 183L120 186H119V185H118V186H119L120 188H118V186H116V184H113V182L115 183ZM130 180H131V179H130ZM161 180H163L162 182H164V183H161ZM33 181H37V180H33ZM43 181H44V180H43ZM48 181H49V180H48ZM84 181H85V180H84ZM87 181H85V182H87ZM97 181L99 182V180H97ZM102 181H103V180H102ZM104 181H105V180H104ZM133 181H134V180H133ZM216 181H217V182H216ZM235 181H236V184H235ZM260 181H261V180H260ZM260 181H259V182H260ZM262 181H263V180H262ZM57 182H55V183H57ZM62 182H63V181H62ZM98 182H97V183L95 182V183H96L97 185H100L99 187L101 188V184H102V182H101V181H100L101 183H98ZM127 182H128V181H127ZM136 182H137V181H136ZM172 182H173V181H172ZM176 182H177V181H176ZM218 182H219V183H218ZM229 182H230V183H229ZM256 182H258V181H256ZM1 183H2V182H1ZM44 183H45V182H44ZM49 183H50V182H49ZM68 183H69V182L67 181V185H65V187H63V186H64L63 184H62L63 186H62V185H61V186H62L63 188H66V186H68V188H69L70 184H74V185H75V181H74L73 183H70V184H68ZM79 183L81 184V181H80ZM174 183H175V182H174ZM214 183H216V184H214ZM217 183H218V184H217ZM226 183H228V184H226ZM239 183H240V185H241L242 181H240ZM260 183H261V185H262V182H260ZM60 184H61V183H60ZM60 184H56V186H55L56 189H57L58 186L60 187ZM64 184H65V183H64ZM80 184H79V185H80ZM87 184H88V182H87ZM129 184H130V182H129ZM129 184H128V186H127L128 191H129V186H130ZM219 184H220V185H219ZM222 184H223V186H221ZM16 185H19V184H16ZM16 185H15V189H14V190L12 189V191H15V190L19 189V188L16 187ZM44 185H45V184H44ZM76 185H77V184H76ZM76 185H75V187H76ZM79 185H78V186H79ZM112 185H114V186H112ZM123 185H124V184H123ZM210 185H211V186H210ZM213 185H214V187H213ZM215 185H216L217 187H215ZM218 185H219V188H218ZM0 186H1V187H0V190H2V187H3L2 184H1ZM46 186L49 187L50 185L48 184V185H46ZM51 186H52V184H51ZM81 186H82V185H81ZM83 186H86V188H88V186H87L86 184H84V183H83ZM83 186H82V187H83ZM124 186H125V185H124ZM258 186H260V185L258 184ZM20 187H21V186H20ZM62 187H60V188H62ZM73 187H74V186H73ZM99 187H98V188H99ZM125 187H126V186H125ZM220 187H221V188H220ZM239 187H240L241 189H243V190H245L244 188H246V186L244 187V184H242V185L239 186ZM242 187H243V188H242ZM13 188H14V187H13ZM21 188H22V189H21ZM21 188L19 189V191H17V192L15 191V192L11 193V194H13V195H14V193L16 194V195H14V196H16V197H14L16 200L13 198V199H14V202L12 201L13 199L10 198V196H9V197H6V198H7V201H9V202H8V203L5 202V203H6V204L4 203L5 205L2 203L4 207L2 208V209H3V216H0V219H1V220H0V224L2 223L3 219H6V220H4V221H5V223H4V225H5L4 230L2 229L3 226H4V225H2L3 223L0 225V257H2V258H3V256H5V254H6V256H10V257H11V256L14 254V253L12 254V252H15L14 249H13V247H15V246H11V248H10L8 251H6V244H7V241H8L9 233H12V235L14 234V235H15L14 238H16V239L20 242V241H22V239H23V241H24V238L26 237L25 232H28L27 234H29V235L32 236L34 233L36 234V232H35L34 230H36V231L39 230V228H38L39 226H44V227H45V224H49V226L51 225V226H52L51 229L54 228V230H56V231H58V232H59V231H62L63 229H66V228H71L70 226H72V224L74 223V222H73V219H74L75 215H79L80 212L83 210L81 207H82V206L85 207V205H86V204H83V202H82V206H78V208H77V207H72V208L69 209L68 206H67V204H68V200L66 199V196H65L64 190H62V191H60V192H55V191H53V192H49V193H50L49 196L47 195V197H46V198H49V203H48L49 205L46 204L45 206H43L44 204H42V206L44 207V208L42 207L43 209H42L41 207H40L41 209L38 207V208L42 211V213H43V215L40 216V215L42 214L41 211H40V213H41V214L39 215L40 219H39V218L35 219L36 217H34V216L32 217V213H31V217H29L30 215H28L27 218H25V219L21 222V224H19V225H22V227H23L24 229H23V228H22V229H18L17 226H16V224H13V223L10 222L11 220H9L8 215L11 216L12 214H15V213L18 211V210H17L18 208H17V209H15V208L18 207V206H20L19 208H21V206L24 207V208L27 207V210H28V208L30 209L31 207L29 206V203H30L29 201L32 200V201L34 202V199H33L32 196H34V195H36V194H41L40 196H42V193H40L39 190H38V193H36V192H34L32 189H31L30 191L28 190V192H27V190L24 191V187H23V186H22ZM76 188H77V187H76ZM100 188H99V189H100ZM114 188H116L117 191H116V189H114ZM135 188H136V189H135ZM200 188H201V189H200ZM213 188H216V189H213ZM262 188H263V187H262ZM27 189H28V188H27ZM53 189H55V188H53ZM77 189H78V188H77ZM99 189H98V190H99ZM120 189H122V190H120ZM123 189H124V190H123ZM133 189H134V190H133ZM211 189H212V190H211ZM259 189L262 190V189H261V186L258 187V191H260ZM67 190H68V189H66V191H67ZM224 190H225V189H224ZM224 190H220L219 193H220L221 191H224ZM71 191H72V190H71ZM71 191H70V189H69L68 192H71ZM86 191L88 192L89 189H87V190L84 191L85 194L83 193V194H82L83 196H80L81 200H83L82 198H84V196L87 194ZM95 191H96V190H95ZM110 191H113V192H110ZM114 191H115L117 197H116V195L114 194ZM214 191H215L216 193H215ZM232 191H233V190H232ZM54 192H55V193H54ZM75 192H78V190H75V188H74L73 191L71 192L72 194H70V196H68V197H70V198L73 199V196H74ZM79 192H80V191H79ZM89 192H90V191H89ZM96 192H97V191H96ZM224 192H225V191H224ZM35 193H36V194H35ZM94 193H95V192H94ZM94 193H91V194H93V195L96 194L95 196H99L98 192L95 193V194H94ZM101 193H103V192H101ZM101 193H100V194H101ZM111 193H113V194L111 195ZM135 193H137V194H135ZM234 193H235V192H234ZM245 193H246V191H245ZM259 193H260V194H261V193L264 194L263 191L258 192V194H259ZM0 194L2 195V193H0ZM91 194H89V195L87 194V198H88V199L86 198L87 200H91V198L88 197V196H90ZM97 194H98V195H97ZM106 194H104V196H105ZM134 194H135V195H134ZM235 194H236V193H235ZM1 195H0V196H1ZM43 195H44V194H43ZM71 195H72V196H71ZM101 195H103V194H101ZM114 195H115V196H114ZM118 195H119V197H118ZM236 195H238V192H237ZM236 195H235V196L233 195V197H236ZM17 196H18V197H17ZM104 196H103V197H104ZM113 196H114V197H113ZM202 196H203V197H202ZM216 196H215V197H216ZM259 196H260L259 199L262 200V198H263L262 195H258V197H259ZM12 197H13V196H12ZM85 197H86V196H85ZM108 197H109V198H108ZM115 197H116V200H118V201L115 200ZM137 197H138V198H137ZM139 197L141 198L140 200H139ZM220 197H221V196H220ZM0 198H1V197H0ZM35 198H37V201H38V196H37V195L35 196ZM95 198H97V197H95ZM105 198H106V197H105ZM120 198H121V197H120ZM127 198H128V197H126V198H124V199L127 200ZM231 198H232V197H231ZM231 198H225L226 201H225V200H224V201L227 202V203H231ZM238 198H239V196H238ZM238 198L236 197V199H238ZM8 199H9V200H8ZM11 199H12V200H11ZM41 199L44 200V199H45L44 196H43ZM86 199H84V202H85V201L87 202ZM102 199H103L102 202H104V201H105L104 198H102ZM128 199H129V198H128ZM213 199H214V200H213ZM35 200H36V199H35ZM76 200H79V199H76ZM109 200H107L108 203L106 202V203H107V208H109V210H108L107 208H104V207H106V204H105V206H104L102 202H101L100 206H97L96 208H97L98 211H99V207H101V206L103 205V206L101 207L102 212L108 210V213H109V214H107V213H106L107 211H106V212H105L106 214L104 213L103 215H106V218L108 217V218H107L108 221L111 220V218H112L111 221H113L112 224H114V222L116 223V221L119 222V221L117 220L119 217L116 218V215H114L115 217H112V216H113V215H112V207H109V206H112V205H113V206H114V209H115V208H118V211H120V212H121L122 208L115 207V205H116L117 203H115V202L112 200V201H113L112 203H115V205H114V204H112L111 201H109ZM227 200H228V201H227ZM229 200H230V201H229ZM261 200H258V199L255 200V202L259 201V202L256 203L257 206L254 205L255 202H254V204H253V203H250V202L254 201V199H252V200L249 199V200H248L249 203H247V204L245 203V204H246L245 206H247L248 208L251 207L252 204H253V206H252L251 209H248L247 207L245 208L247 211L249 210L248 213H249L251 216H252V213H253L254 211H257V210H258V208H259L258 204L261 203V204L263 205L264 201L261 202ZM263 200H264V199H263ZM10 201H12L13 203H10ZM15 201H18V202H15ZM39 201H40V200H39ZM129 201H130V200H129ZM142 201H143V203H142ZM214 201H215V202H214ZM232 201H233V203H234V202H236L237 200H234V198H233ZM86 202H85V203H86ZM93 202L95 203V200H94ZM109 202H110V204H109ZM127 202H128V201H127ZM9 203H10V204H9ZM34 203H35V204H34ZM34 203H33V205H36V201H35ZM76 203H77V202H76ZM78 203H79V201H78ZM96 203H97V202H96ZM124 203L127 204L126 201L124 202V200H123V203H122V202L119 203V206H121V207L126 206ZM135 203H136V201H135L133 204H135ZM183 203H186L189 207H186L187 205H186V204H183ZM189 203L191 204V206H190ZM201 203H202V204H201ZM205 203H206V204H205ZM212 203H213V204H212ZM215 203H216V204H215ZM13 204H14V205H13ZM27 204H28V205H27ZM111 204H112V205H111ZM136 204H137V203H136ZM209 204H211V205L209 206ZM248 204H250L251 206H248ZM6 205H8L9 207H8V208L5 207ZM23 205H25V206H23ZM30 205H31V203H30ZM79 205H81V202L79 203ZM92 205H93V204H92ZM97 205H98V203H97ZM130 205H132V204H131V201H130ZM201 205H202V206H201ZM213 205H216V206L214 207ZM224 205H225V203H224ZM234 205H235V204H233V206H234ZM38 206H41V204L38 205ZM93 206H94V205H93ZM95 206H96V205H95ZM95 206H94V207H95ZM14 207H15V208H14ZM91 207H92V206H91ZM183 207H184V208H183ZM185 207H186V208H185ZM217 207H218V206H217ZM254 207H255V208H254ZM4 208H5V209H4ZM10 208L13 209V211L11 210L12 214H11V212H10ZM33 208H35V207L33 206ZM79 208L82 209V210L80 211ZM85 208L87 209V205H86ZM102 208H103V209H102ZM124 208H125V207H124ZM126 208H127V207H126ZM142 208H144L143 205H141L140 209L142 210L141 212L144 213L145 211H143ZM145 208H144V209H145ZM153 208H154V207H153ZM260 208H264V207L260 205ZM260 208H259V210H262V213H263L264 209H260ZM0 209H1V208H0ZM14 209H15L16 211H15ZM128 209H129V208H128ZM180 209H181V210H180ZM245 209H244V210H245ZM253 209H254V211H253ZM4 210H5V211H4ZM8 210H9V211H8ZM30 210H31V209H30ZM145 210H147V209H145ZM192 210H194V209H192ZM200 210H199V211H200ZM205 210H206V211H205ZM246 210H245V212H246ZM250 210H251V211H250ZM1 211H2V210H0V212H1ZM7 211H8V212H7ZM109 211H110L111 213H110ZM122 211H123V210H122ZM127 211H128V210H127ZM154 211H157V209H155ZM154 211H153V212H154ZM187 211H190V210H187ZM187 211H186V212L183 211V212H185L186 214H191V212H188V213H187ZM13 212H14V213H13ZM86 212H87V211H86ZM94 212H95V211H94ZM96 212H97V210H96ZM96 212H95V214L92 212L93 215H95V216H91V214H90L89 216H91V217H88V216H87V218H86L84 215H82V218H83V216H84V218H86L85 221H84L85 223H84L83 221H81L82 224H83V226H81V225H79V224H78V226H75V231H74L75 233H74V234H78L79 236H76V237L73 236L74 238H73L72 240H74V239L76 240V238H78L77 240H78V241L80 240V242H81V239H82V245L76 240V245L79 244V247H78V246H74V247H73L74 249H75V248L77 249V247H78L79 250H77V252H78V251L80 252V249H82L83 247L85 248L84 245L86 244V242L88 243V239H87V241L85 240L86 242L84 241L85 236H84V238H79V237H80V232L77 233V231H79V230L84 231V229H85V230H86L85 232H87L88 229H90L91 231H94V232L96 233V236H97V237H98V234H99V236H100V237L96 238V241H95V242H100V241L102 240V241L100 242L101 245H100V244H98V245L102 246V243H103L104 248H103V246H102V247H100V246L96 247V249H97V248L99 249V252H100L101 250H103V249H104V250L106 249V251L108 252V250H109L110 248L115 247V248H113L112 250H113L114 252H115V250H116V252H117V250H118V255L121 254L119 258H121V256H122L124 261H125L126 259H127V261H128V259H129V260L132 259V261H133V260H134V261L136 260L135 263H136V262H137V263L139 262L138 264H142L143 262H144V264H145V263H146V264H147V263H148V264H192L193 261L195 262V260L197 261L198 259H201V262H200L199 264H213V261H214L215 257H216V259H215V262H214V263H217L218 261L221 262L219 259H218V261H216V260H217V255H218V258H219V256L222 257V255H220L219 252H218V254H217V252H215L216 255H215V253H214V251L217 249V246L220 244V245H219V247H220V246L222 245L221 243H223V245L225 246V245H226L225 243H226V241L228 240V238L230 239V237H228L227 240H226V237H225V238H224V239L226 240L225 242H223V241H224L223 239H222V242H221V241L219 242V240H220V239H219V240H218V243H217V242H214V240L212 241V239H214V237H213L214 235L212 234L211 237H210V236H209V234H210L209 230H207V231H202L203 229H204V230L206 229L205 226H204L205 228L201 229V231H202V232H206V233L203 234V233L201 232V234L199 233L200 235H198V233H197L198 231L195 230V227H196V220L198 221V219H194V218H192V219H194L195 221L192 220V219H191L190 221L187 220L188 223H186V221H185V223L188 224V225H187L186 228L184 227L185 225H183V229H184V231L182 232L183 235L185 234V236H188V237H184V236L182 235V239H183V237H184L185 239H183V240H186V239H187V241H188V238L191 237V241L189 240L191 243L188 241V242H189V245H187L188 243H185V241H184V243H185V244H184V243H183V240H182V241L180 242V243H183V244H182V248H181V244H179V242H178V247H179V248L176 247L175 249H173V251L175 250L174 252L171 250V251H172V253H171V252L168 250V246H169V244L171 245V243H173V241H174V242L178 241V239H180L181 236H180V237H178V236H176V235L172 236L171 234H174V232H172L173 230L171 231L170 226H167L170 230H169L168 228H166V226L164 227L163 231L161 230L162 232H165V231L167 232V231L169 230L168 233H166V232L163 233L164 235L167 234V235H168L167 237H164V236H163V237H164V238H163L162 236H159L158 240H159V239H160L159 241L162 240L161 243H160L159 241H158L159 243L156 241L158 244H152V243H153V242H151L152 239H151V241H150L149 238H148V236H145V237L148 238V240L144 237L145 240H142V242H141L140 237L137 238V237L132 236V235H129V234H127V233H125L126 235H125L124 233H121V234H120V233H119V232L121 231V230H120V228H121V227H120V226H121V225H120V222H119L118 225H117L118 227H120V228L118 229V228H116V227H117L116 225H112V224L109 225V224H107L108 222H107V219H105V216H102V217L105 219V220H104V219L102 218V220H104V222H103V221L101 220V216H99V215H101L102 213L100 212L101 214H99V212H97V214H98V215H97ZM148 212L150 213L149 216L151 217V210H150V211L147 210V215L149 214ZM153 212H152V213H153ZM214 212H216V210H215ZM242 212H243V211H242ZM242 212H241V213H242ZM251 212H252V213H251ZM257 212H258V211H257ZM257 212H256V213H257ZM1 213H2V212H1ZM7 213H10V214H7ZM115 213H116V212H115ZM115 213H113V214H115ZM123 213H128V212H123ZM156 213H157V212H156ZM156 213H155V214H156ZM211 213H212V212H211ZM238 213H239V211H238ZM246 213H247V212H246ZM258 213H259V212H258ZM6 214H7V216H6ZM29 214H30V213H29ZM85 214H86V213H85ZM88 214H89V213H88ZM145 214H146V213H145ZM214 214H215V213H214ZM228 214H229V218H231L232 216H233V218H235L234 220L236 221L237 226H238V224H239V226H240V225H241L240 223H242L243 221H244L245 223L248 222L247 224H249V226H250V223H252V221H253L254 219H256V218L258 219V217L256 216L257 214H253V216H252L253 219L250 220V222H249V218H251V217L247 216V214H246V215H245V218H243V216L239 214L238 216H240V217H239V222H238V219L236 218V217H238V216L234 217L235 215H231L230 213H227V215H228ZM232 214H233V213H232ZM249 214H248V215H249ZM259 214H260L259 217H262V216H261V212H260ZM0 215H1V214H0ZM96 215L99 217V219H97V216H96ZM107 215H109V216L111 215V216L109 217V216H107ZM129 215H130V214H129ZM243 215H244V214H243ZM120 216H121V218H122V214H121ZM152 216H153V214H152ZM154 216H155V215H154ZM154 216H153V217H154ZM160 216H159V217H160ZM188 216H190V215H188ZM210 216H211V217H209V218H210L209 221L212 222V223L210 222V225H214V224L217 225V224H219L218 222H219V218H220V217L217 218L218 222L216 221V223H215L214 220H216V218L214 217V219H212V218H213L212 216H214V215L212 214V215H210ZM230 216H231V217H230ZM246 216H247V217H246ZM254 216H255V217H254ZM2 217H3V218H2ZM28 217H29V218H28ZM80 217H81V216H80ZM150 217H149V218H150ZM159 217L157 218V215H156L157 220H155L154 218H153V220L158 221V220H159ZM161 217H160V218H161ZM164 217H165V218H164ZM192 217L200 218L201 216H200V214L197 213V212H194V213L192 212ZM221 217H222V216H221ZM225 217H226V216H223L224 220L222 219V221L225 222V224L222 225V227L229 226V223H230V222H233V224L231 223L229 228L232 229V228L236 227V226H234L235 222H234L233 218H232L233 221H230V222L228 223V225H227ZM241 217H242V222H240V221H241V220H240ZM84 218H83V219H84ZM113 218H114V219H113ZM187 218H189V217H187ZM190 218H191V217H190ZM226 218H228V217H226ZM247 218H248V220H247ZM7 219L9 220L10 225H9V222H7ZM220 219H221V218H220ZM236 219H237V220H236ZM243 219H246V220H243ZM120 220H121V219H120ZM162 220H160L159 222H161ZM228 220H229V219H227V222H228ZM263 220H264V218H263ZM105 221H106V223H105ZM183 221H184V220H183ZM201 221H202V220H200V222H201ZM220 221H221V220H220ZM6 222H7V223H6ZM100 222H101V224H100ZM121 222H123V221H121ZM129 222H130V221H129ZM162 222H163V221H162ZM169 222H166V224H168ZM173 222H174V223H173ZM200 222L198 221L197 223L200 224ZM213 222H214V224H213ZM253 222H255V221H253ZM261 222H262V224H263V221H262V220H261ZM261 222H260V223H261ZM109 223H110V222H109ZM124 223H125V222H123L122 224H124ZM260 223L258 224L257 228H258V227H261V226H264V224L260 226ZM80 224H81V223H80ZM105 224H106V225H109V226H106ZM116 224H117V223H116ZM126 224H128V223H126ZM126 224H124V225H126ZM199 224H198V225H199ZM201 224H204L203 221L201 222ZM221 224H223V222H222ZM242 224H243V226H242L243 228H246V227H247V226H246L247 224H246V225H245L244 223H242ZM19 225H18V226H19ZM119 225H120V226H119ZM161 225H162V224H161ZM216 225H215V226H216ZM231 225H232V226H231ZM244 225H245L246 227H244ZM15 226H16V227H15ZM113 226H114V227H113ZM181 226H182V225H181ZM251 226H252V225H251ZM254 226H256V224H255ZM10 227H11V228H10ZM12 227L15 228L13 231L17 230L16 233H15V232H10V231L13 229ZM78 227H80L81 229H80V228L77 229ZM109 227H110V228H109ZM127 227H130V226H126V228H127ZM201 227H203V226H202V225L199 226V228H201ZM210 227H211V226H210ZM240 227H241V226H240ZM252 227H253V226H252ZM252 227H250V228H252ZM6 228H7V229H6ZM16 228H17V229H16ZM19 228H20V227H19ZM83 228H84V229H83ZM111 228H112V229L114 228V229L112 230ZM165 228H166L167 230H166ZM199 228H197V230H199ZM255 228H256V227H253V230H254ZM25 229H26V231H24ZM33 229H34V230H33ZM82 229H83V230H82ZM130 229H131V228H129V232H130ZM172 229H173V228H172ZM235 229H236V228H235ZM246 229H249V227L246 228ZM21 230H23L24 232L21 231ZM110 230H111V231H110ZM117 230H118V231H117ZM122 230L125 231L126 229L124 230V229L122 228ZM193 230H195L196 233L194 232V234H192V235H194V236H191L190 233H192ZM232 230H234V229H232ZM236 230H237V229H236ZM259 230H260V229H258L257 231H259ZM261 230H264V228H263V229L261 228ZM31 231H32V232L34 231V233L32 234ZM112 231H113V232H112ZM114 231L117 232V235H116V236H117V238H118V239H117L118 241L115 240V238H114V237H116V236L111 235V232L114 233ZM123 231H122V232H123ZM170 231H171L172 233H170ZM185 231H189L190 233L188 232L189 234L187 233V235H186V233H184ZM240 231H241V230H240ZM37 232H38V231H37ZM85 232H84V233H85ZM132 232H134V231L132 230ZM132 232H131V234H132ZM207 232H208L209 234H207ZM260 232H261V231H260ZM91 233L93 234V232H91ZM91 233H90V234H91ZM257 233H258V232H257ZM263 233H264V231H263L261 234H259L260 237L263 235ZM88 234H89V233H88ZM119 234H120V235H119ZM135 234H136V236H137V233H135ZM244 234H245V233H244ZM244 234H243V235H244ZM14 235H13V236H14ZM93 235H94V234H93ZM124 235H125V236H124ZM133 235H134V234H133ZM141 235H142V233H141ZM160 235H162V234H160ZM170 235H171V236H170ZM243 235H240V236H242L243 238H244V237L247 238V236H245V235L243 236ZM112 236H114V237H112ZM119 236H120V237H119ZM122 236H123V237H122ZM138 236H139V235H138ZM87 237L89 238L90 235H88ZM92 237H93V236L91 235V238H92ZM111 237H112V238H111ZM160 237H162L163 239H161ZM174 237H175V238H174ZM177 237H178V238H177ZM193 237H194V238H193ZM242 237H241V238L238 237L239 240H240V239H241V241H242V240L244 241V239L246 240V238L242 239ZM99 238H101V239H99ZM215 238H216V236H215ZM97 239H98V240H97ZM142 239H143V238H142ZM175 239H177V240H175ZM189 239H190V238H189ZM250 239H251V238H250ZM13 240L15 241V239H13ZM13 240H12V241H13ZM64 240H65V239H64ZM75 240H74L73 242H75ZM94 240H95V239H94ZM180 240H181V239H180ZM216 240H217V238H216ZM260 240H262V238H261ZM9 241H11V240H9ZM18 241H17V242H18ZM89 241H91V240H89ZM145 241H147V243H146ZM149 241H150V242H149ZM187 241H186V242H187ZM228 241H229V240H228ZM243 241L241 242V244H238L236 247L233 246L234 248H232V250L228 249L229 251H231V255L228 256V254H227V256H228V257H232V255H234L235 257H239L240 255H245V254H247V256H248V254H251L252 251H253V249L250 248V245L248 246L247 243H243ZM19 242H18V243H19ZM83 242H84V245H83ZM93 242H94V241H93ZM234 242H235V241H234ZM238 242H239V241H237V243H238ZM15 243H16V241H15ZM18 243H16V244H18ZM20 243H21V244H20L19 247L22 246V242H20ZM65 243H67V241H66ZM89 243H90V242H89ZM89 243L86 244V246L89 245ZM150 243H151V244H150ZM213 243H214V245L217 244V245H216V249L213 247V246H214ZM215 243H216V244H215ZM235 243H236V242H235ZM239 243H240V242H239ZM13 244H14V242H13ZM13 244H12V245H13ZM16 244H14V245H16ZM66 245L68 246V243H67ZM66 245H65V246H66ZM71 245H72V242H71V244H69V246H71ZM73 245H75V243H73ZM91 245H92V243H91ZM176 245H177V242L175 243V246H176ZM179 245H180V246H179ZM183 245H185V248H186V249L183 247ZM186 245H187V246H186ZM233 245H234V243H233ZM80 246H81V247H80ZM211 246H212V248H211ZM8 247H9V245H8ZM17 247H18V246H17ZM71 247H72V246H71ZM88 247H89V246H88ZM91 247L93 248V246H91ZM219 247H218V249H219ZM15 248H16V247H15ZM36 248H37V247H36ZM38 248L41 249L40 247H38ZM66 248H67L68 250L71 249V251L73 250L72 248H70V249H69L68 247H66ZM89 248H90V247H89ZM100 248H103V249H100ZM107 248H109V249H107ZM224 248H225V247H224ZM183 249H185V251H183ZM210 249H214V250L211 251ZM218 249H217L216 251H218ZM11 250H13V251H11ZM36 250H37V251H35L34 253L31 251V253H30L29 255H30L31 257H32V256H34V257L31 258V257L29 256L31 259L28 258V260L26 261V264H27V262H28L29 260H32V259L35 260V256L40 255V254H39V250H38V249H36ZM92 250H93V249H92ZM104 250H103V251H104ZM112 250H111V251H112ZM5 251H6L7 253H5ZM33 251H34V250H33ZM84 251H85V250H84ZM89 251H91V250H89ZM210 251H211V252H210ZM8 252H9L10 254H9ZM74 252H75V251H74ZM74 252H73V254H74ZM77 252H76V253H77ZM79 252H78V255H79V254H82V253H85V252H83V251H82V253H79ZM212 252H213V253H212ZM220 252H221V254H222L224 251L222 252L221 249H220ZM225 252H226V251H225ZM35 253H36V254H35ZM37 253H38V254H37ZM76 253H75V254H76ZM86 253H88V252H86ZM100 253H102V251H101ZM111 253H112V252H111ZM228 253L230 254V252H228ZM41 255H42V253H41ZM76 255H77V254H76ZM83 255H84V254H83ZM83 255H82V256H83ZM99 255L101 256V254H99ZM108 255H110V254H108ZM116 255H117V254H116ZM118 255H117V256H118ZM224 255H226V253H224ZM82 256H81V257L77 256V257H78V259L80 258V260H82ZM102 256H103V253H102ZM102 256H101V257H102ZM117 256H116V257H117ZM214 256H215V257H214ZM234 256L232 257V259L234 258ZM245 256H246V255H245ZM245 256H244V257H245ZM247 256H246V257H247ZM12 257H14V255H13ZM12 257H11V258H12ZM25 257H26V256H25ZM83 257H85V256H83ZM107 257H108V256H106V257H104V258H107ZM110 257H112V256H110ZM113 257H114V255H113ZM124 257H125L126 259H125ZM221 257H220V258H221ZM240 257H241V258H244V257H242V256H240ZM246 257H245V258H246ZM5 258H6V257H5ZM7 258H9V257H7ZM38 258H40V257H38ZM75 258H76V257H75ZM119 258H116V259L119 260ZM225 258H226V257L224 256V258L221 259V260L223 261ZM247 258H248V257H247ZM26 259H27V258H25V260H26ZM71 259H72V257H71ZM99 259H100L99 263H100V262L103 263V262L101 261L102 258H99ZM113 259H114V258H113ZM113 259H112V260H113ZM15 260H17V255H16V254H15ZM74 260H76V259H73V262H75ZM84 260H85V258H84ZM112 260L109 261V259H107V263H109V264H113V263H112ZM227 260H228V259H227ZM248 260H249V259H248ZM250 260H251V259H250ZM250 260H249V261H250ZM254 260H255V259H254ZM254 260L251 261L252 264H264V258H263V256H262V258H260V259H257V260H255V261H254ZM35 261H36V260H35ZM85 261H86V260H85ZM85 261H83V264H86ZM124 261H123V262H124ZM134 261H133V262H134ZM229 261H230V262L232 261L231 258L229 259ZM37 262H38V259H37ZM105 262H106V261H105ZM110 262H111V263H110ZM119 262H120V261H119ZM119 262L116 261V262H114V264H116V263L119 264ZM121 262H122V261H121ZM219 262H218V263H219ZM223 262H224V264H225V262L227 263V261H223ZM223 262H221V263L223 264ZM243 262H244V260H243ZM245 262H246V260H245ZM253 262H254V263H253ZM30 263H31V261H30ZM34 263H35V262H34ZM79 263H80V261H79ZM79 263H78V264H79ZM107 263H106V264H107ZM127 263H128V262H127ZM129 263H130V262H129ZM135 263H134V264H135ZM228 263H229V262H228ZM228 263H227V264H228ZM22 264H23V263H22ZM31 264H33V261H32ZM44 264H45V263H44ZM46 264H47V263H46ZM80 264H81V263H80ZM97 264H98V263H97ZM131 264H132V263H131ZM231 264H233V263H231ZM243 264H245V263H243Z\"/></svg>", "mask_w": 264, "mask_h": 264}]
</instances>
